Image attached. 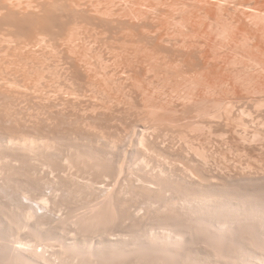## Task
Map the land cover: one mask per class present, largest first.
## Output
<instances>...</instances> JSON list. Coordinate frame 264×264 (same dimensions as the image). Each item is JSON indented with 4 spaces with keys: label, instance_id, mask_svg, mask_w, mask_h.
<instances>
[{
    "label": "rangeland",
    "instance_id": "obj_1",
    "mask_svg": "<svg viewBox=\"0 0 264 264\" xmlns=\"http://www.w3.org/2000/svg\"><path fill=\"white\" fill-rule=\"evenodd\" d=\"M86 2H87V4H88V6H89V8L91 9V10H93L94 9V7H95V10H96V12H95V10H93V11H91V13H90V11H86L85 10V8H86V6L84 7V6H81V7H83V8H80V9H76V11L78 12V14L79 15H77V16H81V17H77V20L79 21V23H81V24H87V25H85V26H87V28L88 29H86V28H84L83 29V25L81 26V24H80V27L79 28H81L82 27V32H84V39L81 41V42H83V44L80 42L79 44H78V42H79V40H78V42H77V49L79 50L77 53H79V54H81L80 56L82 57V56H84V57H80L81 59H84L83 61H84V63H88L89 64V66H91V68L89 67V69H90V71L92 72H90L88 75H83V76H81L80 74V76H78L76 73H75V71H72V70H68V69H72V68H69L68 67V65L66 66L65 64H67V63H64L65 61H66V58H67V60H68V56H70V53H72V52H69L68 50L67 51H65L66 49L65 48H60L61 50H57V52H56V49L59 47V45L55 48V45H54V48L52 47L51 49H50V46H48V48H43L42 47V50L43 49H45L46 50V52H45V50H43V53L42 52H39L38 54H40L39 55V57H38V59L36 58V56L34 57V58H32L31 59V61H32V63L30 62V63H27L28 64V68H24L25 66H27V64L25 65L24 64V67H19L18 65H17V68L19 67V69L21 70V68H23V71H24V73L22 74V72L23 71H21V72H17L16 71V74L14 73V75H12L13 73H7V74H3L2 72H0L1 74H0V78H2V82L0 81V83L1 84H4V85H1L0 84V86H3V87H0V90L1 89H3V91L1 90L0 92V95H2V96H0V98L2 99H0V106H2L3 108H1L0 107V133L1 132H3V133H1L0 135L1 136H3L4 134L5 135H13V136H15L16 134H17V136H15V137H19V138H21V137H32V136H34V138H38V140H39V138H41V137H38L39 136V134H40V136H45V135H51L52 133H55L56 131H52L53 129L54 130H57V132L56 133H58L59 131H61V132H59V134L61 135V138L63 139V142L64 141H73L74 140V138L73 137H75V136H77L78 137V141H81L80 140V138H82V136L83 137H85L86 138V136L87 135H89L88 137H92V138H100L101 139V147H103L104 148V150H106V151H111V150H113V154H114V167H116L115 168V172L113 171H107V173H106V175H104L105 174V172L106 171H104L105 169H102L101 171H99L100 173L102 172V175L98 172V170L97 171H94L95 170V168H93L92 170H90L91 172L90 173H88L89 172V169H87V173H85L86 172V169L84 170V169H82V168H84L82 165H77V166H81L80 168H78L77 166L75 167V168H73L74 170L75 169H80V172L82 173L83 172V176H81V177H83V178H81V180L83 181V179H84V181H86V180H89V179H91V178H93V180H95L96 179V181H97V179L99 180V184H100V186H102V184H103V186L102 187H104L105 189L106 188H108L107 190L108 191H112V188L110 189V187H113L114 186V192H112V193H115L114 194V196L113 197H115V198H113L112 200L113 201H111L112 203H107V205L105 204V203H103V207H101L100 209L98 208L97 209V211L96 212H98L99 211V213H97V215H96V212L95 213H93L94 215H92L91 217H90V214H92V213H88L89 211H87L86 209H88V207L90 206V205H93V203L94 204H96V203H98V201H99V199H101V197L99 196L98 197V195H100V192H98V190L96 191V190H90L89 191V188H87L86 186H84L83 185V187H85V189L80 185V184H78V185H80V188L79 187H77V185H75L74 186V184H70V183H67L68 182V179L70 178V177H67L68 176V174H69V172L66 174V175H62L61 173H60V171H59V169L57 168V167H59L60 166V163H58V158H56V156L54 155H52V157H51V155H49L50 153L48 152V153H45L46 152V150L44 151V154L46 155L45 156V160L47 159V158H49V157H51V158H49L50 160L53 158V157H55V161H54V159L53 160H51V161H49L48 159V162L50 163V164H53V162H54V166H57L56 168H57V170H58V172L60 173H57V170H56V168L55 167H53V168H55V170H56V176H58V174H59V177L61 178V177H63V176H65V177H67L66 179V181L64 182V177L63 178H61L62 180H60V179H58L59 177H56L55 175H54V177H56L55 179H54V177L52 176V174H50L49 175V177L47 178L46 177V175H44L43 174V171H45V169L47 170V168L45 167V166H40L39 168L40 169H38V171H36L31 177H29L28 176V174L26 175V176H28V178L24 175L23 177H26L27 179H28V182H29V184L31 183V182H33V183H31L30 185H31V187L33 188V185L35 186L34 187V189H32L33 191H36V190H38L39 188V186H40V190H38L37 191V195H38V193L39 194H43V192H45V194H43V195H46L47 193L50 195V193H53V192H55V191H53V189L54 188H56L55 190H57V188H58V191L56 192V193H60V194H58V195H63V197L61 198V196H56V197H58V200H56L57 202L59 201L60 203L62 202L61 201V199H63V200H65V202L66 203H68V204H70L71 205V203L73 204L72 206H75V205H77V206H75V207H72V208H76V209H78V206H81L80 208H82V207H84L85 208V206L87 207V208H85V209H80V210H76L75 209V211L77 212H75V214H73L74 216L75 215H77L76 217H74L73 215L70 217V215L68 214V212H66V213H64V212H62V210L63 209H61V210H59L60 212H56V213H58L57 215H56V213L54 212V210H51V206L48 208V209H50V210H47V212H45V210H43V209H47V208H40L39 206L37 207L36 206V208L38 209L39 208V210H38V214H39V212H40V219H42V220H39V218H36L37 220L35 221L34 220V222L32 221V223H30L31 225H28V226H26L25 227V225H24V227H23V225H20V226H22V227H19L18 225H19V223L18 224H16L15 222L17 221H15V219H14V217H15V215H14V217L13 216H11L12 215V213H10V217H9V215L7 214V212H6V209H4L5 210V214L3 213V214H1L2 216H3V218H4V216H5V220H7V221H5L6 223H5V228H4V226H2V227H0V231H2V233H4L3 234V236L5 235L6 236V238H5V236L3 237L2 236V233L0 232V262H2V264H6V262H7V264H19V263H23V264H25L24 262H26L27 263V261H28V259H29V261H28V263L27 264H32L33 262V264H47V263H49V264H61L62 263V261H63V259H65L64 261H63V264H67L68 262H69V264H71V262L74 264V262L73 261H77L75 264H80L81 262H82V264H127L129 261V263L128 264H176L175 263V261L177 262V264H179V260L178 259H176V258H173L174 256H173V254L176 252V253H182L183 251L184 252H186L187 251V255H194V254H196V256L194 255V257H198L197 255H199V256H201V257H203V253H205V255H211L212 257H211V259L212 258H215L216 259V261H215V259L214 260H211L210 259V256L208 257V256H205L204 258H206V257H208L209 258V262H210V260H211V262L213 261H215V263H220L221 264V262L224 264V263H226L227 262V260H228V258L230 257V250L228 251V250H226V249H228L229 248V244H227L228 246H226V245H224L225 244V242H228L229 240H227V239H223V241H225L224 243H222L223 241H222V239H220L219 241H220V243H219V245L220 246H218V242L217 241H215V243H214V241L212 242V239L213 240H216L217 238H215L214 236L212 237V239H211V236L208 234V233H206V235L207 236H209L208 238L210 239V242H209V239L207 240L206 238H207V236L205 237L204 235H202V233H199L200 231H203L204 232V230H201V229H199L200 231L199 232H197L198 230H191V232H190V234H188V237L191 235V233L193 232H195V233H197L196 235L195 234H193V236L197 239H195L193 236L191 237V238H194L192 241H190L191 240V238L190 239H187L183 244H187V245H181V244H177L176 243V245L179 247L178 249L176 248L177 246L174 244L175 242H168L169 243V245L167 244V243H163V242H160V240H162V237L165 235V234H167L170 230H167V233H165L166 232V230H164V229H170V228H173V229H175V227H177V228H179L180 226H182V225H180V224H182V221H181V219H179L180 218V216H178V218L177 217H175V216H177V214L176 213H173V209H174V207H172L170 204H172V202H174V201H176V200H178L179 198V195H180V197H181V195L182 194H185L184 196L187 198V196H189L188 198L191 200V199H193V197L194 196H192L193 194H191L192 192L190 191V190H192V188H188V187H191L190 185H189V181H187V179L189 180V178H187L188 176H187V174H193V173H197V174H193L192 176H193V178H196L197 180H201V179H204L203 181L204 182H206V181H213V178H214V181H218V179H220L221 181L220 182H222V183H220V185L222 186V184H225V182L226 183H230L229 181H231V183L230 184H232V182H233V180H234V182H239V183H241L242 184V186L244 187V189H247V188H249L250 187V185H253V186H257L258 188H264V170H260V169H264L263 167H264V163H263V160L261 161V159H264V152H262V150H263V148H264V146H263V144H264V108L262 109V107H260V106H263V104H264V102L263 103H260V101H264L263 99H264V56H262V55H264V18H263V16H264V14H262V13H264V1H260V0H257L258 2L260 1L261 3H260V6L259 5H257V4H259V3H256L257 1H255V0H231V2L230 1H228V0H204L203 1V3H201L202 2V0H171V1H169V0H141L140 2H139V0H122V1H120V2H122V3H120L119 2V0L118 1H116V0H100L99 2H97L98 0H95V1H93V0H89V2H90V4H89V2H88V0H85ZM84 0H81L80 2L81 3H85L86 4V2H85ZM93 1V2H92ZM111 1V2H110ZM129 1V2H128ZM133 1V2H132ZM156 1H158V2H156ZM187 1V2H186ZM189 1V2H188ZM248 1L249 2H251L252 1V3H249L250 4V6H245L246 5V2H247V4H248ZM255 1V2H254ZM95 2V3H94ZM105 2H106V4H105ZM112 2H114V3H112ZM116 2H117V4L119 5H121L120 7H118V5L116 4ZM124 2V3H123ZM128 2V3H127ZM144 2V3H143ZM145 2H147L146 4H150V6L149 5H146L145 4ZM151 2V3H150ZM154 2V3H153ZM163 2H165V3H168V4H165V3H162ZM179 2V3H178ZM200 2V3H199ZM206 2V3H205ZM97 3H100V5L99 4H97ZM125 3H127V4H125ZM132 3V6L130 5V4ZM142 3V4H141ZM160 3V4H159ZM170 3V4H169ZM219 3H221V4H219ZM245 3V4H244ZM255 3H256V5H255ZM84 4V5H85ZM93 4H96V6L95 5H93ZM112 4V5H111ZM126 6H125V5ZM129 4V5H128ZM153 4V5H152ZM158 4L159 5H161V6H158ZM196 4V5H195ZM197 4H199V5H197ZM209 4H211V5H209ZM225 4V5H224ZM244 5V6H242V5ZM97 5H99V6H97ZM101 5H103V6H101ZM114 5V6H113ZM116 5V6H115ZM136 5V6H135ZM162 5H164L163 7L164 8H161L162 7ZM170 9L171 7V10H168L167 9V7ZM169 5V6H168ZM172 5H175L174 7L172 6ZM186 5V6H185ZM189 5V6H188ZM195 5V6H194ZM207 5V6H206ZM219 5H220V7H219ZM225 6V8H223V6ZM263 7H262V6ZM93 8H92V7ZM112 6V7H111ZM127 6H129L130 7V9L129 8H126ZM133 6H134V8H133ZM141 6V7H140ZM146 8V9H144V7ZM147 6H149V7H147ZM153 6H154V8H153ZM176 6L178 7L177 9H175L176 8ZM185 6V7H184ZM188 6V7H187ZM191 6H193V7H191ZM197 6H198V8H197ZM209 6V7H208ZM217 6V7H216ZM230 6V7H229ZM233 6V7H232ZM104 7L105 8H107V9H109V11H107V12H105L107 9H104ZM115 7V8H114ZM116 7H118V8H116ZM137 7V8H136ZM143 7V8H142ZM187 7V8H186ZM211 7V8H210ZM222 7V8H221ZM238 7H240V8H238ZM100 10H99V9ZM103 8V9H102ZM113 10H112V9ZM121 8V9H120ZM123 8L126 10V11H124V12H122L123 11ZM132 8V9H131ZM142 9V10H140V9ZM149 8H151V9H149ZM173 8H174V10H175V12H174V10H173ZM180 8H182V11H180L181 9ZM184 8V9H183ZM190 8H193L192 10H190ZM200 8V10H197V9H199ZM205 10H204V9ZM235 8V9H234ZM87 9V8H86ZM112 11H111V10ZM114 9H116V13H114L115 12V10ZM119 9V10H118ZM138 9V10H137ZM144 9V10H143ZM159 9H161V10H159ZM162 9H164V10H162ZM166 9V10H165ZM180 9V10H179ZM223 9V10H222ZM224 9H225V11H224ZM231 9V10H230ZM103 11V14H104V12H105V14H104V18H102L103 17V14H102V12L100 13L99 11ZM118 10V11H117ZM121 10V11H120ZM129 10L131 11V12H129ZM134 12H133V11ZM152 10V11H151ZM157 10V11H156ZM177 10V11H176ZM188 10V11H187ZM189 10H190V12H192V14H194V15H191V13L189 12ZM203 10V11H202ZM218 10H220V11H218ZM222 10V11H221ZM234 10V11H233ZM236 10V11H235ZM80 11H81V14H80ZM149 11V12H148ZM151 11V12H150ZM153 11H154V13H153ZM171 11H173V12H171ZM183 11H185L184 13H183ZM199 11H201V12H199ZM247 11V12H246ZM86 13L87 14V12H88V14H87V16L89 17L88 18V20H87V17H86V19L84 18V16H86V14H84V13ZM99 12V13H98ZM124 13V14H122V13ZM125 12H127V13H131V19L129 18V14H127L126 15V13ZM133 12V13H132ZM138 12V13H137ZM156 12H157V14H159V16L156 14ZM181 13V14H177V13ZM206 12V13H205ZM222 12V13H221ZM229 12V13H228ZM232 12V13H231ZM242 12V13H241ZM96 13H98L97 15H101V16H99V18H98V16L96 15ZM114 13V14H113ZM118 13H120V14H118ZM135 13H137V14H135ZM148 13V14H147ZM151 13V14H150ZM167 13V14H166ZM171 13V14H170ZM172 13H174L175 15H174V17H173V14ZM183 13V14H182ZM187 15H186V14ZM199 13V14H198ZM219 13H220V15H219ZM257 13V14H256ZM259 13V14H258ZM91 14V15H90ZM113 14V15H112ZM119 16H118V15ZM134 14V15H133ZM139 14V15H138ZM142 14V15H141ZM143 14H145L144 16H143ZM155 14V16H154V18L155 19H152L153 18V15ZM162 14V15H161ZM163 14H164V16H163ZM169 14V15H168ZM176 14H177V17H175L176 16ZM205 14V15H204ZM208 14V15H207ZM107 15V16H106ZM120 15H121V17H120ZM128 16L127 18H128V20L126 19V17L125 16ZM147 15H149V17H145V16H147ZM152 15V16H151ZM166 15V16H165ZM171 15H172V17H171ZM196 15V16H195ZM207 15V16H206ZM220 17H219V16ZM243 15V16H242ZM245 15V16H244ZM257 15H258V17H257ZM260 15H261V17H260ZM91 16V17H90ZM92 16H94L95 18H92ZM108 16H113V17H108ZM115 16L117 17V18H115ZM136 18H135V17ZM138 16V17H137ZM142 16V17H141ZM160 16L162 17L161 19H160ZM168 16V17H167ZM185 16V17H184ZM203 18H202V17ZM211 16V17H210ZM239 16V17H238ZM247 16V17H246ZM249 16H253L254 18H249ZM83 17V18H82ZM101 17V18H100ZM107 17V18H106ZM119 17V18H118ZM133 17V18H132ZM141 17V18H140ZM187 17V18H186ZM209 17H210V19H212V20H210L209 21ZM214 17V18H213ZM217 17V18H216ZM240 17H241V19H240ZM257 17V18H256ZM259 17H260V19H259ZM79 18V19H78ZM98 18V19H97ZM107 19V21H108V24H110L111 23V25L113 24V23H116V24H113L112 26L111 25H108L107 26V21H106V19ZM109 18H113V20H109ZM121 18V19H120ZM124 18V19H123ZM140 18V19H139ZM143 18H146V19H143ZM147 18H148V20H147ZM151 18V19H150ZM172 19V20H169V19ZM191 18V19H190ZM205 18L207 19V20H205ZM229 18V19H228ZM233 20H232V19ZM256 18V19H255ZM263 18V19H262ZM85 19V20H84ZM90 19V20H89ZM93 19H95V21L93 20ZM104 20V23L103 22H100V21H102V20ZM120 19V20H119ZM138 21H137V20ZM143 19V20H142ZM158 19V20H157ZM160 19V20H159ZM162 19H165V20H162ZM166 19H168L167 21H169L168 23H167V21H166ZM178 19V20H177ZM184 23V25H183V27H182V22L180 21V20ZM188 19H190V20H188ZM203 19V20H202ZM221 19H222V21H221ZM257 19H259V20H257ZM262 19V20H261ZM83 20V21H82ZM92 20V21H91ZM136 20V21H135ZM141 20V21H140ZM150 20V21H149ZM152 20V21H151ZM184 20H185V22H184ZM205 20V21H204ZM227 20V21H226ZM255 20V23L253 22ZM85 21H87V23H85ZM91 21V22H90ZM105 21H106V23H105ZM113 21V22H112ZM115 21H117V22H115ZM122 21V23H119V25H118V22H121ZM131 21H133L132 22V24H130V22ZM158 21V22H157ZM166 22V24L164 23V22ZM174 21V22H173ZM181 23H180V22ZM205 22V24H204V22ZM223 21H225V22H223ZM230 21V22H229ZM232 21V22H231ZM234 21H236V22H234ZM240 23H239V22ZM259 21V22H258ZM261 21V22H260ZM94 22H95V24L97 25L96 27L97 28H101V27H103L104 29L102 30V28H101V30L103 31H101V30H99V29H97L96 27H95V25H93L94 24ZM97 22V23H96ZM137 22V23H136ZM145 22H147V23H145ZM153 22V23H152ZM158 24H157V23ZM164 24H163V23ZM176 24L177 22L178 23H180L181 24V27H182V29L180 28V24H178V26H177V24L174 26V24ZM176 22V23H175ZM195 22H196V24H195ZM201 22V23H200ZM250 22V23H249ZM78 23V24H79ZM89 23L90 24H92L91 25V28H90V25H89ZM123 23H125L124 24V26H123ZM128 23V24H127ZM133 23H136V24H133ZM142 23H144L145 25H143L142 26ZM149 23V24H148ZM151 23V24H150ZM155 23V24H154ZM191 23V24H190ZM225 23V24H224ZM230 23H231V26H230ZM102 26H101V25ZM147 24V25H146ZM173 25V26H171V25ZM189 24V25H188ZM200 24V25H199ZM223 24H224V27H221V25L223 26ZM235 24H237V25H235ZM253 24V25H252ZM104 25H106L105 27H104ZM115 25H117L116 27H115ZM136 25H137V27H136ZM141 25V26H140ZM158 26V28H161V29H164V31L162 30L161 32L162 33H164L165 35H166V37L167 38H170V36L172 35V37H171V41H170V39H169V41H170V43H168V42H166V43H163V45L164 46H162V50L161 49H159V47H157V44H156V46H154L155 44H151L152 43V41H151V43L150 42H147V40H145V41H141L140 39H139V41L138 40H133V37L135 36L137 39L139 38V37H137L139 34H140V32H141V34L144 32H146V33H148V32H150L151 30V28L152 29H158L157 28V26ZM161 25H163V26H161ZM186 25V26H185ZM204 25V26H203ZM216 25H217V29H216ZM226 25V26H225ZM236 27H235V26ZM84 26V27H85ZM110 26H111V28H110ZM120 26L122 27L121 29H120ZM126 26H128V27H126ZM135 28H134V27ZM139 26H140V28H139ZM148 28V29H146V27ZM149 26V27H148ZM151 26V27H150ZM169 26V27H168ZM177 26V28H175ZM213 26H215V27H213ZM220 26V27H219ZM228 26V27H227ZM230 26V27H229ZM252 26V27H251ZM130 27H131V29H130ZM168 27V28H167ZM186 27V28H185ZM192 27V28H191ZM203 27V28H202ZM212 28V31H211V28ZM233 27V28H232ZM249 29H248V28ZM256 27V28H255ZM260 29H258V28ZM79 28H78V30H79ZM107 28V29H106ZM110 28V29H109ZM119 28V29H118ZM139 28V29H138ZM150 28V29H149ZM166 28V29H165ZM170 28V29H169ZM172 28H174V29H172ZM181 29V31L179 32V30L178 29ZM185 30H184V29ZM202 28V29H201ZM230 28V29H229ZM253 28V29H252ZM90 29V31H88ZM93 29H97V30H99L98 32H97V30H93ZM107 31H106V30ZM111 29H113V30H111ZM123 29V30H122ZM125 29V30H124ZM137 29V30H136ZM141 29H143V30H141ZM197 29V30H196ZM199 29H201V30H199ZM210 29V30H209ZM214 29H216V30H218V31H216V30H214ZM220 29H221V31H220ZM223 29V30H222ZM233 29H234V31H233ZM238 29V30H237ZM77 30V31H78ZM85 30V31H84ZM88 32H91L90 34H94L93 35V37L94 36H96V34H97V36H96V38L94 37H92V35H89V33H87V31ZM110 30L111 31H113L114 33L115 32H117L116 34H114L113 32H111L110 33ZM116 30V31H115ZM121 30L122 31H124V32H129V33H124V35L126 36V35H128V37L130 38V40H126V37L123 35V33L121 32ZM128 30H133L134 31V33H133V31H132V35L130 34L131 32L130 31H128ZM145 30V31H144ZM171 30H174V32L172 31L171 32ZM178 30V31H177ZM184 31V33H182L183 31ZM190 30H192V31H190ZM213 30H214V32H213ZM225 30V31H224ZM228 32H227V31ZM230 30V31H229ZM254 30V31H253ZM97 33H96V32ZM136 31V32H135ZM148 31V32H147ZM167 31V32H166ZM172 33V34H170V32ZM176 31V32H175ZM237 32V33H233V32ZM79 32H80V30H79ZM81 32V34H83ZM86 32V33H85ZM107 32V33H106ZM120 32V33H119ZM178 32V33H177ZM196 32V33H195ZM199 32V34L201 35H199V34H197ZM221 32V33H220ZM240 32V33H239ZM246 32V33H245ZM104 33V34H103ZM168 35H170V36H168ZM175 33V34H174ZM182 33V34H181ZM195 35H193V34ZM210 33V34H209ZM219 33L221 34L220 36H219ZM232 33L234 34V35H232ZM240 34V36H237V35H239ZM245 33V34H244ZM248 33V34H247ZM258 33V34H257ZM111 34H114L113 35V37L114 38H116V37H118L119 39L117 40V38L115 39V40H117L118 41V43H117V41H113L114 40V38L112 37V35ZM122 34V35H121ZM130 34V35H129ZM178 34V35H177ZM217 34H218V36H217ZM225 34V35H224ZM227 34V35H226ZM228 34H229V36H228ZM245 36H243V35ZM90 37H89V36ZM99 35V36H98ZM102 35H105V36H102V37H104V38H102L101 36ZM110 35V36H109ZM121 35V36H120ZM181 35V36H180ZM190 35V36H189ZM209 37H207V36ZM230 35H231V37H233V39L230 37ZM242 35V36H241ZM254 35H256V36H254ZM86 36L89 38V42H87L86 43ZM188 36H189V38H188ZM217 36V37H216ZM224 36H225V38H224ZM248 36V37H247ZM251 36H253V37H251ZM21 37H23V36H21ZM83 37V36H82ZM100 37H101V39L102 40H107V42L106 41H102L101 39H100ZM106 37H107V39H106ZM122 37V38H121ZM125 37V38H124ZM186 37H187V39H186ZM197 37V38H196ZM220 37V38H219ZM242 37H244V38H242ZM256 37V38H255ZM24 38H27V37H25L24 36ZM90 38H92L93 40H91ZM99 38V39H98ZM110 38V39H109ZM113 38V39H112ZM124 38V40H126V42L127 43H125V46L128 48H124V47H122V45H124L123 43L125 42V41H123L122 40V42H121V39H123ZM175 38H176V40L178 39V38H180V39H178L176 42L174 41L175 40ZM181 38H183V39H181ZM202 38V39H201ZM211 38V39H210ZM217 40H216V39ZM221 38H223V40L221 39ZM227 38V39H226ZM231 38V39H230ZM261 38V39H260ZM96 39V40H95ZM185 39H186V41H185ZM189 39H191V40H189ZM199 39V40H198ZM205 39V40H204ZM221 39V40H220ZM229 39V40H228ZM247 39V40H246ZM91 40V41H90ZM109 40V41H108ZM131 40H132V42H131ZM181 40V41H180ZM185 41V43H183L184 41ZM189 40V41H188ZM193 40V41H192ZM201 40V41H200ZM207 40H209V41H207ZM214 40H216V41H218L217 43H215L216 41H214ZM46 43L47 42H49L48 43V45H50V40H48V38H46ZM45 41L42 43V44H40V45H45V46H47L46 45V43H45ZM87 41H88V39H87ZM95 41V45H94V43H92V42H94ZM121 43H120V42ZM129 41L131 42V45H132V47H134L135 46V48H131V45H130V43H129ZM150 41V40H149ZM174 41V42H173ZM183 41V42H182ZM192 41V42H191ZM198 41V42H197ZM201 43H200V42ZM228 41V42H227ZM229 41H231V42H229ZM92 43V45L93 46H91L90 44ZM99 42V43H98ZM108 42H109V44H108ZM134 42L136 43V44H134ZM142 42L144 43V44H142ZM180 42V43H179ZM182 42V43H181ZM188 42V43H187ZM198 43V45H199V47H200V49L198 48V45H197V43ZM206 42H208V43H206ZM225 42V43H224ZM245 42L247 43V44H245ZM254 42V43H253ZM85 43V44H84ZM96 43H97V45H96ZM100 43H102V44H100ZM106 44V46H104V44ZM111 43V44H110ZM129 43V44H128ZM154 43V42H153ZM178 43V44H177ZM193 43V44H192ZM220 43V44H219ZM244 43V44H243ZM250 43H252V44H254V45H252V44H250ZM53 44V43H52ZM55 44V43H54ZM81 44H82V46H81ZM87 44V45H86ZM108 44V45H107ZM116 44H120L119 46L118 45H116ZM122 44V45H121ZM126 44H128V45H126ZM134 44V45H133ZM138 44V45H137ZM140 44V45H139ZM146 44V45H145ZM152 46H151V45ZM170 45V47L168 46L167 47V45ZM175 44H176V46H175ZM179 44L181 45L182 44V46H179ZM184 44L186 45V46H184ZM204 46H202V45ZM221 44H223V45H226V47L224 46H222ZM255 44H256V46H255ZM79 45H80V48H79ZM110 45H112V47L110 46ZM116 45V46H115ZM144 47H143V46ZM150 45V46H149ZM177 45H178V47H177ZM197 45V46H196ZM209 45V46H208ZM212 45V46H211ZM219 45V46H218ZM228 45H230V46H228ZM249 45H252V46H250V47H255V48H250L249 47ZM85 46H88V47H86L85 48ZM104 48H106L105 50L106 51H109L110 52V54L108 53V52H106L105 50H103V47ZM117 46H118V48H117ZM137 46V47H136ZM147 46L149 47L148 49H147ZM173 46V47H172ZM188 46V47H187ZM195 46V47H194ZM222 46V47H221ZM228 46V47H227ZM236 46V47H235ZM259 46V47H258ZM39 48L41 47V46H38ZM36 48V49H39V48ZM89 47H93V49L91 50V49H89ZM99 47V48H98ZM122 47V48H121ZM165 47V48H164ZM179 47H180V49L183 47V49H184V52L186 53L185 54V56L187 55V56H189V57H191V58H189V57H187L186 56V58H184L185 56H181V59L179 58V55H176L175 54V52H176V50L177 49H179ZM184 47H187L188 49H189V47H190V52H189V50L188 49H185ZM196 48L195 50H193L194 48ZM201 47H203V49H205L204 51H202V49H201ZM206 47V48H205ZM215 47V48H214ZM216 47H218V48H216ZM234 47H235V49L237 48V51L235 50L234 51ZM244 47V48H243ZM246 47V48H245ZM261 47V48H260ZM96 48V49H95ZM101 48V49H100ZM107 48H109V50H107ZM114 48L115 49V51L113 50L112 51V49ZM147 50H146V49ZM151 48V49H150ZM153 48H155V49H153ZM172 50H175V51H171V49ZM173 48H175V49H173ZM191 48H193V49H191ZM224 48V49H223ZM226 48H227V50H226ZM248 48H250L251 50L249 51L248 50ZM261 49V52H260V49ZM54 50V51H51V50ZM64 49V50H63ZM76 49V50H77ZM94 49H95V51H94ZM121 49V50H120ZM124 49V50H123ZM142 49V50H141ZM165 49V50H164ZM183 49H181V50H183ZM212 49V50H211ZM254 49V50H253ZM257 49L259 50V52L257 51ZM263 49V50H262ZM41 50V51H42ZM88 50H90L89 52H91V53H89V52H87ZM97 50H98V53H96L97 52ZM100 50V51H99ZM102 50V51H101ZM128 50V51H127ZM130 50V51H129ZM136 50L140 53L141 52V54H137V52H136ZM140 50V51H139ZM150 50H151V53L153 54V52H155L156 50H158V51H160V52H158V51H156V52H158V54L156 53L155 55L153 54H151V57H149V54L148 53H150ZM188 51V52H186V51ZM243 50L245 51V52H243ZM48 51V52H47ZM51 51V52H50ZM84 51V52H83ZM96 53H94V52ZM112 51V52H111ZM118 53H117V52ZM129 52V53H122V52ZM133 51V52H132ZM146 51V52H145ZM166 51V52H165ZM246 51H248V54L246 53ZM252 51V52H251ZM50 52V53H49ZM54 52V53H53ZM57 54H56V53ZM62 52H63V54H62ZM67 52V53H66ZM68 52H69V54H68ZM85 52H87V53H85ZM102 52H104V53H102ZM114 52V53H113ZM122 53L123 55H128L129 54V56H123L122 54H120L119 55V53ZM135 52H136V54H135ZM172 52V53H171ZM194 52V53H193ZM197 52H199V53H197ZM201 52V53H200ZM214 54V56H213V54ZM216 52V53H215ZM232 52H234V53H232ZM256 52H258V53H256ZM53 53V54H52ZM60 53V54H59ZM92 53H93V55H92ZM144 53V54H143ZM148 55H146V54ZM166 53V54H165ZM170 53V54H169ZM205 53V54H204ZM243 53V54H242ZM246 53V54H245ZM263 53V54H262ZM47 54H49V55H47ZM51 54L52 55H54V56H51ZM72 54H74V53H72ZM79 54H76V55H79ZM87 54L88 55H90L89 57L91 58L90 59V62L88 61L89 60V57H87L86 58V56H87ZM109 54V55H108ZM115 55V56H113V55ZM132 54V55H131ZM135 54V55H134ZM161 54V55H160ZM163 54V55H162ZM200 54V55H199ZM203 56H202V55ZM235 54H237L238 56H234ZM242 54V55H241ZM244 54H245V56H244ZM250 54V55H249ZM254 54H256V55H254ZM43 55H44V58H43ZM47 57H46V56ZM62 55V56H61ZM99 55H101L102 57H103V59L101 58V57H97V56ZM104 55V56H103ZM105 55H106V57H105ZM111 55V56H110ZM122 55V56H121ZM146 55V56H145ZM157 55V56H156ZM216 55H219L218 57H220V59L219 58H217V56ZM230 55H232V56H230ZM259 55V56H258ZM66 57V58H62V57ZM73 56V55H72ZM97 57V60L98 59H100V61L98 60V61H96V57ZM110 56V57H109ZM118 56V57H117ZM122 57V59H121V57ZM132 56V57H131ZM133 56H135L134 58H133ZM139 56V57H138ZM159 56V57H158ZM162 56V57H161ZM164 56V57H163ZM170 58V60H169V58ZM172 56V57H171ZM175 56V57H174ZM200 56V57H199ZM206 56V57H205ZM222 56V57H221ZM242 56V57H241ZM248 56V57H247ZM249 56H250V58H251V60H250V58H249ZM252 56V57H251ZM49 57V58H48ZM54 59H53V58ZM61 57V59H59ZM79 57V56H78ZM95 59H94V58ZM115 57H117V59L115 58ZM124 57H126L127 58V61L125 62V58ZM146 57V58H145ZM149 57V58H148ZM202 57V58H201ZM205 57V58H204ZM213 57V58H212ZM237 57V58H236ZM244 57V58H243ZM255 57V59H252V58H254ZM36 58V59H35ZM40 58V59H39ZM93 58V59H92ZM130 58V59H129ZM133 58V59H132ZM152 58H154V59H152ZM156 58V59H155ZM157 58H158V60H157ZM166 58V59H165ZM185 60H184V59ZM189 58V59H188ZM199 58V59H198ZM211 58H212V60H211ZM217 58V59H216ZM233 58H235V59H233ZM241 58V59H240ZM34 59H35V61H34ZM41 59H43V60H41ZM44 59H45V63L46 62H48V63H46V64H44L43 63V61H44ZM56 59V60H55ZM65 60V61H62L63 63H64V65H63V63L60 61V60ZM86 59V60H85ZM118 59H120L121 60V64H120V60L118 61ZM132 59V60H131ZM140 59V60H139ZM143 59H145V60H143ZM165 59V60H164ZM168 59V60H167ZM194 59V60H193ZM197 61H196V60ZM200 59H202V60H200ZM204 59H206V62L204 61ZM214 59H216V61L214 60ZM245 59H246V62H245ZM39 60H41V62L39 61ZM47 60V61H46ZM54 60V61H53ZM57 60H58V64H61V65H63V66H65V67H67V68H62V66L61 65H58L57 66ZM103 60V61H102ZM105 60H109L108 62L107 61H105ZM112 61V64H111V61ZM114 60V61H113ZM125 62H123V61ZM137 60H139V61H136ZM143 60V61H142ZM149 61L148 63H150V61H151V63L149 64V65H147V63L146 62H144V61ZM176 60H177V62H176ZM178 60H180L181 62H186L187 61V64H185V62L184 63H181L180 61H178ZM184 60V61H183ZM190 60V61H189ZM192 60V61H191ZM233 60H238V61H234L233 62V64L231 63ZM244 60V61H243ZM30 61V60H29ZM37 61V62H36ZM88 61V62H87ZM92 61V62H91ZM117 61H118V63L120 64V65H116V63H117ZM130 61V62H129ZM136 62V63H134V62ZM167 61V62H166ZM209 61V62H208ZM219 61V62H218ZM250 61V62H252L251 64H250V62L248 63V62ZM254 61V62H253ZM256 61V62H255ZM38 62H40V63H38ZM49 62H50V64H49ZM61 62V63H60ZM67 62V61H66ZM95 62H97V63H99V65H105V66H100L99 67V65H97V63H95ZM104 64H103V63ZM116 62V63H115ZM123 62V63H122ZM133 62V63H132ZM140 62H142V63H140ZM147 65H145L144 63ZM169 62V63H168ZM173 62V64H171ZM179 62V63H178ZM191 62H194L193 64L191 63ZM198 62L200 63V64H198ZM208 62V63H207ZM223 62V63H222ZM242 62V63H241ZM22 63V62H21ZM20 63V64H21ZM34 63V65H32ZM93 63H95V64H93ZM101 63V64H100ZM106 63V64H105ZM115 65H114V64ZM128 63L131 65H128ZM138 63V64H137ZM181 63V64H180ZM191 63V64H190ZM204 63V64H203ZM228 63V64H227ZM243 63H244V65H243ZM245 63H247V65L245 64ZM255 65H254V64ZM88 64H87V66H88ZM124 64V65H123ZM125 64H126V66H129L130 68H132V70H130V68L128 69V70H126V68H128V67H126L125 66ZM135 64V65H134ZM154 64V66H152V65ZM156 64V65H155ZM167 64V65H166ZM169 64V65H168ZM178 64H180V66L178 65ZM183 64H184V66H183ZM190 64V65H189ZM195 64V65H194ZM198 64V65H197ZM225 64V65H224ZM227 64V65H226ZM230 64H232V66L230 65ZM235 64V65H234ZM237 64V65H236ZM260 65V67H259V65ZM22 65H23V63H22ZM36 65V66H35ZM39 65H41V66H39ZM44 65V66H43ZM46 65V66H45ZM53 65V66H52ZM56 65V68L58 67V69H56V68H53L54 66ZM108 65V66H107ZM111 65V66H110ZM135 67H133V66ZM140 65V66H139ZM143 65L145 66V67H143ZM161 65V66H160ZM166 65V66H165ZM175 66V67H173L172 69H170L172 66ZM189 65V66H188ZM194 65V66H193ZM209 67V70H208V67ZM210 65V66H209ZM214 65V66H213ZM221 65V66H220ZM240 65H242V67L240 66ZM251 65V66H250ZM256 65H257V67H256ZM32 68H31V67ZM34 66H35V68L37 67L38 68V70L40 71H43V72H39L40 74H38L37 72V69H35L34 68ZM48 66V67H47ZM51 68H50V67ZM62 68H60V67ZM98 66V67H97ZM116 66V67H115ZM123 66V67H122ZM124 66L126 67L125 69H124ZM138 66V67H137ZM149 66H150V68H149ZM158 66V67H157ZM163 66H165V67H163ZM182 66V67H181ZM197 66H199L198 68H197ZM215 66H219V67H215ZM249 68V69H247V67ZM252 66H253V68H257V69H253L252 68ZM40 67H42V68H40ZM109 67H113L112 69L110 68L109 69ZM119 67H120V69H119ZM141 68V70H139L140 68ZM143 67V68H142ZM148 67V68H147ZM152 67H153V69H155V67L157 68L156 70H154L153 71V69H152ZM168 67V68H167ZM176 67H178V68H176ZM212 67V68H211ZM213 67H214V70H213ZM227 67L228 68H230L229 70L227 69ZM235 67L237 68V70H239L240 72H241V74L239 73V71H237L236 69H235ZM245 67V69H243ZM34 68V69H33ZM40 68V69H39ZM46 68H47V70H46ZM95 68H97L96 70H95ZM103 68H107V70L109 71L108 73H107V71H106V69H104L103 71H101V69H103ZM116 68V69H115ZM138 68V69H137ZM147 68V69H146ZM165 68V69H164ZM185 70H184V69ZM197 68V69H196ZM231 68H232V70H231ZM239 68V69H238ZM251 68V69H250ZM260 68V69H259ZM262 68V69H261ZM28 69H29V72L28 73H32V74H26V72L28 71ZM43 69V70H42ZM51 69H53L52 70V73H51ZM55 69H56V71H55ZM67 70L68 72H70V73H67V71H65V70ZM91 69H93V70H91ZM114 69V70H113ZM119 69V70H118ZM134 69V70H133ZM151 69V70H150ZM175 69V70H174ZM177 69V70H176ZM179 69V70H178ZM189 69V70H188ZM199 69H200V71H199ZM203 69H204V71H203ZM221 70V71H219V70ZM227 69V70H226ZM234 69V70H233ZM247 69V70H246ZM253 69V70H252ZM18 70V69H17ZM19 70V71H20ZM35 70V72H33ZM47 71V73H45L46 71ZM49 70H50V72H49ZM95 70V71H94ZM100 70V71H99ZM117 70V72H115ZM122 71V73H121V71ZM125 70H126V73H127V75H126V73H125ZM148 70V71H147ZM160 70V71H159ZM167 70V71H166ZM184 71V72H182V71ZM193 71V72H191V71ZM231 70V72H229V73H227L228 71H230ZM248 70H252V71H248ZM257 70V71H256ZM259 70H261V71H259ZM263 70V71H262ZM15 71V70H14ZM64 71V72H63ZM93 71H94V73H93ZM106 71V72H105ZM112 71V72H111ZM154 73H153V72ZM164 72V74L166 73V72H168L167 74V76H168V78L171 76L172 77V81L171 80H169L168 81V79L166 78L167 76H165L164 74H163V72ZM174 71V72H173ZM185 71H186V73H185ZM217 71H219V72H217ZM234 71V72H233ZM246 71V72H245ZM247 71H248V74H246L247 73ZM254 71H255V73H254ZM61 72V73H60ZM66 72V73H65ZM89 72V71H88ZM98 74H97V73ZM99 72H101L102 74H100ZM103 72H105V73H107L106 75H107V77H106V79H107V81H106V79H104V77L106 76L105 75V73H103ZM111 72V73H110ZM139 72H141V73H139ZM148 72V73H147ZM158 72V73H157ZM178 72H181V73H178ZM194 72H196L198 75H196V73H194ZM202 72V73H201ZM209 72V73H208ZM242 72H245V73H242ZM252 72V73H251ZM5 73V72H4ZM17 73H18V77H17ZM36 73V74H35ZM43 73H45L44 74V78H42V74ZM52 75H54V73H55V75L54 76H50L51 74ZM64 73V74H63ZM113 73H114V75L117 77V79H116V77L113 75ZM121 74V77H120V74ZM124 73H125V75H124ZM130 73V74H129ZM161 73V74H160ZM176 73V74H175ZM178 73V74H177ZM200 73V74H199ZM208 73V74H207ZM212 73L214 74V76H212L211 77V75H212ZM227 73V74H226ZM233 73V74H232ZM235 73V74H234ZM263 75H262V74ZM35 74V75H34ZM50 74V75H49ZM56 74H58L59 76H61V78H59L58 77V75H56ZM70 74V75H69ZM75 74V75H74ZM90 74H94L93 75V80L95 79V81H93L92 82V84L94 85V88H93V85L91 84V80H92V76L90 75ZM97 74V75H96ZM118 74V75H117ZM145 74V75H144ZM149 76H147V75ZM150 74H152V75H150ZM160 74V75H159ZM188 74V75H187ZM194 74H195V76H194ZM203 74H204V76H203ZM219 74V75H218ZM230 74V75H229ZM241 75L240 77H241V80H239L240 79V77H238V75ZM247 75V76H245V75ZM4 75V76H3ZM12 75V76H11ZM16 75V76H15ZM27 75L29 76L28 78L29 79H26V78H23L24 76L25 77H27ZM38 75H40V76H38ZM49 75V76H48ZM66 75H67V77H66ZM90 75V76H89ZM98 75H99V78H98ZM100 75L103 77H100ZM103 75H105V76H103ZM110 75H113V76H110ZM124 75V76H123ZM131 75V76H130ZM142 77H141V76ZM176 75H178V76H176ZM187 75V76H186ZM233 75V76H232ZM260 75V76H259ZM7 76H9V78H10V85L9 84H7L8 82V79L7 78H5L4 79V77H7ZM11 76V77H10ZM21 76V77H20ZM23 76V77H22ZM61 80H59L57 77ZM86 76H88V77H86ZM127 76H129V77H127ZM138 76V77H137ZM144 76V77H143ZM147 78H146V77ZM156 76V78H155V80H154V77ZM161 76V77H160ZM164 76H165V78H164ZM178 77V79L176 78V77ZM186 76V77H185ZM190 76V77H189ZM198 76V77H197ZM203 76V77H202ZM227 76V77H226ZM243 76V77H242ZM253 76V77H252ZM259 76V77H258ZM17 77V78H16ZM30 77H31V79H30ZM56 77V78H55ZM62 77H65L64 79L62 78ZM70 77H72V79L70 78ZM91 77V80H90V84H89V82L87 81L88 80V78H90ZM96 77H97V79H96ZM113 77V78H112ZM159 79H158V78ZM170 77V78H171ZM182 77H184V78H187L186 79V82H185V79L184 78H182ZM192 77V78H191ZM201 77V78H200ZM231 77V78H230ZM250 77V78H249ZM16 79V81H15V79ZM19 78V79H18ZM21 78H22V80L24 79L25 81H23L24 82V84H26V86H24V84H23V82H22V80H21ZM32 78H33V80H32ZM48 78L50 79V78H52V80L53 79H56L57 81H52L51 79L50 80H48ZM68 78H69V81H68ZM75 78V79H74ZM81 80H80V79ZM87 78V79H86ZM101 78H102V80H101ZM108 78H109V80H108ZM112 78V79H111ZM121 78V79H120ZM126 78H128V79H126ZM132 78V79H131ZM136 78V79H135ZM148 79V81L146 80V79ZM152 78V79H151ZM166 79V81L164 80V79ZM169 78V79H170ZM176 78V79H175ZM182 78V79H181ZM235 78V79H234ZM236 78H237V80H238V82H236L237 80H236ZM35 79H36V82L38 81V79H41V80H39L38 82H37V85H36V83L34 82L35 81ZM42 79H45L44 81L42 80ZM73 79H74V81L76 82V85L75 84H72V83H75L74 81H73ZM78 79V80H77ZM100 79V80H99ZM104 79V80H103ZM115 79V80H114ZM137 80L136 82H135V80ZM140 79V80H139ZM161 79V80H160ZM175 79V80H174ZM192 79V80H191ZM195 79H197V80H195ZM252 79V80H251ZM258 79V80H257ZM1 80V79H0ZM6 80V81H5ZM18 80V81H17ZM32 80V81H31ZM72 80V81H71ZM77 80V81H76ZM113 80V81H112ZM131 80V81H130ZM134 80V81H133ZM145 80V81H144ZM154 82H157V83H159L158 85H159V87H158V85H157V83H154ZM178 80V82H177V84L175 83L176 81ZM181 80V81H180ZM191 81V84H193L194 85V87H193V85H190V83H189V81ZM200 80V81H199ZM202 80V81H201ZM210 80V81H209ZM220 80V81H219ZM236 80V81H235ZM246 80V81H245ZM255 80H256V82H255ZM260 80H262V81H260ZM4 81V82H3ZM27 81H29L30 82V84L32 85V82H33V84H34V86L36 87V86H38V87H36V88H33L30 84H29V82H27ZM43 83H42V82ZM47 81V82H46ZM59 81V82H58ZM64 81H65V83H66V85H65V83H64ZM66 81H68V82H66ZM82 81H83V83H82ZM99 82V84L98 83H96V82ZM100 81H102V82H100ZM123 81H125V83H123ZM127 81V82H126ZM130 81V82H129ZM152 81V82H151ZM171 81V82H170ZM175 81V82H174ZM193 81H194V83H193ZM228 81H230V83L228 82ZM242 81H243V83H242ZM252 81H254V82H252ZM12 82H15V83H12ZM17 82H19V83H17ZM21 82V83H20ZM45 82V83H44ZM56 82H58V83H56ZM70 82H72V83H70ZM85 82H88V83H86V84H88V85H85V87H84V84H85ZM120 82H122V84L120 83ZM131 82H133L134 84H132ZM148 82H149V84H148ZM161 82V83H160ZM162 82H163V84H162ZM168 82H170L169 84H168ZM181 82H183L182 84H180ZM198 82V83H197ZM200 82V83H199ZM203 82V83H202ZM205 82V83H204ZM219 82V83H218ZM246 82V83H245ZM45 85V86H43V87H41L42 85ZM101 83V84H100ZM108 83V84H107ZM126 83H128L127 85H126ZM140 83L142 84L141 85V87H138V86H140ZM168 84V85H164V84ZM173 83V84H172ZM188 85H187V84ZM197 85H196V84ZM212 84V85H209L208 86V84ZM234 83H235V86H234ZM238 83V84H237ZM252 84V87L250 86L251 84ZM21 84V85H20ZM50 86H52L53 87V90L49 87V85ZM52 84V85H51ZM54 84V85H53ZM57 84H58V86L60 85V86H62V84L64 85V88H61L60 86L59 87H57ZM72 84V85H71ZM96 84V85H95ZM113 84V85H112ZM114 84H116L115 86H116V88H115V86H114ZM120 84V85H119ZM123 84H124V86H123ZM138 84V85H137ZM150 84H151V86L152 87H149L150 86ZM154 86H153V85ZM185 84V85H184ZM202 84V85H201ZM219 84V85H218ZM250 84V85H249ZM7 85V86H6ZM15 85V86H14ZM17 85V86H16ZM18 85H19V88H21V89H17L16 87H18ZM28 85H30V86H28ZM81 85H82V87H81ZM90 85L92 86L91 88H93V89H97V91L98 92H103V93H98V92H96V89L93 91V89H91L90 88ZM98 85V87H96ZM102 85V86H101ZM104 85H107L108 87L111 85V87H109V90L110 89H112L111 90V92L110 91H108V89L106 88L107 86H104ZM135 87H134V86ZM156 85V86H155ZM175 85H177V86H175ZM200 85V86H199ZM205 87H204V86ZM239 85H241V86H239ZM242 85H244V86H242ZM246 85L247 86H249V87H246ZM255 85H257V86H255ZM14 88H13V87ZM48 86V87H47ZM56 86V87H55ZM68 86V87H67ZM79 86V87H78ZM104 86V87H103ZM147 86L149 87V88H147ZM166 89V90H164L163 89V87ZM170 86V87H169ZM180 86V87H179ZM184 86V87H183ZM187 86H189V88L187 87ZM190 86H191V88H192V90H191V88H190ZM200 88H198V87ZM216 86V87H215ZM220 86H222V87H220ZM231 86V87H230ZM254 86V87H253ZM5 87L7 88V90H9L11 87H12V89H10L11 91L13 90V93L10 91H4V89H5ZM9 87V88H8ZM24 87V88H23ZM71 87V88H70ZM84 87V88H83ZM100 87V88H99ZM114 87V88H113ZM119 87V88H118ZM122 87V88H121ZM131 87V88H130ZM153 87H154V89L156 88L157 89V91H156V89L154 90L153 89ZM162 87V88H161ZM173 87V88H172ZM176 87V88H175ZM178 87V88H177ZM209 87V88H208ZM211 87V88H210ZM220 87V88H219ZM229 87V88H228ZM242 87V88H241ZM251 87V88H250ZM260 87V88H259ZM15 88H16V92H14L15 91ZM25 89L26 91H24L23 89ZM40 90H42L41 92H36V91H40ZM45 88V89H44ZM55 88H57L56 90H55ZM59 88V89H58ZM61 88V89H60ZM68 88V89H67ZM69 88H70V90H69ZM76 88V89H75ZM81 88V89H80ZM88 89V91H90L89 93H88V91H87V89ZM103 88H106V89H104L105 90V92L102 90ZM123 88H125V90L123 89ZM132 88L134 89V90H132ZM138 88V89H137ZM168 88V89H167ZM170 88V89H169ZM172 88V89H171ZM204 88V89H203ZM206 88V89H205ZM215 88H217V89H215ZM222 88V89H221ZM240 88V89H239ZM246 88H248L249 90H247ZM28 89H29V91H28ZM31 89H34V90H31ZM62 89H63V91H62ZM65 89V90H64ZM102 91H101V90ZM118 89V90H117ZM119 89H121V90H119ZM136 89V90H135ZM163 89V90H162ZM174 89H175V91H174ZM177 89V90H176ZM180 91H179V90ZM182 89V90H181ZM187 89V90H186ZM193 89H195L194 91H193ZM197 89H199L200 91H198ZM210 91H214V93L213 92H210V94L209 93H207L208 92V90ZM222 91H221V90ZM261 89V90H260ZM36 90V91H35ZM44 90V91H43ZM47 90V92H45ZM48 90H50V91H48ZM62 91V93H61V91ZM78 92H77V91ZM129 90V91H128ZM133 91V93H131L132 91ZM139 90V91H138ZM141 90H143V91H141ZM145 90H146V93H145ZM149 90H151V91H149ZM156 91V92H154V91ZM158 90H159V92H158ZM184 90V91H183ZM217 90V91H216ZM218 90H220V91H218ZM229 90V91H228ZM246 90H247V92L249 91V92H251L250 94L251 95H249V92L247 93L246 92ZM28 91V92H27ZM33 91V92H32ZM56 91H57V93H56ZM58 91H59V93H58ZM66 91V92H65ZM71 91H73L72 93H71ZM84 91V92H83ZM93 93H92V92ZM135 91H138V93L140 94H138L137 92L135 93ZM170 91V92H169ZM174 91V92H173ZM178 91V92H177ZM189 91V92H188ZM190 91H191V93H190ZM197 91V92H196ZM207 91V92H206ZM229 92L230 93V95H229V93H227V92ZM231 91H233L234 92V94L235 95H233V92H231ZM6 92V93H5ZM18 92H20V93H22V94H20L21 96H19V94H17ZM24 92V93H23ZM32 92V93H31ZM45 92V93H44ZM68 92V95H64V97L62 96V94H66ZM76 92L78 93V94H76ZM86 92V93H85ZM107 92H109V93H107ZM128 92V93H127ZM142 92V93H141ZM152 92H154V93H152ZM161 92V93H160ZM163 92V93H162ZM164 92H165V94H164ZM169 92V93H168ZM181 92H183V93H181ZM192 92H195V95H194V93H192ZM199 92H201V93H199ZM204 92V93H203ZM217 92H219V94L217 93ZM223 92H225V93H223ZM245 92V93H244ZM253 92H255V93H253ZM5 93V94H4ZM41 95H40V94ZM48 93H49V96L51 95V93H52V95L54 96L55 94L58 96V97H56V95L54 96V97H48ZM75 93V94H74ZM84 93V94H83ZM92 93V94H91ZM94 93H96V95L98 96H96ZM104 93H105V95H104ZM125 93H127L125 96H124V94ZM143 93H145V94H147V96L145 95V94H143ZM156 93H158V94H156ZM168 93V94H167ZM172 93H173V98L171 99L170 98V96H172ZM178 93V94H177ZM180 93V94H179ZM197 93H199L200 95V97L198 96V94ZM207 93V94H206ZM231 93H232V95H231ZM258 93V94H257ZM7 94H9V95H7ZM16 94V96H14V95ZM26 96H25V95ZM34 94H36V95H34ZM47 94V95H46ZM70 94H71V96L72 95H75L73 98L72 97H70ZM87 94H89L88 96H87ZM96 96L95 98L96 99H98V101L97 100H94L95 98H94V95ZM103 94V95H102ZM110 96H109V95ZM117 96H116V95ZM133 94H135V96H133ZM145 96H143V95ZM150 94H153L154 95V97L155 98H153V95H151L150 96ZM167 94V95H166ZM181 94H182V96H181ZM189 96H188V95ZM202 94H204V95H206V96H204V95H202ZM214 96H213V95ZM223 94V95H222ZM237 94V95H236ZM13 95V96H12ZM23 95V96H22ZM30 95V96H29ZM33 97H32V96ZM37 95H39V96H37ZM42 95H45V96H42ZM77 95V96H76ZM83 95H84V97H83ZM112 95H113V97L115 98V97H120V98H117L116 99V102H115V100H114V98H111L112 97ZM130 95H131V97H130ZM159 95H160V97H162L161 99H160V97H159ZM176 95V96H175ZM185 95V96H184ZM197 95V96H196ZM210 95V96H209ZM217 97H216V96ZM228 95V96H227ZM245 95V96H244ZM256 97H255V96ZM261 95V96H260ZM7 98H6V97ZM41 96V97H40ZM47 96V97H46ZM61 96V97H60ZM69 96V97H68ZM90 96V97H89ZM102 96V97H101ZM104 96V97H103ZM121 96H122V99H121ZM128 96H129V98H128ZM137 96H138V98H137ZM144 97V99L142 98V97ZM169 97V99H170V101H168L169 99H168V97ZM188 98H187V97ZM193 96V98L191 99V97ZM195 96V97H194ZM230 96H231V98H230ZM234 96H237L236 98L234 97ZM243 96H244V98H243ZM260 96V97H259ZM4 97V98H3ZM9 97V98H8ZM14 99H16V100H14ZM16 97H18V98H16ZM24 98V100H25V98H26V100L24 101L23 100V98ZM37 97V98H36ZM41 99H40V98ZM44 97V98H43ZM68 97V99H70V101H68V99H66ZM78 97V98H77ZM84 98V100H83V98ZM86 97V98H85ZM93 97V98H92ZM102 99H101V98ZM109 97V98H111L112 100L110 101V99H107V98ZM125 97H127V99L125 98ZM134 97V98H133ZM176 97V99H174ZM181 97H183V98H181ZM196 97L197 98H199V99H196ZM202 97V98H201ZM209 97V98H208ZM214 97V98H213ZM219 97V98H218ZM224 97V98H223ZM232 97H233V99H232ZM239 97H240V99H239ZM254 97V98H253ZM259 97V98H258ZM22 98V100L24 101H22V100H20V99ZM39 98V100H37ZM44 100H47V101H44ZM48 98H50V101H49V99ZM54 100H53V99ZM56 98H58V99H56ZM65 98V99H64ZM72 98V99H71ZM79 98H81L82 100H81V102H80V99ZM92 98V99H91ZM140 98V99H139ZM145 98H146V100H147V102H146V100H145ZM151 98H152V100H151ZM159 100V101H157V99ZM163 98H164V102H163ZM29 99V100H28ZM31 99H32V101H31ZM64 99V100H63ZM87 99V100H86ZM103 99H105V100H103ZM127 100V102H126V100ZM135 99H136V101H135ZM137 99H139V100H137ZM142 99H143V101H142ZM168 99V100H167ZM173 99H174V101H173ZM181 99H183V100H181ZM187 99V100H186ZM194 99V100H193ZM211 99V100H210ZM249 99V100H248ZM255 99V100H254ZM256 99H258V101L259 102H257L256 101ZM262 99V100H261ZM5 101V103L4 102H1V101ZM9 100V101H8ZM18 100H20V101H18ZM41 100V101H40ZM57 102H56V101ZM58 100H59V102H58ZM64 101V104H65V106H64V104H61V103H63V101ZM75 100V101H74ZM80 102V105H79V102ZM87 101V103H89V105L87 104V103H85L86 101ZM91 102H90V101ZM102 100H103V102H104V106H103V103H102ZM108 100H109V102H108ZM114 100V101H113ZM123 100V101H122ZM124 100H125V103H124ZM129 100H131V101H129ZM166 100V101H165ZM178 100L180 101V102H178ZM184 100H185V102H184ZM190 102H189V101ZM191 100H193V101H191ZM21 101H22V103H23V105H24V108L25 107H27V109L25 108V109H23L22 107H23V105H22V103H21ZM28 103H27V102ZM35 101V102H34ZM37 101H40V102H37ZM54 101L56 102V103H58V104H56L55 105V103H54ZM67 101V102H66ZM73 101V102H72ZM92 101L94 102L93 104H92ZM113 101V102H112ZM120 102V101H122L121 102V105H118V104H120V103H118V102ZM129 101V102H128ZM132 101H133V103H132ZM142 103H141V102ZM146 102V104H144L145 102ZM152 101H154V102H152ZM177 101V102H176ZM199 101V102H198ZM201 101H203L202 103H201ZM232 101V104L230 103V102ZM235 103H234V102ZM246 101H247V103H246ZM255 101V102H254ZM15 102H17V103H15ZM31 102L33 103V105L31 104ZM44 102H45V104H47V106L44 104ZM53 102V103H52ZM98 102V103H97ZM101 102V103H100ZM106 102V103H105ZM137 104V105H134L135 103ZM158 102V103H157ZM160 102V103H159ZM161 102H162V105H161ZM170 102H172V103H170ZM187 102H188V104H187ZM228 102V103H227ZM242 102V103H241ZM254 102V104H252ZM1 103H4V104H2L1 105ZM7 103H10V105L12 104V106L15 104V108L14 107H12V106H9V104H7ZM24 103H26V104H24ZM30 103V104H29ZM49 103V104H48ZM70 103V104H69ZM73 105H72V104ZM108 103H110L109 105H107ZM113 103H115V104H113ZM118 103V104H117ZM127 103V104H126ZM149 103V104H148ZM165 103V104H164ZM180 103V104H179ZM181 103H183V104H181ZM215 103V104H214ZM223 103V104H222ZM259 103V104H258ZM42 104H43V107H42ZM53 104V105H52ZM61 104V105H60ZM69 104V105H68ZM81 104L83 105V106H81ZM86 106H85V105ZM91 104V105H90ZM98 104V105H97ZM122 104H125V105H122ZM129 104V105H128ZM154 104V105H153ZM164 104V105H163ZM168 104V105H167ZM194 104V105H193ZM226 104H230L229 106H230V108H229V106L228 105H226ZM234 104H235V106L237 107H235L234 106ZM239 106H238V105ZM245 104V105H244ZM248 104V105H247ZM257 106H259L260 104V106L259 107H256V105ZM5 105V106H4ZM21 105V106H20ZM30 108H35L36 106V110L34 109H29V107ZM59 105V106H58ZM72 105V106H71ZM75 105V106H74ZM79 105V106H78ZM88 105V106H87ZM93 105V106H92ZM109 107V109L107 110V106ZM114 107H116L117 106V108H113L112 106ZM140 105L141 106H144L145 108V111H146V109H147V111L145 112L144 110H142V108L143 107H140ZM147 105H150V106H147ZM170 105V106H169ZM183 105H185V106H183ZM221 105H223V106H221ZM243 105V106H242ZM9 106V107H8ZM19 108H18V107ZM34 106V107H33ZM45 106V107H44ZM82 108H81V107ZM96 106V107H95ZM98 106V107H97ZM99 106H101V108L103 109H105V110H107V111H102V109H100L101 110V112H100V110H99ZM119 106H120V108H119ZM125 106V108H123L122 109V107H124ZM133 106H134V108H136L135 109V112L133 111ZM156 106V107H155ZM162 106H163V108H162ZM166 106V107H165ZM179 106H180V108H179ZM188 107L187 109L185 108V107ZM205 106V107H204ZM215 106V107H214ZM217 106V107H216ZM224 106H225V108H224ZM232 106V107H231ZM248 106V107H247ZM8 107V110H6V108ZM41 109H46V110H40L39 108ZM47 107V108H46ZM53 107V108H52ZM56 107V108H55ZM60 107V108H59ZM62 107V108H61ZM76 107V109H74ZM85 107V108H84ZM87 107V108H86ZM126 107H131V108H126ZM150 107V108H149ZM152 107V108H151ZM155 107V108H154ZM168 107V108H167ZM176 107V108H175ZM178 107V108H177ZM183 107H184V109L185 110H183ZM192 107V108H191ZM202 107V108H201ZM203 107H204V109H203ZM228 107V108H227ZM264 107V106H263ZM9 108L11 109V110H13V108L15 109L14 111H11V110H9ZM20 108H21V110H25L24 111V113L20 110ZM55 108V109H54ZM66 110H65V109ZM78 108H80V110L78 109ZM95 108V110H94V113H96L95 115H94V113H93V109ZM96 108H97V110H96ZM113 110H112V109ZM137 108H139L138 110H140V111H137ZM148 108H149V110L151 111V113L150 112H148L149 110H148ZM157 108H159L158 110H157ZM216 108V109H215ZM232 108V109H231ZM236 108V110H234V109ZM3 109V110H2ZM30 111H29V110ZM52 109H54V110H52ZM62 109V110H61ZM68 109V110H67ZM72 109V110H71ZM83 109H86L85 110V113H82V111H83ZM88 109V110H87ZM118 111H117V110ZM121 109H122V111H121ZM128 109H130L129 111L131 112H129L128 111ZM154 109V110H156V111H152V110ZM175 109V110H174ZM191 109V110H190ZM209 109V110H208ZM213 109V110H212ZM215 109V110H214ZM219 109H220V111H219ZM227 109V110H226ZM230 109L231 110H233V111H230ZM252 109V110H251ZM33 110V111H32ZM40 111V112H38V111ZM52 110V111H51ZM65 110V111H64ZM75 110V111H74ZM79 110V111H78ZM92 110V111H91ZM99 110V111H98ZM113 111V113H111L110 114V112H108V111ZM115 110H116V112L118 113V114H116L115 113ZM128 111L129 112V114H127L126 113V111ZM163 110V111H162ZM165 110V111H164ZM180 110V111H179ZM182 110V111H181ZM194 110V111H193ZM239 110V111H238ZM246 110V111H245ZM248 110V111H247ZM258 110H259V112H258ZM3 111V112H2ZM16 111V112H15ZM19 111V112H18ZM21 111V112H20ZM35 111V112H34ZM48 111V112H47ZM51 111V112H50ZM59 111V112H58ZM63 111V112H62ZM67 111H69V112H67ZM79 112V115H78V113L77 112ZM90 111V112H89ZM97 111V112H96ZM141 111H142V113H141ZM162 111V112H161ZM197 111V112H196ZM201 113H200V112ZM205 111V112H204ZM208 111V112H207ZM228 113H227V112ZM254 111V112H253ZM257 111V112H256ZM2 112V113H1ZM18 112V114H19V116H18V114H16ZM28 112H30V114L28 115L27 114V116H26V113H28ZM37 112V113H36ZM52 112H53V116H52ZM65 112V113H64ZM74 112V113H73ZM84 112V111H83ZM106 112H108V113H106ZM122 112V113H121ZM123 112H125V114H127V115H125ZM157 112V113H156ZM161 112V113H160ZM165 112V113H164ZM191 112V113H190ZM212 112V113H211ZM213 112H215V113H213ZM224 112H226L227 114V116L225 115V114H223ZM233 113V115H230V114H232ZM241 114H240V113ZM253 114H252V113ZM261 112V113H260ZM3 113H4V115H6L7 113H9V114H7V116H4L3 115ZM6 113V114H5ZM33 113H35V114H33ZM45 113V114H44ZM55 113V114H54ZM60 113V114H59ZM70 113V114H69ZM76 113H77V115H76ZM87 113H92V114H87ZM103 113V114H102ZM104 113H106V114H104ZM115 113V114H114ZM139 114V115H137V114ZM148 113V114H147ZM165 115H164V114ZM169 113V114H168ZM171 113V114H170ZM173 113H175V115H173ZM178 113V115L176 116V114ZM221 113H222V115H221ZM239 113V117L241 116V115H243L245 118H246V120H245V118L243 117V116H241L240 117V119H238L239 117L236 115V114H238ZM248 113H250V114H248ZM257 113V114H256ZM258 113H260V114H258ZM15 114H16V117H18V119L17 118H15L14 116H15ZM21 114H23V115H21ZM32 114V115H31ZM49 114H51V116L49 115ZM102 114V116L103 117H105V119H107V120H105V119H103L102 118V116L100 117V115ZM123 114V115H122ZM134 114H135V117H136V115H137V117L135 118H133V116H134ZM143 116H142V115ZM147 114V115H146ZM161 116H160V115ZM183 114V115H182ZM184 114H185V116H184ZM194 114H196V115H194ZM211 114L214 116H211ZM263 114V115H262ZM2 115V116H1ZM62 115V116H61ZM65 115V116H64ZM81 115V116H80ZM84 115V116H83ZM99 115V116H98ZM105 115V116H104ZM107 115V116H106ZM119 115V116H118ZM146 115V116H145ZM148 115H149V117H148ZM155 116V115H158V116H155L154 118L152 117V116ZM170 117H169V116ZM173 115V116H172ZM180 115V116H179ZM187 115V116H186ZM207 115V116H206ZM235 115V116H234ZM251 115V116H250ZM256 115H258V116H256ZM262 115V116H261ZM30 116V117H29ZM33 116V117H32ZM36 117V119H37V117H38V119L40 120H36V119H34L35 117ZM41 116V117H40ZM46 116V117H45ZM48 116H50V117H48ZM69 117V119H68V117ZM72 116H74V117H72ZM86 116V117H85ZM88 116H90V117H92L91 119H90V117L87 119V117ZM112 116V117H111ZM113 116H114V118H113ZM117 116H118V118H117ZM142 119V118H144V119H138L139 117ZM176 116V117H175ZM183 116V117H182ZM209 116H210V118H209ZM237 116V117H236ZM256 116V117H255ZM9 117V118H8ZM12 117V118H11ZM31 117H32V119H31ZM44 119H43V118ZM61 117V118H60ZM63 117V118H62ZM82 117V119H78V118H81ZM85 117V118H84ZM117 119H116V118ZM132 117V118H131ZM160 117H162V119L160 118ZM166 117V118H165ZM169 117V118H168ZM174 117V118H173ZM203 117H207V119L206 120H208V121H206L205 120V118H204V120L202 119ZM217 117V118H216ZM220 119H219V118ZM231 117H232V119L234 120V121H232V119H231ZM254 117V118H253ZM262 117V118H261ZM42 118V119H41ZM52 120H50V119ZM59 118V119H58ZM100 119V120H95V119ZM109 118L111 119V118H113V119H116V122H115V120H112L111 119V121L109 120ZM131 118V120H129ZM148 118V119H147ZM151 118V122H150V119ZM154 120H153V119ZM158 118H160L159 120H157ZM163 118H165V120L163 119ZM168 118V119H167ZM172 120H171V119ZM195 118V119H194ZM198 118V119H197ZM213 118V119H212ZM216 118V119H215ZM223 118V119H222ZM226 118H228L229 119V121H228V119L226 120ZM242 118V119H241ZM243 118H244V120H243ZM3 119V120H2ZM8 119V120H7ZM9 119H11V121L9 120ZM14 119V120H13ZM31 119V120H30ZM62 119V120H61ZM67 119V120H66ZM73 119V120H72ZM78 119V120H77ZM83 119H85L84 121H83ZM95 121H94V120ZM137 119V120H136ZM167 119V120H166ZM195 121H194V120ZM200 119H201V122H199L200 121ZM218 119V120H217ZM237 119H238V121H240V122H238L237 121ZM9 121V122H7V121ZM15 120H16V122L18 123H16L15 122ZM21 120H24L23 121V123H22V121ZM29 120L31 121V122H29ZM44 120V121H43ZM49 120L51 121V122H49ZM64 120L66 121V122H64ZM80 120V121H79ZM87 120H88V123H87ZM119 122H118V121ZM120 120H122V121H120ZM130 122H129V121ZM146 120L147 121H149V122H146ZM160 120H161V122H160ZM163 120V121H162ZM187 120V121H186ZM214 122L215 120V122H214V124L217 122V125H218V127H217V125L215 124H212V122ZM220 120H222V121H220ZM225 120V121H224ZM241 120H243V122H245L246 121V123H248V124H246V123H244V124H246V125H244L243 124V122L241 121ZM19 121V122H18ZM34 123H33V122ZM38 123H37V122ZM46 121V122H45ZM55 121V122H54ZM57 121V122H56ZM60 121V122H59ZM69 121V122H68ZM73 121H75L74 123H75V126H74V123H73ZM86 121V122H85ZM103 121V122H102ZM124 121V122H123ZM138 121V122H137ZM159 121V122H158ZM168 121V122H167ZM185 121V122H184ZM208 122V124H209V127H208V124L206 123V122ZM224 121V122H223ZM227 121H228V124L230 125H233V126H231L230 125V127H229V125L227 124ZM232 121V122H231ZM251 121H252V124H251ZM28 122V123H27ZM36 122V123H35ZM43 122H44V124H43ZM62 122H63V124L65 125H62ZM71 122V123H70ZM76 122H78V123H81V124H78V123H76ZM84 122L86 123V124H84ZM95 122V123H94ZM122 122H123V124H122ZM142 122H143V124H142ZM154 122L158 125H155L154 124ZM164 122V125L163 124H161V123H163ZM175 122V123H174ZM184 122V123H183ZM186 122H189L188 123V126H187V123ZM191 122V123H190ZM198 122H199V124H198ZM206 123V124H204V123ZM210 122V123H209ZM221 122V123H220ZM229 122H231V123H229ZM6 124V126H5V124ZM28 125H27V124ZM33 124V125H30V124ZM53 124V126H52V124ZM56 123H57V125H56ZM92 123L93 124H96L97 123V126H99V127H96V125L94 126V128L96 129V130H94L93 129V127H92V130H90L89 131V129L91 128V127H87V124L89 125V124H91L92 125ZM100 123V124H99ZM105 123H106V125H105ZM126 123H129V125L127 124L126 125ZM130 123H132V126H131V124ZM145 123H148V124H145ZM153 123V124H152ZM172 123V124H171ZM193 123V124H192ZM201 123V124H200ZM225 123V124H224ZM235 123V124H234ZM239 123V124H238ZM261 123H263V124H261ZM2 124V125H1ZM16 126H15V125ZM23 124V125H22ZM38 124H39V126H38ZM55 124V125H54ZM66 124H68V125H66ZM72 124V127H70V125ZM76 124H77V126H76ZM83 124V125H82ZM125 124V125H124ZM170 124V125H169ZM174 124V125H173ZM181 124V125H180ZM184 124H186V125H184ZM189 124H190V126H189ZM226 124H227V126H226ZM241 124V125H240ZM253 124H255V126H256V124H258L256 127L253 125ZM261 124V125H260ZM13 125V127H11V126ZM80 125H82V126H80ZM85 125V127H83ZM91 125H89V126H91ZM104 125V126H103ZM109 125V126H108ZM120 127H119V126ZM123 125H124V127H123ZM142 125H144V126H142ZM150 127H149V126ZM152 125H154V126H152ZM172 125V126H171ZM175 125H177V126H175ZM199 125V126H198ZM221 125V126H220ZM238 126V128H237V126ZM241 127H240V126ZM250 125H252V126H250ZM5 126V127H4ZM26 126H28V127H26ZM41 126V127H40ZM57 126V127H56ZM62 126V127H61ZM80 126V127H79ZM107 126V127H106ZM134 126H136V127H134ZM151 126H152V129H151ZM161 126H163V127H161ZM166 126V127H165ZM174 126V127H173ZM179 126H180V128H179ZM183 128H182V127ZM187 126V127H186ZM191 126H192V131H191ZM196 126V127H195ZM201 126H202V128H204V126L207 128H205V129H202L201 128ZM211 126H215V129L213 128V127H211ZM243 126H244V128H243ZM246 126V127H245ZM249 126V127H248ZM2 127V128H1ZM9 127V128H8ZM21 127V128H20ZM33 127V128H32ZM38 127V128H37ZM49 127V128H48ZM52 127V128H51ZM65 127V128H64ZM78 127V128H77ZM105 127V128H104ZM135 129H134V128ZM137 127H140V128H137ZM154 127V128H153ZM157 127V128H156ZM161 128V130H160V128ZM165 127V128H164ZM185 127V128H184ZM189 127V128H188ZM199 127V128H198ZM220 127V128H219ZM225 127H227L226 129H225ZM233 127V128H232ZM236 127V128H235ZM249 128V129H246V128ZM255 127V128H254ZM260 129V128H262V129H258V128ZM4 128H6V129H4ZM28 128V129H27ZM47 128V129H46ZM70 129V130H68V129ZM75 128V129H74ZM81 128H83V129H81ZM87 128V129H86ZM99 128V129H98ZM107 128H108V130H107ZM130 128H132L133 130H132V132H130L131 131V129ZM137 128V129H136ZM151 129V130H149V129ZM170 128V129H169ZM171 128H172V131H171ZM173 128H174V130L176 129L177 131L180 129L181 131H179V132H177V131H175L176 133H174V131H173ZM179 128V129H178ZM195 128V129H194ZM196 128H198V129H196ZM223 128V130H221ZM230 128H231V131H230ZM236 130H235V129ZM240 128H242V130L240 129ZM255 129V130H251V129ZM18 129V130H17ZM39 129V130H38ZM44 129V130H43ZM50 129H52L51 131H50ZM59 129V130H58ZM67 129V130H66ZM73 129V130H72ZM85 129V130H84ZM101 129V130H100ZM103 129V130H102ZM105 129V130H104ZM112 129V130H111ZM119 132V130L120 131H122L121 133L119 132V133H117V131ZM130 129V130H129ZM139 129H140V131H139ZM147 129V130H146ZM155 129V130H154ZM166 129V130H165ZM184 129H187V130H184ZM200 129V130H199ZM217 129H218V131H217ZM226 131H225V130ZM229 129V130H228ZM236 131V133H235V131ZM239 129V130H238ZM244 129H246L245 131H244ZM2 130V131H1ZM13 130V131H12ZM16 130V131H15ZM21 130V131H20ZM77 130V131H76ZM81 130V131H80ZM84 130V131H83ZM101 132H100V131ZM111 130V131H110ZM124 130V131H123ZM125 130H128L127 132H125ZM135 130V131H134ZM139 132H138V131ZM143 130V132H141ZM157 130H158V133H157ZM168 130V131H167ZM170 130V131H169ZM189 130V131H188ZM196 130V131H195ZM199 132H198V131ZM204 130V131H203ZM207 130V132H205ZM210 130H212V131H210ZM233 130V131H232ZM257 130H258V133H259V131H260V133L261 134H258V137H257ZM72 131H74V132H72ZM92 131V132H91ZM99 131V132H98ZM102 131H104L105 132V134H104V132H102ZM109 131V132H108ZM147 133H146V132ZM150 131V132H149ZM155 133H154V132ZM165 133H164V132ZM167 131V132H166ZM213 131H214V133H213ZM223 131H225V133L223 132ZM229 131V132H228ZM10 132H12V133H10ZM38 134H37V133ZM51 132V134H48V133H50ZM80 132H81V134H80ZM89 132V133H88ZM94 132H96V133H98L97 134V136H96V134L94 133ZM107 132V133H106ZM114 132V133H113ZM125 132V133H124ZM134 132H135V134H134ZM138 132V133H137ZM149 132V133H148ZM153 132V133H152ZM160 132H161V134H160ZM169 132V133H168ZM185 132V133H184ZM189 132V133H188ZM193 132V133H192ZM202 132H203V134L205 133V134H208V135H203L202 134ZM211 134V135H209V133ZM212 132V133H211ZM220 132H222V133H224V134H222L221 135V133ZM227 132V133H226ZM231 132V133H230ZM235 134H234V133ZM238 132H242L241 134H243V135H248V136H250V137H247V136H243V137H245V140L242 138V137H240V136H242L240 133V136L237 134ZM245 134H244V133ZM255 132V133H254ZM263 132V133H262ZM6 133H9V134H6ZM15 133V134H14ZM28 134V136H26L27 134ZM45 133V134H44ZM68 133V134H67ZM86 133H88V134H86ZM117 133V134H116ZM123 133V134H122ZM128 133H129V135H133V136H129L128 135ZM136 133H137V135H136ZM141 133H143V135L141 134ZM144 133L146 134V137H148V138H146L145 136H144ZM157 133V134H156ZM166 133H168V134H166ZM171 133H173V134H171ZM188 133V134H187ZM197 133V135L198 136H196V137H198L196 140H197V142H196V140H195V135L194 134H196ZM218 133V134H217ZM220 133V134H219ZM230 135H229V134ZM250 133H251V135H250ZM252 133H254V134H252ZM23 134V135H22ZM29 134L30 135H32V136H29ZM66 134V135H65ZM74 134H75V136H74ZM83 134V135H82ZM118 134H119V137H118ZM121 134V135H120ZM153 134H155L153 137L151 136V135ZM163 134H165V136L163 135ZM191 134V135H190ZM199 134H201V135H199ZM225 134H227V135H225ZM20 135V136H19ZM25 135V136H24ZM38 135V136H37ZM80 135H81V137H80ZM85 135V136H84ZM94 135V136H93ZM101 135L103 136V140H102V137H101ZM111 137H110V136ZM127 135V136H126ZM141 135H142V137L144 136V140H148L147 142H145V145H143L144 144V142H143V144H142V142H141V144L143 145V147L142 146H140V142H138V141H141ZM148 135V136H147ZM151 137H150V136ZM161 135V136H160ZM181 135V136H180ZM215 137H213V136ZM220 135H221V137H220ZM241 138V139H239L238 138V136ZM262 135V136H261ZM65 136V137H64ZM106 136V137H105ZM112 136H113V138H112ZM118 137V138H120L121 137V139H119V140H117L118 138H116V137ZM123 136V137H122ZM131 138H129V137ZM140 136V137H139ZM163 136V137H162ZM175 136H177L176 138H174ZM195 138H194V137ZM204 136V137H203ZM218 136H219V138H220V140H219V138H218ZM223 136L226 138H224V139H222L223 138ZM227 136V137H226ZM228 136H233L232 137V139H233V141H232V139L230 138V137H228ZM254 136H255V138H254ZM261 136V137H260ZM72 137V138H71ZM110 137V138H109ZM115 137V138H114ZM124 137H128V138H124ZM138 137V138H137ZM160 137V138H159ZM164 137H167V138H165V140H164ZM178 137H180V138H178ZM183 137V138H182ZM185 137V138H184ZM190 137V138H189ZM200 137V138H199ZM217 137V138H216ZM257 137V138H256ZM33 138V137H32ZM76 138V137H75ZM140 138V139H139ZM146 138V139H145ZM157 138H159V140H157ZM163 138V139H162ZM201 138H202V140H201ZM205 138V139H204ZM213 138V139H212ZM249 138V139H248ZM250 138H252V141H253V139H255V140H257L258 139V141H250L251 139ZM64 139H66V140H64ZM99 139V140H100ZM109 139V140H108ZM124 139V140H123ZM128 140V142H127V140ZM137 139H139V140H137ZM153 139H155L156 141H158V142H156L155 140H153ZM160 139L162 140V142L160 141ZM166 139H167V141H166ZM168 139H169V144H170V146H169V144H168ZM171 139V140H170ZM176 139H180V142H178V140H176ZM184 139H186V143H185V140ZM190 139V140H189ZM200 139V140H199ZM215 139V140H214ZM227 139H229V140H227ZM231 139V140H230ZM235 139V140H234ZM260 139V140H259ZM37 140V139H36ZM84 140H86V142L88 141L87 139H84ZM84 140H82V142L83 143H86ZM111 140H113V142L111 141ZM115 140V141H114ZM116 140H117V142H116ZM131 140V141H130ZM136 140V141H135ZM151 140H153V141H151ZM183 140V141H182ZM189 140V141H188ZM204 140V141H203ZM217 140H219L220 141V143H219V141H217ZM224 140V141H223ZM241 140H243V141H241ZM247 140V142L246 143H244L245 141ZM261 140H262V142H261ZM105 141H107L108 143H109V145L112 143V146L110 145H108L107 144V142H105ZM111 141V142H110ZM122 141V142H121ZM124 141V142H123ZM130 141V142H129ZM151 141V142H150ZM155 141V142H154ZM164 141H165V143H164ZM174 141V142H173ZM199 141H200V143H199ZM223 141V142H222ZM227 143H226V142ZM232 143H231V142ZM260 141V142H259ZM38 143H36V144H38V146H40L41 144V142L40 141H37ZM161 142V143H160ZM183 142V143H182ZM191 142V143H190ZM234 142H236V144H233ZM248 142H249V144H248ZM250 142H251V144H250ZM118 143V144H117ZM137 143V144H136ZM149 145H148V144ZM155 143V144H154ZM158 143V144H157ZM163 143V144H162ZM174 143H178L177 144V146L174 144ZM197 143V144H196ZM241 143V144H240ZM245 145H244V144ZM261 143H263V144H261L262 146L260 147V144ZM40 144V145H39ZM116 144H117V146H116ZM125 144V145H124ZM127 144H129V146H127ZM131 144V145H130ZM133 144V145H132ZM134 144H135V146H134ZM151 144V145H150ZM167 144V145H166ZM181 144V145H180ZM184 144H186V145H184ZM189 144V145H188ZM191 144V145H190ZM203 144V145H202ZM223 144V145H222ZM224 144H226V145H224ZM230 144V145H229ZM247 144H248V146L250 145L251 147H248L247 146ZM256 146H255V145ZM114 145H115V148H114ZM123 145H124V147H123ZM136 145H138L137 147H136ZM157 145V146H156ZM161 147H160V146ZM173 145V146H172ZM180 145V146H179ZM196 145H198V146H195ZM232 145H233V147H232ZM118 146H121V148L119 147L118 148ZM140 146V147H139ZM148 146V147H147ZM150 146V147H149ZM152 146V147H151ZM153 146H154V148H155V146L157 147V152L155 153V151H156V148L154 149L153 148ZM164 146V147H163ZM188 146H189V148H188ZM191 146V147H190ZM201 146V147H200ZM239 146L241 147V148H243L242 150H241V148H239ZM42 147V146H41ZM40 147V148H41ZM113 148V149H111V148ZM116 147H117V149H116ZM145 147V148H144ZM147 147V148H146ZM161 149L160 151L161 152H158L159 151V148ZM170 147H172V148H170ZM178 147V148H177ZM187 147V148H186ZM205 147H207V148H205ZM227 147H228V149H227ZM245 147V148H244ZM248 148V150H247V148ZM263 147V148H262ZM106 148V149H105ZM126 148H128V149H126ZM133 148H135V149H133ZM146 149L145 151L144 150H142V149ZM149 148V149H148ZM169 148V149H168ZM180 148V149H179ZM185 148V149H184ZM192 148V150H190ZM193 148H195V149H193ZM199 148H202V149H199ZM204 148H205V151H204ZM234 148H236V151H237V153H239L238 155L240 156V154H241V157H239L237 154H235L236 153V151L234 150ZM238 148V149H237ZM254 148V149H253ZM108 149V150H107ZM116 149V150H115ZM121 149V150H120ZM124 149V151L126 152H124V151H122ZM126 149V150H125ZM153 149H154V151H153ZM167 149V150H166ZM171 149V150H170ZM172 149H174V150H177V151H173ZM182 149H183V151H182ZM231 149V150H230ZM244 149H246L245 151H243ZM253 149V150H252ZM133 150V151H132ZM141 150V151H140ZM152 151L151 153L149 152V151ZM164 150V151H163ZM166 150V151H165ZM185 150H186V152H185ZM198 150V151H197ZM240 150V151H239ZM254 150H255V152H258L259 153V150H260V153H262L263 155L261 156L260 154H255L254 153ZM52 151V153L53 152H55L54 150H51ZM132 151V152H131ZM144 151V152H143ZM147 151V152H146ZM162 151H163V153H168V156H167V154H163L162 153ZM169 151V152H168ZM181 151V153L183 154V157H185V158H183V157H181V155H180V152ZM192 152V154L190 155V153ZM195 153H194V152ZM197 151V152H196ZM201 151H202V153H201ZM203 151L205 152L204 154L205 155H203ZM207 151H209V152H207ZM234 153H233V152ZM241 151L243 152V153H245V154H243V153H241ZM248 153H247V152ZM250 151V152H249ZM122 152H124V154L122 153ZM132 153V154H134V155H132V154H129L128 155V153ZM134 152V153H133ZM140 152V153H139ZM149 152V153H148ZM172 152V153H171ZM43 153V152H42ZM57 153L58 152H56V155H57ZM111 153H112V151H111ZM118 153H120L121 155H119ZM153 153H155V154H157V155H155V154H153ZM171 153V154H170ZM177 154V156H176V154ZM188 154V158L186 157V155ZM198 153H201V154H198ZM251 153V154H250ZM138 154V155H137ZM151 154V155H150ZM162 154V155H161ZM179 154V155H178ZM194 154L196 155L197 154V157L195 156L194 157ZM212 154V155H211ZM214 154V155H213ZM233 154V155H232ZM250 154V155H249ZM253 154V156L251 157V155ZM59 155V154H58ZM137 157H136V156ZM147 155V156H146ZM150 155V156H149ZM164 155H165V157H164ZM175 155V156H174ZM192 155H193V157H192ZM235 155V156H234ZM254 155L256 156L255 157V159H254ZM120 156V157H119ZM132 156H133V158H134V161H133V158H132ZM157 156H159V157H157ZM164 158H163V157ZM167 156V157H166ZM173 156V157H172ZM190 156V157H189ZM206 156V157H205ZM211 156V157H210ZM223 156V157H222ZM234 156V157H233ZM237 156V157H236ZM250 156V157H249ZM118 157V158H117ZM148 157V158H147ZM155 158V159H152V158ZM160 157H162V159L160 158ZM174 159V160H172L171 161V159ZM176 157V158H175ZM178 157H180V159L178 158ZM208 157H210V158H208ZM215 157V158H214ZM239 157V158H238ZM246 157V158H245ZM263 157V158H262ZM120 158V159H119ZM127 160H126V159ZM137 158V159H136ZM160 158V159H159ZM168 158H169V160H170V162H169V160H168ZM178 158V159H177ZM190 158H192V159H190ZM199 158H200V161H199ZM221 158H223V159H221ZM229 160H228V159ZM231 158H234V161H231ZM236 158H237V160H236ZM240 158H241V160H240ZM248 158V159H247ZM249 158L250 159H252V160H250L251 162H249ZM257 158H259V159H257ZM261 158V159H260ZM119 159V160H118ZM126 161H130L129 163H131V164H129L128 162H126ZM131 159V160H130ZM143 159V160H142ZM146 159V160H145ZM153 160V161H150V160ZM157 159H159L160 160V162H158V160ZM175 159H176V161H177V164L178 163H180V164H176L175 162ZM182 159H185V160H182ZM190 159V160H189ZM194 159V160H193ZM202 159V160H201ZM209 159V160H208ZM216 159V160H215ZM217 159H219L218 161H217ZM226 159V160H225ZM245 159V160H244ZM23 160H25V162L23 161ZM22 161L24 162V163H26V165H27V161H30V160H28V158H24ZM142 160V161H141ZM148 160H149V162H148ZM168 160V162H165V161H167ZM178 160H180V161H178ZM224 160V164L222 163V161ZM233 160V159H232ZM239 160V161H238ZM256 160H258V161H256ZM21 161V162H22ZM123 161V164H120L121 162ZM134 162V164H133V162ZM138 161V162H137ZM141 161V162H140ZM147 161V162H146ZM155 161V162H154ZM163 163H162V162ZM174 161V162H173ZM186 163V164H184V162ZM187 161L190 163V164H192V166L189 164H187ZM194 161V162H193ZM197 161H198V163H197ZM206 161V162H205ZM215 161V163H213V164H210V163H212V162H214ZM230 161V162H229ZM237 161V162H236ZM243 161V164L242 165H240L241 164V162ZM255 161V162H254ZM261 161V162H260ZM56 162V163H55ZM173 162V163H172ZM183 162V163H182ZM201 162V163H200ZM209 162V163H208ZM246 164H245V163ZM248 162H249V164H248ZM127 163V164H126ZM140 163H143V164H140ZM150 163V164H149ZM154 163V164H153ZM166 163H167V165H166ZM197 165H196V164ZM203 163H204V165H203ZM207 163V164H206ZM235 163H238L239 165H237V164H235ZM253 165H255V166H253V168H252V164ZM258 163V164H257ZM263 163V164H262ZM56 164V165H55ZM58 164V165H57ZM118 164H120V165H123L122 166V171L121 170H119L120 168V166H118ZM134 165V167H133V165ZM145 164V165H144ZM161 164V165H160ZM163 164V165H162ZM174 164H176V165H174ZM209 164V165H208ZM216 164V165H215ZM229 164V165H228ZM232 164H234V165H232ZM245 164V165H244ZM116 165V166H115ZM136 165V166H135ZM139 165V166H138ZM150 165V166H149ZM154 165H156V166H154ZM159 165V166H158ZM168 165H170V166H168ZM171 165H172V167H171ZM173 165H174V167H173ZM181 167H180V166ZM182 165H184V166H182ZM199 165V166H198ZM200 165H202V166H204L205 168H207V166H209L208 167V169H205L204 167H202V166H200ZM217 165L219 166H222V167H220L219 166V168L217 167ZM226 165H228V166H226ZM236 165H237V167L238 168H240V169H238L237 167H236ZM243 165H244V167H243ZM250 165V167H248ZM259 165V167H257ZM262 167H261V166ZM53 166V165H52ZM125 166V167H124ZM128 166V167H127ZM160 166H162V167H160ZM165 166V167H164ZM167 166V167H166ZM178 166V167H177ZM201 169H199L198 167ZM212 166H214L213 168H212ZM230 166V168H227V167H229ZM45 167V168H44ZM130 167H133V168H131V169H133V170H130ZM145 167V168H144ZM154 167V168H153ZM166 168V170H168V172L170 171L172 174H173V176H171L172 174L170 173V174H168L169 176H168V178H166L165 179V177L164 178H159V177H157L158 175H159V171H160V168ZM169 167H171L172 169H170ZM177 167V168H176ZM183 167V168H182ZM186 167L188 168V169H186ZM196 168V170L195 169H193V168ZM227 168V169H225V168ZM232 167H233V169H232ZM235 167V168H234ZM248 167V168H247ZM87 168V167H86ZM128 168V169H127ZM135 168V169H134ZM136 168H137V170H139V171H137L136 172ZM144 169V171H143V169ZM149 168H151V169H149ZM168 168V169H167ZM175 168V169H174ZM192 168V169H191ZM202 168L204 169L203 171H202ZM212 168V169H211ZM245 170V173H244V170ZM246 168V169H245ZM258 168V169H257ZM41 169H43V170H41ZM77 169V170H78ZM118 169V170H117ZM126 169V171L128 170H130V172H126V171H124ZM154 169V170H153ZM179 169V170H178ZM182 169V170H181ZM211 169V170H210ZM224 169V170H223ZM237 169V171H235ZM251 170V172H250V174H249V172L248 171H250ZM255 170V172H254V170ZM82 170V171H81ZM140 170H142V171H140ZM151 170V171H150ZM153 170V171H152ZM172 170H174V171H172ZM193 170V171H192ZM205 170L207 171V173H205ZM209 170L210 171H212V172H209ZM214 170H216V171H214ZM226 170V172H224ZM228 170H230V171H228ZM233 170V171H232ZM240 170V171H239ZM246 170H247V172H246ZM253 170V171H252ZM261 172V173H259V171ZM42 171V172H41ZM85 171V172H84ZM156 171V172H155ZM182 172L181 174H179L180 172ZM185 171H187V172H185ZM201 171V172H200ZM214 171V172H213ZM221 171V172H220ZM41 172V173H40ZM123 172H124V174L125 175H123ZM131 172H132V174H135V175H131ZM134 172V173H133ZM139 172V173H138ZM145 172L147 173V174H145ZM151 172H154V173H151ZM158 172V173H157ZM199 172V173H198ZM209 172V173H208ZM233 172V173H232ZM241 172V173H240ZM258 172V173H257ZM41 174V175H39V174ZM45 173V172H44ZM53 173H55V172H53ZM93 173H96V174H93ZM117 173V174H116ZM127 173V174H126ZM184 173V174H183ZM205 173V174H204ZM228 173H229V175H228ZM234 173H235V175H234ZM239 173V175H237ZM242 173H243V175H242ZM253 173V174H252ZM256 175H258V176H256ZM32 174V173H31ZM44 176H43V175ZM46 174V173H45ZM111 174V175H110ZM119 174V175H118ZM122 174V175H121ZM130 174V175H129ZM139 174H140V176H139ZM142 174V175H141ZM152 174V175H151ZM177 174V175H176ZM185 174H186V177H184L185 176ZM201 174H202V177H204V178H202L201 177ZM211 174V175H210ZM212 174H214V175H212ZM221 174L223 175V176H221ZM232 174V175H231ZM246 176H245V175ZM30 175V174H29ZM39 175V176H38ZM60 175H62V176H60ZM87 175L89 176L88 178H87ZM92 175V176H91ZM95 175H97V176H95ZM136 175H138V176H136ZM155 175V176H154ZM177 177H176V176ZM179 175V176H178ZM197 175V176H196ZM263 175V176H262ZM42 176V180L44 181V179H46L45 180V184H46V186H45V184H44V182L42 183L41 181H38L37 180V178H39V177H41ZM84 176H86V177H84ZM101 176V177H100ZM104 176V177H103ZM108 176H112V177H108ZM120 176V177H119ZM123 178H122V177ZM131 176V177H130ZM149 176V177H148ZM175 176V177H174ZM200 176V177H199ZM218 176H219V178H218ZM234 176V177H233ZM239 176V177H238ZM242 176V177H241ZM246 178H245V177ZM250 176H253V177H249ZM260 176V177H259ZM35 179L36 178V180H31V179H33V178ZM50 177H52V178H50ZM106 177V178H105ZM109 179H108V178ZM116 177V178H115ZM136 177V178H135ZM151 177V178H150ZM156 177V178H155ZM169 177H171V178H169ZM174 177V178H173ZM181 177H183V178H186L183 182H182V178ZM205 177H207V178H209V177H211V178H209L208 180L205 178ZM221 177H222V179H221ZM242 179H241V178ZM257 177V178H256ZM262 177V178H261ZM44 178V179H43ZM86 178V179H85ZM95 178V179H94ZM113 178V179H112ZM145 178V179H144ZM147 178H150V179H148L147 180ZM177 178V179H176ZM178 178H181V179H178ZM199 178H201V179H199ZM223 178H224V180H223ZM239 178H240V180H239ZM261 178V179H260ZM50 179V180H49ZM53 179V180H52ZM101 179V180H100ZM107 179V180H106ZM114 179H115V184H114ZM122 179V180H121ZM128 179V180H127ZM130 179V180H129ZM137 179H139V181H140V183H139V181L137 180ZM177 180L178 181V183L176 182V181H174V180ZM48 180H49V182L50 181H55V183H53V182H50V183H48ZM56 180H59L60 182L62 181V183H63V185L61 184V183H56ZM110 182H109V181ZM111 180H113L112 182H111ZM124 180H126L125 181V183L126 184H128L127 186H130V187H125L126 186V184L124 183ZM147 180V181H146ZM150 180V181H149ZM153 180H155V181H153ZM161 180V181H160ZM166 180V181H165ZM168 180H169V182H168ZM102 181H103V183H102ZM137 181V182H136ZM149 181V182H148ZM157 181V182H156ZM10 182H12V181H10ZM101 182V183H100ZM118 182H120V183H118ZM134 182V183H133ZM144 182V183H143ZM147 182V183H146ZM153 182V183H152ZM161 182H162V184H161ZM172 182V183H171ZM175 182V183H174ZM185 182L186 183H188V184H185ZM219 182V181H218ZM35 183V184H34ZM39 183V184H38ZM104 183H105V185L107 184V183H109V184H107L108 185V187H105L104 186ZM133 183V184H132ZM146 183V184H145ZM153 185H152V184ZM156 183V184H155ZM158 183V184H157ZM183 183H184V185H183ZM7 185H9V183H6ZM48 184V185H47ZM51 184V185H50ZM53 184V185H52ZM59 184H61L60 186H59ZM65 184V185H64ZM98 184V185H99ZM117 184H119V185H117ZM121 184V185H120ZM139 184V185H138ZM143 184V185H142ZM145 184V185H144ZM149 184V185H148ZM164 184V185H163ZM168 184V185H167ZM7 185H4V189L6 190V191H8V193L9 192H11L12 193V191L13 190H11V191H9L11 188L9 187V186H7ZM12 185V184H11ZM44 185V186H43ZM56 185H58V186H56ZM66 185H68V187L66 186ZM106 185V186H107ZM117 185V186H116ZM133 185V186H132ZM159 185V186H158ZM185 185H187V186H185ZM3 186V185H2ZM1 186V188H3ZM63 188H62V187ZM64 186H66V187H64ZM71 186H74V187H71ZM147 186H149L150 187V189H149V187H147ZM152 186H156V187H152ZM157 186H158V188H157ZM220 186V187H221ZM248 186V187H247ZM11 187H13V186H11ZM45 187V188H44ZM52 187V188H51ZM71 187V188H70ZM82 187V188H81ZM160 187V188H159ZM163 187H165V188H163ZM171 189H170V188ZM185 187H187L188 189H189V191H188V189H184ZM8 188H10L9 190H7ZM47 188H49V189H47ZM51 188V189H50ZM60 188V189H59ZM69 188V189H68ZM78 188H79V190L81 191V193H80V191L78 192L77 190H78ZM86 188H87V191H86ZM131 190H130V189ZM133 188V189H132ZM184 190H183V189ZM66 189V190H65ZM76 189V190H75ZM123 189V190H122ZM138 189H139V191H138ZM148 189V190H147ZM157 189V190H156ZM162 189V190H161ZM176 189V190H175ZM4 190V191H5ZM44 190V191H43ZM51 190V191H50ZM61 190V191H60ZM74 190V191H73ZM83 190V191H82ZM121 190V191H120ZM135 190V191H134ZM160 190V191H159ZM166 190V191H165ZM186 190L188 191V192H186ZM5 191V192H6ZM47 191V192H46ZM49 191H50V193H49ZM63 191H65V192H63ZM67 191H69V192H67ZM72 191V192H71ZM122 191H124V192H122ZM138 193H137V192ZM141 191V192H140ZM151 191V192H150ZM169 191V192H168ZM181 191V192H180ZM62 192H63V194H62ZM74 192V193H73ZM76 192H78V193H76ZM87 192V193H86ZM92 192H93V194H92ZM121 192H122V194H121ZM128 192V193H127ZM134 192V193H133ZM154 192H156L155 194H154ZM36 193V192H35ZM71 193H72V195H71ZM80 193V194H79ZM85 193V194H84ZM88 193H91L90 195L92 196L93 195V197H91L90 195H88ZM117 193V194H116ZM125 195H127V196H123L124 194ZM142 193V194H141ZM146 195H144V194ZM148 193V194H147ZM168 193V194H167ZM169 193H171V194H169ZM180 193V194H179ZM182 193V194H181ZM41 194V195H42ZM77 194H79V195H81L80 197H79V195H77ZM129 194H130V196H129ZM132 194V195H131ZM134 194H136L135 196H134ZM166 194V195H165ZM66 195H68V196H66ZM119 195H120V197H119ZM158 195V196H157ZM195 195V194H194ZM85 196H86V198H85ZM132 196V197H131ZM137 196V197H136ZM139 196V197H138ZM147 196H148V198H147ZM157 196V197H156ZM163 196V197H162ZM190 196H192V197H190ZM65 197H66V199H65ZM68 197H70L69 199H68ZM75 197V198H74ZM79 197V198H78ZM82 197V198H81ZM99 199H98V198ZM124 197V198H123ZM133 197H135V198H133ZM162 197V198H161ZM71 198L73 199H76L77 200V202H79V203H76L75 202V200L73 201V202H75V205H74V203L72 202V201H70V202H68L69 200H71ZM81 198V199H80ZM91 198V199H90ZM98 200H97V199ZM123 198V199H122ZM127 200H126V199ZM145 198V199H144ZM161 198V199H160ZM176 198V199H175ZM56 199V198H55ZM121 199V200H120ZM125 199V200H124ZM143 201H142V200ZM152 199V200H151ZM155 199V200H154ZM173 199V200H172ZM80 200V201H79ZM83 200V201H82ZM85 200H87V201H85ZM89 200V201H88ZM90 200H91V202L92 203H90V204H88L89 202H90ZM97 202H96V201ZM124 201V203L123 204H121L123 201ZM133 200V201H132ZM139 202H138V201ZM140 200H141V202H140ZM165 200V201H164ZM169 200V201H168ZM96 203H95V202ZM116 201H122V202H120V203H115ZM130 201H132V202H130ZM162 201V202H161ZM56 202V203H57ZM58 202V203H59ZM84 202V204H85V206H83V203ZM137 202V203H136ZM154 202V204H152ZM161 202V203H160ZM113 203H115V206H114V204ZM130 205H132L133 206V203H134V208H131V207H129V204ZM140 203H142V204H140ZM151 203V204H150ZM166 203V205L167 206H164V204ZM35 204V203H34ZM81 204V205H80ZM88 204V205H87ZM111 204V206H112V208H113V210H111V209H109L110 208V205ZM113 204V205H112ZM118 204V205H117ZM128 204V205H127ZM137 204H139V205H137ZM156 204L158 205V206H156ZM162 206L161 208H160V205ZM168 204H169V206H168ZM105 205V206H104ZM124 205V206H123ZM141 205H142V208H141ZM109 206V208H107V207ZM114 206V207H113ZM148 206H150V208L148 207ZM154 208H153V207ZM136 207V208H135ZM139 207V208H138ZM152 207V208H151ZM168 207V208H167ZM90 208V207H89ZM131 210V209H134L135 211H137V212H135L134 210H129V209ZM142 210H141V209ZM148 208V209H147ZM156 208H158L159 209V211L156 209ZM162 208H165V209H167L166 211L165 210H163ZM170 208V209H169ZM171 208H173V209H171ZM65 209V208H64ZM107 209H109L108 211H110L111 212V214H113L112 215V217H110L111 216V214H109L110 212H108L107 211ZM116 209V210H115ZM125 209V210H124ZM140 209V210H139ZM161 209V210H160ZM58 210V209H57ZM66 210V209H65ZM84 210V211H83ZM150 210H151V212H150ZM154 210V211H153ZM49 211V212H48ZM54 213H53V212ZM64 211V210H63ZM101 211V212H100ZM103 211V212H102ZM130 211V212H129ZM134 211V212H133ZM140 211V212H139ZM141 211H142V213H141ZM147 211V212H146ZM164 211H165V213H164ZM41 212L42 213H44L43 215H41ZM50 212H52V213H50ZM81 212V213H80ZM84 212V213H83ZM86 212V213H85ZM108 212V213H107ZM113 212V213H112ZM133 212V213H132ZM138 212L139 213H141V217H140V214L138 215V218H137V214H138ZM150 212V213H149ZM155 214H154V213ZM161 212V213H160ZM2 213V212H1ZM80 213V214H79ZM104 213H107L108 215H110V216H108L107 214H104ZM117 213V214H116ZM131 213H132V215H131ZM135 213V214H134ZM159 213V214H158ZM169 213V214H168ZM172 213V214H171ZM52 214H54V216H51ZM61 214V215H60ZM68 214V215H67ZM84 214V216L82 217V215ZM99 214V215H98ZM100 214H102V216L100 215ZM149 214V215H148ZM161 214V215H160ZM171 214V215H170ZM8 215V216H7ZM47 215H49V217H47ZM59 215H60V217H59ZM88 215V216H87ZM96 215V216H95ZM103 215H105V216H103ZM128 215V216H127ZM131 215V216H130ZM135 215V216H134ZM159 215V216H158ZM165 215V216H164ZM175 215V216H174ZM64 218L63 220H61L62 219V217ZM66 216V217H65ZM79 216V217H78ZM93 216H95V218L93 217ZM98 216V218H96ZM101 216V217H100ZM113 216H114V218H113ZM142 216H143V218H142ZM157 216V217H156ZM170 216V217H169ZM8 217V218H7ZM11 217H13V218H11ZM55 217V218H54ZM68 217V218H67ZM70 217V218H69ZM83 219H82V218ZM87 217V218H86ZM89 217V218H88ZM117 217H118V219H117ZM133 217H135V218H133ZM148 217V218H147ZM151 217H153V218H151ZM172 217V218H171ZM174 217H175V219H174ZM10 218V219H9ZM16 218V217H15ZM46 218H48V219H46ZM59 218H60V220H59ZM67 218V219H66ZM79 218V219H78ZM94 218V219H93ZM110 218H112L113 220H111ZM132 218V219H131ZM150 218V219H149ZM156 218V219H155ZM162 218V219H161ZM166 218V219H165ZM51 219V220H50ZM54 219V220H53ZM56 219V220H55ZM68 219H70L69 221H68ZM85 219V220H84ZM89 219V220H88ZM100 219V220H99ZM102 219H104V220H102ZM116 219V220H115ZM139 220V222L138 221H136V220ZM145 219V220H144ZM155 221H154V220ZM164 219L166 220V221H164ZM170 219V220H169ZM172 219V220H171ZM176 219H178L179 220V222L176 220ZM13 220H14V222H13ZM59 220V221H58ZM72 220V221H71ZM75 220H82V222H77V221H75ZM107 220V221H106ZM110 220H111V222H110ZM118 220V221H117ZM119 220H121V221H119ZM128 221V223L129 224H124V223H127V221ZM130 220V221H129ZM133 220V221H132ZM156 220H157V222H156ZM175 220V221H174ZM38 221V222H37ZM40 221H41V223L43 224V222H44V224L42 225V224H40ZM51 221V222H50ZM59 222V223H56L55 224V222ZM72 223H71V222ZM86 221H88V222H86ZM89 221H91V222H89ZM93 221V222H92ZM98 221H99V223H98ZM109 221V222H108ZM134 221H135V223H134ZM163 221L164 222H168L167 223V225L165 224V223H163ZM170 221H172V223L170 222ZM11 222H13V223H11ZM48 222H50V223H48ZM54 222V223H53ZM63 222H65V223H63ZM66 222H68V223H66ZM75 222V224L76 223H79V225L78 224H76L75 226H74V223ZM84 222H85V224H84ZM148 224H147V223ZM155 222L158 224L159 222V225L157 226V224H155ZM36 223V224H35ZM39 223V224H38ZM60 223H63V225L62 224H60ZM105 223V224H104ZM109 223V224H108ZM143 223V224H142ZM161 223H163V224H161ZM172 225H171V224ZM179 224V226H177L178 224ZM54 225V226H51V225ZM81 224V225H80ZM82 224H83V227H82ZM95 226H94V225ZM100 224V226H98ZM136 224V225H135ZM44 225H46V226H48V227H46V226H44ZM108 226V227H106V226ZM123 225V226H122ZM131 225V226H130ZM138 225H139V227H138ZM143 225V226H142ZM157 226V229L156 228H154V227H156ZM164 227H163V226ZM17 226H18V228H20V229H18L17 228ZM29 226H30V228H29ZM37 227L38 229H39V227L42 229H40V231L38 230L37 231V229L35 228V227ZM68 226V227H67ZM91 228H90V227ZM136 226V227H135ZM145 226V227H144ZM151 226L153 227V228H151ZM161 226V227H160ZM169 226V227H168ZM173 226V227H172ZM189 226H190V224H189ZM7 227V228H6ZM14 227H16V229L14 228ZM33 227V228H32ZM46 228V229H44V228ZM71 227V228H70ZM82 227V228H81ZM111 227V228H110ZM147 227V228H146ZM11 230H10V229ZM26 228V229H25ZM62 228H63V230H62ZM66 228V229H65ZM78 228V229H77ZM87 228V229H86ZM108 228H109V230L111 229V232H110V234L108 233ZM118 228V229H117ZM122 228V229H121ZM140 228V229H139ZM145 228V229H144ZM72 229V231H70ZM79 229H80V231H79ZM123 229H125V230H123ZM132 230V234L130 233H128V232H130L131 230ZM147 229H148V231H147ZM150 229V230H149ZM5 230V231H4ZM8 230H9V232H8ZM20 230V231H19ZM22 230H23V232H22ZM45 230V231H44ZM66 230V231H65ZM81 230H83V231H81ZM116 230V231H115ZM138 230H141V233H140V231L138 232ZM153 230V231H152ZM159 230V232H157ZM162 230H164V231H162ZM4 231V232H3ZM25 231V232H24ZM30 231V232H29ZM44 232V235L42 236L41 234H43V232ZM56 231V232H55ZM60 231V232H59ZM97 231V232H96ZM115 231V232H114ZM118 231V232H117ZM125 233H124V232ZM127 231V232H126ZM143 231V232H142ZM145 231H147V232H145ZM150 231H152L153 232V234L155 233V234H157L158 236H160L161 238H159V237H156V239L157 240H159V241H155V238L154 239H152V237H154L153 235H151L150 234ZM161 231V232H160ZM14 232V233H13ZM19 232H22V233H19ZM32 232V233H31ZM40 232H41V234H40ZM54 232V233H53ZM80 232V233H79ZM81 232H83V234L81 233ZM103 234L102 235V237H101V233ZM107 232V233H106ZM19 233V234H18ZM30 233V234H29ZM52 233V234H51ZM61 233V234H60ZM72 233V234H71ZM96 233V234H95ZM97 233H99V234H97ZM105 233V234H104ZM116 233V234H115ZM135 235H134V234ZM137 233V234H136ZM162 233V234H161ZM165 233V234H164ZM205 233V232H204ZM12 234V235H11ZM13 234H15V235H13ZM29 234V235H28ZM35 234H36V236H35ZM70 234H71V236H70ZM74 234V235H73ZM122 234V235H121ZM142 234H143V236H142ZM160 234V235H159ZM201 234V235H200ZM231 233H228V235L229 236H231L230 235ZM7 235H9L8 237L9 238H7ZM21 235V236H20ZM46 235L48 236V237H46ZM49 235H51L52 237H50ZM56 235H57V237H56ZM59 235V236H58ZM61 235V236H60ZM67 235V236H66ZM77 235V236H76ZM88 235V236H87ZM105 235V236H104ZM116 235V236H115ZM117 235H121V236H117ZM132 235V236H131ZM144 235H146L145 237H144ZM151 235V236H150ZM198 235H200V236H198ZM11 236V237H10ZM14 236V237H13ZM18 236V237H17ZM28 236V237H27ZM33 238H32V237ZM34 236H35V239H34ZM55 236V237H54ZM62 236L64 237V238H62ZM71 238H70V237ZM99 236V237H98ZM106 238V239H104V237ZM108 236H109V238H108ZM113 236V237H112ZM123 236V237H122ZM126 236V237H125ZM129 236L130 237H134V239H136V240H134L133 238H129ZM196 236H198V237H196ZM13 237V238H12ZM22 237V238H21ZM67 237V238H66ZM94 237H95V239H94ZM99 239H98V238ZM115 237V239H116V237H117V239L118 240H120V241H118L117 239L116 240H114L113 238ZM122 237V238H121ZM128 237V238H127ZM140 238V240L142 241V243L140 242V240H139V238ZM150 239H149V238ZM202 237H204L203 238V241H202ZM5 240H4V239ZM27 238H29V239H27ZM37 238H40V239H37ZM44 238V239H43ZM46 238H50L49 239V241H47V239ZM53 238V239H52ZM84 238H85V240H84ZM103 238V239H102ZM125 238V240L127 239L128 241L126 242V244L122 241V243H121V240L122 239H124ZM145 239V243H144V239ZM200 238H201V240H200ZM7 239V240H6ZM27 239V240H26ZM46 240L47 242H43V240ZM52 239V240H51ZM57 239H58V243H57ZM64 241H63V240ZM66 239V240H65ZM73 239V240H72ZM75 239H77V240H75ZM86 239H88V240H86ZM98 239V240H97ZM102 239V240H101ZM113 239V240H112ZM152 239V240H151ZM13 240V241H12ZM18 240V241H17ZM22 241V242H24L23 244H20V243H22V242H19V241ZM37 240H38V242H37ZM107 240H109V242H107ZM196 240V242H194ZM205 240H207V241H205ZM218 240V239H217ZM9 241V242H8ZM35 241V243H33ZM53 241V242H52ZM56 241V242H55ZM74 241H75V243H74ZM78 241V243L79 242H81V243H79L78 245L79 246H77L78 247V249H80V251L77 249V247L75 246V245H77L76 244V242ZM88 241V242H87ZM98 241L100 242V243H98ZM106 241V243H108V244H104V242ZM111 241H115L114 243L115 244H117L116 246H115V244L113 243V242H111ZM131 241V244H134V245H131V244H129V242ZM134 241H136V242H134ZM140 242V244H139V242ZM153 241V242H152ZM198 241H199V246L197 245L198 244ZM222 241V242H221ZM5 244V243H8L9 245H7V244H3V243ZM11 242V243H10ZM30 242L31 243H33L34 245H32V244H30ZM70 242V243H69ZM92 242H94V243H92ZM111 242V244H109ZM117 242V243H116ZM120 242V243H119ZM155 242H157V243H155ZM201 242V243H200ZM208 242V243H207ZM15 243V244H14ZM27 243H29V244H27ZM40 245H39V244ZM44 243V244H43ZM56 243V244H55ZM61 243H62V245H61ZM85 243V244H84ZM102 243V244H101ZM112 243H113V245H112ZM139 244V245H137V244ZM158 243H159V245H158ZM161 243H163V244H165L166 246H168V247H166V246H164L163 244L161 245V249L162 250H166V251H168L167 253H168V255H170V253L172 254V256H169V258H168V256H166L165 257V259H163V258H160V257H163V256H165L164 255V252H165V254H166V251H163V253H159V251L160 252H162L161 250H159L158 251V249H156L157 247H160V244ZM172 243V244H171ZM189 243V244H188ZM191 243H192V245H193V248L191 247L192 245H191ZM205 243V244H204ZM213 243V244H212ZM222 243V244H221ZM229 243V242H228ZM2 244L4 245L3 247H2ZM37 244V245H36ZM48 244V245H47ZM51 244V245H50ZM67 244V245H66ZM69 244H71V246L69 245ZM87 244V245H86ZM91 244V245H90ZM100 244L102 245V246H100ZM104 244V245H103ZM125 246H124V245ZM128 244H129V246H128ZM141 244H144V245H141ZM156 244V246H154L153 247V249H152V246L153 245H155ZM171 244V245H170ZM211 244V245H210ZM7 245V246H6ZM14 245V246H13ZM26 245V246H25ZM39 245V246H38ZM61 245V246H60ZM64 245V246H63ZM72 245H74L73 246V249L74 248H76L75 250H73L72 249ZM82 245H84V246H82ZM88 245H90V247H92V248H90ZM109 247H107V246ZM119 245V246H118ZM123 245V246H122ZM131 245V246H130ZM137 245V246H136ZM144 248V250H143V248L141 247V246ZM182 247H181V246ZM190 245V246H189ZM218 246V248H217V246ZM222 245V246H221ZM17 246V247H16ZM27 246H29V247H27ZM38 246V247H37ZM63 246V247H62ZM82 246V247H81ZM92 250V251H90V249L88 248V247ZM95 246V247H94ZM122 246V247H121ZM134 246H135V249H136V251H135V249H134ZM139 246V247H138ZM151 246V250H150V248L149 247ZM162 246H163V248H162ZM176 246V247H175ZM185 246V247H184ZM203 246V247H202ZM210 246V247H209ZM223 246H225V248L223 247ZM7 247V248H6ZM10 249H9V248ZM12 247V248H11ZM15 247V248H14ZM22 247V248H21ZM30 247H32V248H30ZM41 247V248H40ZM46 247H48V248H46ZM56 247V248H55ZM64 247H67V248H64ZM69 247H71V248H69ZM100 248V250L99 249H97V248ZM102 247V248H101ZM114 247V248H113ZM130 247L132 248V249H130ZM137 247V248H136ZM146 247H148V249L146 248ZM166 247V248H165ZM209 247V248H208ZM221 247V248H220ZM5 248V249H4ZM18 248V249H17ZM30 248V249H29ZM43 248H45V249H43ZM52 248L54 249L53 250V252H52ZM94 248V249H93ZM99 250V252L96 250ZM103 248H106V251L108 252V254L107 255H111V259L109 258V256H107L106 255V253H105V251H102V252H104L105 253V255L103 256V253H100L101 252V250L103 249ZM112 248V249H111ZM165 248V249H164ZM177 249L178 251H176L175 249ZM180 248H182V249H180ZM186 248V249H185ZM14 249V250H13ZM17 249V250H16ZM34 249V250H33ZM36 249V250H35ZM43 249V250H42ZM47 249V250H46ZM64 249H66V251L64 250ZM71 249V250H70ZM82 249V250H81ZM84 249V250H83ZM117 251H116V250ZM190 249H191V252H194V253H191L190 252ZM197 251H196V250ZM200 251H199V250ZM204 249V250H203ZM214 249V250H213ZM222 250V251H220V250ZM226 251H225V250ZM5 250V252H3V251ZM8 250V251H7ZM13 250V251H12ZM16 250V251H15ZM25 250V252L26 253H24L23 251ZM26 250H28V251H26ZM31 250H33V251H35V252H37V253H35V252H33V251H31ZM39 252H38V251ZM44 250H46V252H44ZM57 250V251H56ZM61 250V252L62 251H64V253L62 252H58V251H60ZM69 250V251H68ZM86 250H88V252H86ZM104 250V249H103ZM114 250V251H113ZM121 250V251H120ZM124 250H126V251H128V253L126 252V253H124V252H122V251H124ZM138 250V251H137ZM145 250H147V251H145ZM152 250H156L157 251V254L155 253V252H153ZM180 250H182L181 252H180ZM208 250V251H207ZM233 250V249H232ZM14 251L16 252V254L14 253ZM20 251V252H19ZM95 252V254H94V252ZM129 251H131V252H129ZM141 253H140V252ZM144 253H143V252ZM149 251H151L152 253H151V255L149 254L150 252ZM196 251V252H195ZM212 251H214V252H212ZM216 251V252H215ZM218 251V252H217ZM234 251V250H233ZM8 252V253H7ZM12 252V253H11ZM20 254H19V253ZM33 252V253H32ZM50 252V253H49ZM57 252V253H56ZM70 254H69V253ZM75 252V253H74ZM87 253V254H84V255H89L88 257L86 256V257H84L83 256V253ZM93 252V253H92ZM110 252V253H109ZM115 252V253H114ZM134 252V254H132ZM138 252H139V255H138ZM145 252H146V254H145ZM149 252V253H148ZM200 252H202L201 254H200ZM208 252V253H207ZM226 252L228 253V255L229 256H227V254H226ZM6 253H7V256H6ZM10 253V254H9ZM18 253V254H17ZM39 253V254H38ZM45 253V254H44ZM73 253V254H72ZM80 253H82V254H80ZM89 253V254H88ZM92 253V254H91ZM111 253H114V254H111ZM130 253V254H129ZM143 253V255H141ZM155 253V254H154ZM213 255H212V254ZM221 253V254H220ZM261 253V252H260ZM13 254V255H12ZM52 254V255H51ZM66 256H65V255ZM76 254V255H75ZM118 254H120V257H118L117 255ZM121 254H124V255H122L121 256ZM132 254V255H131ZM161 254H163V255H161ZM183 254V253H182ZM182 254H180V255H182ZM216 254H218L219 256H217ZM9 255V256H8ZM11 255V256H10ZM21 255V256H20ZM27 255V256H26ZM42 255V256H41ZM55 255V256H54ZM60 255V256H59ZM69 257H68V256ZM78 255V256H77ZM83 256V258L82 257H80V256ZM91 255V256H90ZM94 255V256H93ZM113 255V256H112ZM115 255V256H114ZM125 255H127V258L125 257ZM134 255V256H133ZM135 255H136V257H135ZM138 255V256H137ZM149 255V256H148ZM158 255H160V256H158ZM184 256L186 255V254H183ZM182 255V256H183ZM223 255H225V256H223ZM33 256H34V258H33ZM43 256H45L44 258H43ZM53 256L55 257V258H53ZM61 256H63V258H61ZM71 256H73V257H71ZM105 256H107L106 258H105ZM139 256H141V257H139ZM151 256V257H150ZM214 256V257H213ZM216 256V257H215ZM223 256V257H222ZM16 257V258H15ZM20 257V258H19ZM36 257V258H35ZM52 257V258H51ZM59 257V258H58ZM76 257V258H75ZM80 259H79V258ZM99 257V258H98ZM100 257H101V259H100ZM117 257L119 258V261H118V259H117ZM122 257V258H121ZM123 257H125V258H123ZM131 257V258H130ZM158 257V258H157ZM172 259H171V258ZM224 257H226V258H224ZM228 257V258H227ZM1 258H2V260H1ZM12 260H11V259ZM18 258V259H17ZM25 258V259H24ZM31 258V259H30ZM47 258V259H46ZM68 258V259H67ZM72 258V259H71ZM78 258V259H77ZM81 258H82V260H81ZM97 258H98V260H97ZM108 259V261L107 260H103V259ZM113 258H114V260H113ZM116 258V259H115ZM121 258V259H120ZM140 258V259H139ZM147 258V259H146ZM153 258V259H152ZM199 258V257H198ZM197 258V259H198ZM221 260H220V259ZM9 259V261H7ZM17 259V260H16ZM19 259H21V260H19ZM33 259V260H32ZM38 259V260H37ZM47 261H46V260ZM51 259V260H50ZM60 259V260H59ZM71 259V260H70ZM74 259V260H73ZM76 259V260H75ZM88 259V260H87ZM92 260V261H89V260ZM95 259V260H94ZM143 259V260H142ZM149 259H151V260H149ZM174 259H176V260H174ZM219 259V261L217 262V260ZM223 259V260H222ZM224 259H227V260H224ZM230 259V258H229ZM5 260V262H3ZM43 260V261H42ZM66 260H68V262L66 261ZM85 260V261H84ZM99 260H101V261H99ZM117 260V261H116ZM124 260V261H123ZM131 260H132V262H131ZM199 260V259H198ZM204 260V259H203ZM208 260V259H207ZM15 261V262H14ZM17 261H20V262H17ZM40 261H42V262H40ZM50 261V262H49ZM104 261V262H103ZM105 261H107V263L105 262ZM109 261H111L112 263H110ZM127 261V262H126ZM143 261V262H142ZM159 261H160V263H159ZM221 261V262H220ZM224 261V262H223ZM226 261V262H225ZM12 262V263H11ZM14 262V263H13ZM36 262V263H35ZM52 262V263H51ZM87 262V263H86ZM89 262V263H88ZM92 262V263H91ZM96 262V263H95ZM122 262V263H121ZM124 262V263H123ZM168 262V263H167ZM172 262V263H171ZM203 262H205V260L203 261ZM207 263V262H205L206 264H210V263ZM181 263V262H180ZM214 263V264H215ZM1 264V263H0ZM181 264H187V263H181ZM213 264V263H212Z\"/></svg>",
    "mask_w": 264,
    "mask_h": 264
},
{
    "label": "bare ground",
    "instance_id": "obj_2",
    "mask_svg": "<svg viewBox=\"0 0 264 264\" xmlns=\"http://www.w3.org/2000/svg\"><path fill=\"white\" fill-rule=\"evenodd\" d=\"M81 0H0V72H2L3 74H7V73H13L12 75H14V73L16 74V71L19 73V72H21V71H23V68H21V70L19 69V67H24V64L26 65L27 63H32V61H31V59L32 58H34L35 56H36V58L38 59V57H39V55L40 54H38L39 52H42L43 53V50H45V49H43L42 50V47L43 48H48V46H50V49L53 47L54 48V45H55V48L59 45V47L56 49V52H57V50H61L60 48L62 47V48H65L66 50L65 51H69V52H72V53H74V54H72V53H70V56H68V60H67V56L66 57H62V58H66V61L65 60H60L61 62L62 61H65L64 63H67V64H65L66 66L68 65V67L69 68H72V69H68L69 71L70 70H72V71H75V73L78 75V76H83V75H88L91 71H90V69H89V67L91 68V66H89V64H88V66H87V64L86 63H84V59H81L82 57H84V56H80L81 54H79V53H77L79 50L77 49V42H78V40H79V42H78V44L84 39V32H82L81 30H82V27H83V29L84 28H86V29H88L87 28V24H81V23H79V21L77 20V17H81V16H77V15H79L78 14V10L76 11V9H80V8H83V7H81V6H86V8H85V10L86 11H90L91 9L89 8V6L91 5L90 4V2H89V0H88V2H89V6H88V4H87V2H86V4L85 3H81L80 2ZM93 1H95V0H93ZM92 1V2H93ZM100 0H98L97 2H99ZM103 1V0H102ZM106 1V0H105ZM114 1V0H113ZM116 1H118V0H116ZM120 1H122V0H119V2ZM141 0H139V2H140ZM145 1V0H144ZM151 1V0H150ZM154 1V0H153ZM169 1H171V0H169ZM179 1V0H178ZM191 1V0H190ZM197 1V0H196ZM203 1L204 0H202V2L201 3H203ZM206 1V0H205ZM228 1H230L231 2V0H228ZM236 1V0H235ZM242 1V0H241ZM246 1V0H245ZM255 1H257V0H255ZM254 1V2H255ZM261 1V0H260ZM256 2V3H259V4H257V5H259L260 6V3L262 2V1H264V0H262L261 2ZM101 2V1H100ZM107 2V1H106ZM106 2H105V4H106ZM111 2V1H110ZM129 2V1H128ZM127 2V3H128ZM133 2V1H132ZM142 2V1H141ZM156 2H158V1H156ZM180 2V1H179ZM178 2V3H179ZM187 2V1H186ZM189 2V1H188ZM95 3V2H94ZM112 3H114V2H112ZM120 3H122V2H120ZM124 3V2H123ZM127 3H125V4H127ZM144 3V2H143ZM147 2H145V4H146ZM151 3V2H150ZM154 3V2H153ZM162 3V2H161ZM163 3H165V2H163ZM162 3V4H163ZM200 3V2H199ZM206 3V2H205ZM249 3H252V1L251 2H249L248 1V4H247V2H246V5L245 6H250V4ZM256 3H255V5H256ZM263 3V2H262ZM85 4V5H84ZM97 4H99L100 5V3H97ZM116 4H117V2H116ZM124 4V5H125ZM130 4V3H129ZM128 4V5H129ZM142 4V3H141ZM160 4V3H159ZM158 4V6H161V5H159ZM165 4H168V3H165ZM170 4V3H169ZM219 4H221V3H219ZM245 4V3H244ZM253 4V3H252ZM93 5H95L96 6V4H93ZM99 5H97V6H99ZM107 5V4H106ZM112 5V4H111ZM118 5V4H117ZM131 6H132V3L130 4ZM146 5H149L150 6V4L148 3V4H146ZM153 5V4H152ZM196 5V4H195ZM194 5V6H195ZM197 5H199V4H197ZM209 5H211V4H209ZM225 5V4H224ZM242 5V4H241ZM101 6H103V5H101ZM114 6V5H113ZM116 6V5H115ZM121 5L119 4L118 5V7H120ZM126 6V5H125ZM136 6V5H135ZM149 6H147V7H149ZM164 5H162V7L161 8H164L163 7ZM166 6V5H165ZM169 6V5H168ZM173 7L175 6V5H172ZM186 6V5H185ZM184 6V7H185ZM189 6V5H188ZM187 6V7H188ZM207 6V5H206ZM223 6V5H222ZM242 6H244V5H242ZM244 6V7H245ZM262 6V5H261ZM92 7V6H91ZM100 7V6H99ZM112 7V6H111ZM118 7H116V8H118ZM141 7V6H140ZM144 7V6H143ZM142 7V8H143ZM167 7V6H166ZM186 7V8H187ZM191 7H193V6H191ZM209 7V6H208ZM217 7V6H216ZM219 7H220V5H219ZM230 7V6H229ZM233 7V6H232ZM263 7V6H262ZM93 8V7H92ZM108 8V7H107ZM107 8H105L104 7V9H107ZM115 8V7H114ZM126 8H129L130 9V7L129 6H127ZM133 8H134V6H133ZM137 8V7H136ZM153 8H154V6H153ZM172 8V7H171ZM171 8L169 9L168 7H167V9L168 10H171ZM178 7L176 6V8L175 9H177ZM197 8H198V6H197ZM211 8V7H210ZM222 8V7H221ZM223 8H225V6H223ZM238 8H240V7H238ZM99 9V8H98ZM101 9V8H100ZM99 9V10H100ZM103 9V8H102ZM112 9V8H111ZM110 9V10H111ZM121 9V8H120ZM132 9V8H131ZM140 9V8H139ZM144 9H146L145 7H144ZM143 9V10H144ZM149 9H151V8H149ZM181 9V10H180ZM179 10L180 11H182V8H180ZM184 9V8H183ZM193 8H190V10H192ZM204 9V8H203ZM235 9V8H234ZM81 10V9H80ZM93 10H95V7H94V9ZM93 10H91V11H93ZM113 10V9H112ZM111 10V11H112ZM115 10V12L114 13H116V9H114ZM119 10V9H118ZM117 10V11H118ZM138 10V9H137ZM140 10H142V9H140ZM159 10H161V9H159ZM162 10H164V9H162ZM166 10V9H165ZM173 10H174V8H173ZM190 10H189V12H190ZM197 10H200V8L199 9H197ZM205 10V9H204ZM223 10V9H222ZM221 10V11H222ZM231 10V9H230ZM82 11V10H81ZM81 11H80V14H81ZM91 11H90V13H91ZM107 11H109V9H107L105 12H107ZM121 11V10H120ZM124 11H126L124 8H123V11L122 12H124ZM133 11V10H132ZM152 11V10H151ZM150 11V12H151ZM157 11V10H156ZM177 11V10H176ZM188 11V10H187ZM203 11V10H202ZM218 11H220V10H218ZM224 11H225V9H224ZM234 11V10H233ZM236 11V10H235ZM95 12H96V10H95ZM100 13L102 12V14H103V11L101 10V11H99ZM98 12V13H99ZM105 12H104V14H105ZM121 12V13H122ZM129 12H131L130 10H129ZM134 12V11H133ZM132 12V13H133ZM149 12V11H148ZM171 12H173V11H171ZM174 12H175V10H174ZM185 11H183V13H184ZM193 12V11H192ZM192 12H190L191 13V15H194V14H192ZM199 12H201V11H199ZM247 12V11H246ZM84 13V12H83ZM98 13H96V15L98 14ZM108 13V12H107ZM113 13V14H114ZM126 13V15L127 14H129V13H127V12H125ZM138 13V12H137ZM137 13H135V14H137ZM153 13H154V11H153ZM182 13V14H183ZM206 13V12H205ZM222 13V12H221ZM229 13V12H228ZM232 13V12H231ZM242 13V12H241ZM84 14H86V13H84ZM87 14H88V12H87ZM87 14H86V16H84V18L86 19V17H87V20H88V16H87ZM101 14V15H102ZM104 14H103V17L102 18H104L105 16H104ZM109 14V13H108ZM112 14V15H113ZM118 14H120V13H118ZM117 14V15H118ZM122 14H124V13H122ZM148 14V13H147ZM151 14V13H150ZM156 14H157V12H156ZM167 14V13H166ZM171 14V13H170ZM173 14V17H174V13H172ZM177 14H181V13H177ZM177 14H176V16L175 17H177ZM186 14V13H185ZM199 14V13H198ZM257 14V13H256ZM259 14V13H258ZM262 14H264V13H262ZM91 15V14H90ZM100 14L99 15H97L98 16V18H99V16H101ZM130 16H129V18L131 17V13L129 14ZM134 15V14H133ZM139 15V14H138ZM142 15V14H141ZM145 14H143V16H144ZM158 16H159V14H157ZM162 15V14H161ZM169 15V14H168ZM187 15V14H186ZM205 15V14H204ZM208 15V14H207ZM206 15V16H207ZM219 15H220V13H219ZM218 15V16H219ZM107 16V15H106ZM119 16V15H118ZM125 16V15H124ZM152 16V15H151ZM154 16H155V14L153 15V18L152 19H155L154 18ZM163 16H164V14H163ZM166 16V15H165ZM180 16V15H179ZM178 16V17H179ZM196 16V15H195ZM243 16V15H242ZM245 16V15H244ZM91 17V16H90ZM108 17H113V16H108ZM120 17H121V15H120ZM126 17V19L128 20V16H125ZM135 17V16H134ZM138 17V16H137ZM142 17V16H141ZM140 17V18H141ZM145 17H149V15H147V16H145ZM168 17V16H167ZM171 17H172V15H171ZM177 17V18H178ZM181 17V16H180ZM179 17V18H180ZM185 17V16H184ZM202 17V16H201ZM211 17V16H210ZM210 17H209V21L210 20H212V19H210ZM220 17V16H219ZM239 17V16H238ZM247 17V16H246ZM257 17H258V15H257ZM256 17V18H257ZM260 17H261V15H260ZM260 17H259V19H260ZM83 18V17H82ZM92 18H95L94 16H92ZM97 18V19H98ZM101 18V17H100ZM107 18V17H106ZM105 18V19H106ZM115 18H117L116 16H115ZM119 18V17H118ZM133 18V17H132ZM136 18V17H135ZM139 18V19H140ZM162 17L160 16V19H161ZM182 18V17H181ZM187 18V17H186ZM203 18V17H202ZM214 18V17H213ZM217 18V17H216ZM249 18L251 19V18H254L253 16H249ZM255 18V19H256ZM263 18H264V16H263ZM262 18V19H263ZM79 19V18H78ZM84 19V20H85ZM121 19V18H120ZM119 19V20H120ZM124 19V18H123ZM131 19V18H130ZM143 19H146V18H143ZM142 19V20H143ZM151 19V18H150ZM159 19V20H160ZM191 19V18H190ZM190 19H188V20H190ZM229 19V18H228ZM232 19V18H231ZM240 19H241V17H240ZM259 19H257V20H259ZM261 19V20H262ZM90 20V19H89ZM94 21H95V19H93ZM102 20V19H101ZM109 20H113V18H109ZM137 20V19H136ZM135 20V21H136ZM147 20H148V18H147ZM158 20V19H157ZM162 20H165V19H162ZM168 19H166V21H167ZM169 20H172L171 18L169 19ZM178 20V19H177ZM180 20V19H179ZM182 20V19H181ZM180 20V21H181ZM203 20V19H202ZM205 20H207L206 18H205ZM204 20V21H205ZM233 20V19H232ZM242 20V19H241ZM83 21V20H82ZM92 21V20H91ZM90 21V22H91ZM106 21H107V19H106ZM106 21H105V23H106ZM114 21V20H113ZM112 21V22H113ZM129 21V20H128ZM138 21V20H137ZM141 21V20H140ZM150 21V20H149ZM152 21V20H151ZM179 21V22H180ZM191 21V20H190ZM203 21V22H204ZM221 21H222V19H221ZM227 21V20H226ZM100 22H103L104 23V20H102V21H100ZM115 22H117V21H115ZM132 22L133 21H131L130 22V24H132ZM158 22V21H157ZM156 22V23H157ZM164 22V21H163ZM162 22V23H163ZM169 21H167V23H168ZM174 22V21H173ZM172 22V23H173ZM182 22V21H181ZM180 22V23H181ZM184 22H185V20H184ZM223 22H225V21H223ZM230 22V21H229ZM232 22V21H231ZM234 22H236V21H234ZM239 22V21H238ZM241 22V21H240ZM239 22V23H240ZM254 23H255V20L253 21ZM259 22V21H258ZM261 22V21H260ZM79 23V24H78ZM85 23H87V21H85ZM97 23V22H96ZM119 23H122V21L121 22H118V25H119ZM137 23V22H136ZM136 23H133V24H136ZM145 23H147V22H145ZM153 23V22H152ZM165 24H166V22H164ZM163 23V24H164ZM176 23V22H175ZM178 23V22H177ZM176 23V24H177ZM180 23H178V24H180ZM183 23V22H182ZM201 23V22H200ZM250 23V22H249ZM80 24H81V28H79L80 27ZM93 24V23H92ZM92 24H90L89 23V25H90V28H91V25ZM107 26L108 25H111V23L110 24H108V21H107ZM113 24H116V23H113ZM112 24V25H113ZM124 24L125 23H123V26H124ZM128 24V23H127ZM149 24V23H148ZM151 24V23H150ZM155 24V23H154ZM158 24V23H157ZM174 24V23H173ZM176 24H174V26L176 25ZM178 24H177V26H178ZM191 24V23H190ZM195 24H196V22H195ZM204 24H205V22H204ZM225 24V23H224ZM224 24H223V26L221 25V27H224ZM85 25H87V26H85ZM93 25H95V27L97 26L96 24H95V22H94V24ZM101 25V24H100ZM111 25V26H112ZM143 25H145L144 23H142V26ZM147 25V24H146ZM167 25V24H166ZM171 25V24H170ZM183 25H184V23L182 24V27H183ZM189 25V24H188ZM200 25V24H199ZM235 25H237V24H235ZM234 25V26H235ZM253 25V24H252ZM85 26V27H84ZM102 26V25H101ZM106 25H104V27H105ZM111 26H110V28H111ZM117 25H115V27H116ZM141 26V25H140ZM140 26H139V28H140ZM157 26V25H156ZM161 26H163V25H161ZM171 26H173V25H171ZM177 26L175 27V28H177ZM186 26V25H185ZM204 26V25H203ZM226 26V25H225ZM230 26H231V23H230ZM229 26V27H230ZM109 27V26H108ZM126 27H128V26H126ZM134 27V26H133ZM136 27H137V25H136ZM144 27V26H143ZM146 27V26H145ZM149 27V26H148ZM151 27V26H150ZM169 27V26H168ZM167 27V28H168ZM182 27H181V24H180V28L182 29ZM213 27H215V26H213ZM220 27V26H219ZM228 27V26H227ZM236 27V26H235ZM252 27V26H251ZM264 27V26H263ZM78 28H79V30H80V32H79V30H78ZM97 28V27H96ZM102 28V30L104 29L103 27H101ZM101 28H97V29H99V30H101ZM109 28V29H110ZM122 27L120 26V29H121ZM135 28V27H134ZM138 28V29H139ZM157 28H158V26H157ZM178 29L179 30V32L181 31V29ZM186 28V27H185ZM192 28V27H191ZM203 28V27H202ZM201 28V29H202ZM211 28V27H210ZM225 28V27H224ZM233 28V27H232ZM248 28V27H247ZM256 28V27H255ZM258 28V27H257ZM97 29H93V30H97ZM107 29V28H106ZM105 29V30H106ZM119 29V28H118ZM130 29H131V27H130ZM146 29H148L147 27H146ZM150 29V28H149ZM166 29V28H165ZM170 29V28H169ZM172 29H174V28H172ZM184 29V28H183ZM201 29H199V30H201ZM216 29H217V25H216ZM216 29H214V30H216ZM230 29V28H229ZM249 29V28H248ZM253 29V28H252ZM259 29V28H258ZM78 30V31H77ZM99 30H97V32L99 31ZM101 30V31H102ZM111 30H113V29H111ZM110 30V33L111 32H113V31H111ZM123 30V29H122ZM121 30V32L123 33V35H124V33H126V32H124V31H122ZM125 30V29H124ZM137 30V29H136ZM141 30H143V29H141ZM151 31L150 32H148V33H142L141 34V32H140V34L137 36V37H139L138 39L134 36L133 37V40H138L139 41V39L141 40V41H145V40H147V42H150L151 43V41H152V43L151 44H155L154 46H156V44H157V47H159V49H161L162 48V46H164L163 45V43H166V42H168V43H170V41H171V37H172V31L174 32V30H171V32H170V34H172L171 36L170 35H168L167 33V35L168 36H170V38H167L166 37V35L164 34V33H162L161 31L163 30L164 31V29H161V28H158V29H150ZM177 30V31H178ZM185 30V29H184ZM197 30V29H196ZM210 30V29H209ZM214 30H213V32H214ZM223 30V29H222ZM238 30V29H237ZM260 30V29H259ZM85 31V30H84ZM87 31V30H86ZM88 31H90V29L88 30ZM87 31V33H89V35H92V37H93V33L92 34H90L91 32H88ZM107 31V30H106ZM116 31V30H115ZM128 31H130V30H128ZM132 31L133 30H131L130 32V34L132 35ZM145 31V30H144ZM183 31V30H182ZM190 31H192V30H190ZM211 31H212V28H211ZM216 31H218V30H216ZM220 31H221V29H220ZM225 31V30H224ZM227 31V30H226ZM230 31V30H229ZM233 31H234V29H233ZM254 31V30H253ZM81 32L83 33V34H81ZM96 32V31H95ZM96 32V33H97ZM103 32V31H102ZM136 32V31H135ZM167 32V31H166ZM176 32V31H175ZM222 32V31H221ZM220 32V33H221ZM228 32V31H227ZM86 33V32H85ZM107 33V32H106ZM114 33V32H113ZM117 32H115L114 34H116ZM120 33V32H119ZM127 33H129V32H127ZM126 33V34H127ZM133 33H134V31H133ZM178 33V32H177ZM182 33H184V31L182 32ZM181 33V34H182ZM196 33V32H195ZM219 33V36L221 35ZM233 33H237L236 31L235 32H233ZM232 33V35H234ZM240 33V32H239ZM238 33V34H239ZM246 33V32H245ZM244 33V34H245ZM104 34V33H103ZM114 34H111L112 35V37H113V35ZM129 34V35H130ZM175 34V33H174ZM185 34V33H184ZM193 34V33H192ZM197 34H199V32L197 33ZM210 34V33H209ZM248 34V33H247ZM258 34V33H257ZM88 35V36H89ZM117 35V34H116ZM122 35V34H121ZM120 35V36H121ZM178 35V34H177ZM194 35V34H193ZM200 35V34H199ZM225 35V34H224ZM227 35V34H226ZM243 35V34H242ZM241 35V36H242ZM21 36H23V37H21ZM24 36L25 37H27V38H24ZM83 36V37H82ZM96 36H97V34H96ZM96 36H94L95 38H96ZM99 36V35H98ZM101 36V35H100ZM102 36H105V35H102ZM101 36V37H102ZM110 36V35H109ZM125 36V35H124ZM174 36V35H173ZM181 36V35H180ZM190 36V35H189ZM189 36H188V38H189ZM195 36V35H194ZM201 36V35H200ZM207 36V35H206ZM217 36H218V34H217ZM216 36V37H217ZM228 36H229V34H228ZM237 36H240V34L239 35H237ZM244 36V35H243ZM254 36H256V35H254ZM90 37V36H89ZM93 37V38H94ZM101 37H100V39H101ZM126 37V40L129 38L128 37V35H126L125 36ZM124 37V38H125ZM128 37V38H127ZM208 37V36H207ZM230 37H231V35H230ZM245 37V36H244ZM244 37H242V38H244ZM248 37V36H247ZM251 37H253V36H251ZM46 38H48V40H50V45H48V43L49 42H47L46 43ZM102 38H104V37H102ZM114 38V37H113ZM112 38V39H113ZM117 38V40L119 39L118 37H116ZM116 38H114V40L113 41H117V40H115ZM122 38V37H121ZM124 38L123 39H121V42H122V40L123 41H125L123 44L124 45H122V47H124V48H127L126 46H125V43H127L126 42V40H124ZM197 38V37H196ZM209 38V37H208ZM220 38V37H219ZM224 38H225V36H224ZM232 39H233V37H231ZM230 38V39H231ZM256 38V37H255ZM82 39V40H81ZM87 39H88V41H87ZM91 40H93L92 38H90ZM99 39V38H98ZM106 39H107V37H106ZM110 39V38H109ZM169 39H170V41H169ZM178 39H180V38H178ZM177 39V40H178ZM181 39H183V38H181ZM186 39H187V37H186ZM186 39H185V41H186ZM202 39V38H201ZM211 39V38H210ZM216 39V38H215ZM222 40H223V38H221ZM220 39V40H221ZM227 39V38H226ZM245 39V38H244ZM261 39V38H260ZM81 40V41H80ZM90 40V41H91ZM96 40V39H95ZM102 40V39H101ZM128 40H130V38L128 39ZM150 40V41H149ZM176 40V38H175V42L177 41ZM189 40H191V39H189ZM188 40V41H189ZM199 40V39H198ZM205 40V39H204ZM217 40V39H216ZM216 40H214V41H216ZM229 40V39H228ZM234 40V39H233ZM247 40V39H246ZM45 41V43H46V45L47 46H43V45H40V44H42L43 42ZM103 42L104 41H106L107 42V40H102ZM109 41V40H108ZM173 41V42H174ZM179 41V40H178ZM181 41V40H180ZM184 41V40H183ZM182 41V42H183ZM185 41L183 42V43H185ZM193 41V40H192ZM191 41V42H192ZM201 41V40H200ZM199 41V42H200ZM207 41H209V40H207ZM224 41V40H223ZM84 42V41H83ZM83 42H81L82 44H83ZM87 42H89V38L86 36V43ZM120 42V41H119ZM120 42V43H121ZM131 42H132V40H131ZM131 42L129 41V43H130V45H131ZM154 42V43H153ZM181 42V43H182ZM198 42V41H197ZM196 42V43H197ZM218 41H216L215 43H217ZM228 42V41H227ZM229 42H231V41H229ZM53 43V44H52ZM55 43V44H54ZM91 43V42H90ZM92 43H94V45H95V41L94 42H92ZM92 43L90 44L91 46H93L92 45ZM99 43V42H98ZM117 43H118V41H117ZM128 43V44H129ZM180 43V42H179ZM188 43V42H187ZM201 43V42H200ZM206 43H208V42H206ZM225 43V42H224ZM254 43V42H253ZM82 44H81V46H82ZM85 44V43H84ZM100 44H102V43H100ZM104 44V43H103ZM108 44H109V42H108ZM107 44V45H108ZM111 44V43H110ZM128 44H126V45H128ZM134 44H136L135 42H134ZM133 44V45H134ZM142 44H144L143 42H142ZM150 44V45H151ZM178 44V43H177ZM193 44V43H192ZM220 44V43H219ZM244 44V43H243ZM245 44H247L246 42H245ZM250 44H252V43H250ZM87 45V44H86ZM96 45H97V43H96ZM116 45H118V44H116ZM115 45V46H116ZM120 45V44H119ZM118 45V46H119ZM138 45V44H137ZM140 45V44H139ZM146 45V44H145ZM149 45V46H150ZM197 45H198V43H197ZM196 45V46H197ZM202 45V44H201ZM223 47L225 46L226 47V45H223V44H221ZM252 45H254V44H252ZM252 45H249V47L250 46H252ZM38 46H41L40 48L38 47ZM104 46H106V44H104ZM111 47H112V45H110ZM118 46H117V48H118ZM143 46V45H142ZM152 46V45H151ZM170 47V45L168 44L167 45V47ZM175 46H176V44H175ZM179 46H182V44L180 45L179 44ZM184 46H186L185 44H184ZM203 46V45H202ZM209 46V45H208ZM212 46V45H211ZM219 46V45H218ZM221 46V47H222ZM228 46H230V45H228ZM227 46V47H228ZM255 46H256V44H255ZM39 48V49H36V48ZM86 47H88V46H85V48ZM103 47V46H102ZM120 47V46H119ZM121 47V48H122ZM137 47V46H136ZM144 47V46H143ZM173 47V46H172ZM177 47H178V45H177ZM188 47V46H187ZM187 47H184L185 49H188ZM195 47V46H194ZM193 47V48H194ZM204 47V46H203ZM203 47H201V49H202V51H204L205 49H203ZM236 47V46H235ZM235 47H234V51L236 50L237 51V48L235 49ZM257 47V46H256ZM259 47V46H258ZM54 48V49H55ZM79 48H80V45H79ZM99 48V47H98ZM131 48L133 49V48H135V46L134 47H132V45H131ZM149 47L147 46V49H148ZM165 48V47H164ZM193 48H191V49H193ZM197 48V47H196ZM196 48H194L193 50H195ZM198 48L200 49V47H199V45H198ZM206 48V47H205ZM215 48V47H214ZM216 48H218V47H216ZM244 48V47H243ZM246 48V47H245ZM250 48H255V47H250ZM250 48H248V50L250 51L251 49ZM261 48V47H260ZM259 48V49H260ZM49 49V48H48ZM77 49V50H76ZM89 49H93V47H89ZM96 49V48H95ZM95 49H94V51H95ZM101 49V48H100ZM106 48H104L103 47V50H105ZM112 49V48H111ZM128 49V48H127ZM146 49V48H145ZM146 49V50H147ZM151 49V48H150ZM153 49H155V48H153ZM171 49V48H170ZM173 49H175V48H173ZM181 49H183V47L181 48ZM180 49V47H179V49H177L176 50V52H175V54L176 55H179V58L181 59V56H185V52H184V49L183 50H181ZM224 49V48H223ZM42 50V51H41ZM64 50V49H63ZM107 50H109V48H107ZM115 51V49L113 48L112 49V51ZM121 50V49H120ZM124 50V49H123ZM134 50V49H133ZM142 50V49H141ZM162 50V49H161ZM165 50V49H164ZM189 52L191 51L190 50V47H189ZM212 50V49H211ZM226 50H227V48H226ZM254 50V49H253ZM263 50V49H262ZM51 51H54L53 49L51 50ZM50 51V52H51ZM90 50H88L87 52H89ZM93 51V52H94ZM100 51V50H99ZM102 51V50H101ZM106 51V50H105ZM111 51V52H112ZM128 51V50H127ZM122 52V53H129V52ZM130 51V50H129ZM140 51V50H139ZM156 51H158V50H156ZM153 52V54L155 55L156 53L158 54V52H160V51H158V52ZM171 51H175V50H172L171 49ZM186 51V50H185ZM257 51L259 52V50L257 49ZM45 52H46V50H45ZM48 52V51H47ZM49 52V53H50ZM55 52V53H56ZM69 52H68V54H69ZM84 52V51H83ZM87 52H85V53H87ZM106 52H108L109 54H110V52L109 51H106ZM117 52V51H116ZM133 52V51H132ZM136 52H137V54H141V52L139 53L137 50H136ZM136 52H135V54H136ZM146 52V51H145ZM166 52V51H165ZM186 52H188V51H186ZM243 52H245L244 50H243ZM252 52V51H251ZM258 52H256V53H258ZM260 52H261V49H260ZM54 53V52H53ZM52 53V54H53ZM67 53V52H66ZM89 53H91V52H89ZM95 53V52H94ZM96 53H98V50H97V52ZM95 53V54H96ZM102 53H104V52H102ZM114 53V52H113ZM118 53V52H117ZM121 52L119 53V55L120 54H122ZM172 53V52H171ZM194 53V52H193ZM197 53H199V52H197ZM201 53V52H200ZM212 53V52H211ZM216 53V52H215ZM232 53H234V52H232ZM246 53L248 54V51H246ZM245 53V54H246ZM51 54V56H54V55H52ZM57 54V53H56ZM60 54V53H59ZM62 54H63V52H62ZM76 54H79V55H76ZM108 54V55H109ZM130 54V53H129ZM129 54L128 55H123V56H129ZM134 54V55H135ZM144 54V53H143ZM146 54V53H145ZM149 54V57H151V50H150V53H148ZM152 54V55H153ZM166 54V53H165ZM170 54V53H169ZM205 54V53H204ZM213 54V53H212ZM243 54V53H242ZM241 54V55H242ZM245 54H244V56H245ZM263 54V53H262ZM47 55H49V54H47ZM73 55V56H72ZM92 55H93V53H92ZM113 55V54H112ZM121 55V56H122ZM132 55V54H131ZM147 55V54H146ZM145 55V56H146ZM161 55V54H160ZM163 55V54H162ZM200 55V54H199ZM202 55V54H201ZM250 55V54H249ZM254 55H256V54H254ZM38 56V57H37ZM46 56V55H45ZM50 56V55H49ZM62 56V55H61ZM79 56V57H78ZM90 55H88L87 54V56H86V58L87 57H89ZM97 56V55H96ZM95 56V57H96ZM99 56V55H98ZM97 56V57H98ZM104 56V55H103ZM111 56V55H110ZM109 56V57H110ZM113 56H115V55H113ZM120 56V57H121ZM148 56V55H147ZM157 56V55H156ZM187 56V55H186ZM186 56L184 57V58H186ZM203 56V55H202ZM213 56H214V54H213ZM217 56V58H219L220 59V57H218L219 55H216ZM230 56H232V55H230ZM234 56H238L237 54H235ZM259 56V55H258ZM262 56H264V55H262ZM47 57V56H46ZM81 57V58H80ZM91 57V56H90ZM89 57V62H90V58ZM97 57H96V61H100V59L102 58L103 59V57L100 55L99 57H101L100 59H98L97 60ZM105 57H106V55H105ZM118 57V56H117ZM117 57H115L116 59H117ZM132 57V56H131ZM135 56H133V58H134ZM139 57V56H138ZM148 57V58H149ZM159 57V56H158ZM162 57V56H161ZM164 57V56H163ZM168 57V56H167ZM172 57V56H171ZM175 57V56H174ZM187 57H189V56H187ZM200 57V56H199ZM206 57V56H205ZM204 57V58H205ZM222 57V56H221ZM242 57V56H241ZM248 57V56H247ZM252 57V56H251ZM35 58V59H36ZM43 58H44V55H43ZM49 58V57H48ZM53 58V57H52ZM85 58V57H84ZM94 58V57H93ZM92 58V59H93ZM125 58V62L127 61V58L126 57H124ZM132 58V59H133ZM136 58V57H135ZM146 58V57H145ZM169 58V57H168ZM183 58V59H184ZM189 58H191V57H189ZM188 58V59H189ZM202 58V57H201ZM213 58V57H212ZM212 58H211V60H212ZM216 58V59H217ZM237 58V57H236ZM244 58V57H243ZM249 58H250V56H249ZM35 59H34V61H35ZM40 59V58H39ZM54 59V58H53ZM59 59H61V57L59 58ZM95 59V58H94ZM121 59H122V57H121ZM130 59V58H129ZM131 59V60H132ZM152 59H154V58H152ZM156 59V58H155ZM166 59V58H165ZM164 59V60H165ZM192 59V58H191ZM199 59V58H198ZM197 59V60H198ZM216 59H214L215 61H216ZM233 59H235V58H233ZM241 59V58H240ZM252 59H255V57L254 58H252ZM30 60V61H29ZM41 60H43V59H41ZM41 60H39L40 62H41ZM56 60V59H55ZM86 60V59H85ZM120 59H118V61H119ZM140 60V59H139ZM139 60H137V61H139ZM143 60H145V59H143ZM142 60V61H143ZM157 60H158V58H157ZM168 60V59H167ZM169 60H170V58H169ZM185 60V59H184ZM183 60V61H184ZM194 60V59H193ZM196 60V59H195ZM196 60V61H197ZM200 60H202V59H200ZM250 60H251V58H250ZM256 60V59H255ZM28 61V62H27ZM47 61V60H46ZM54 61V60H53ZM87 61V62H88ZM103 61V60H102ZM105 61H109V60H105ZM111 61V60H110ZM114 61V60H113ZM118 61H117V63H116V65L118 64V65H120L121 64V60H120V64L118 63ZM123 61V60H122ZM136 61V60H135ZM136 61V62H137ZM178 61H180V60H178ZM190 61V60H189ZM192 61V60H191ZM199 61V60H198ZM203 61V60H202ZM204 61L206 62V59H204ZM234 61H238V60H233L231 63L233 64V62ZM244 61V60H243ZM23 63V65H22V63ZM27 62V63H26ZM37 62V61H36ZM40 62H38V63H40ZM60 62V63H61ZM92 62V61H91ZM101 62V61H100ZM124 62V61H123ZM122 62V63H123ZM124 62V63H125ZM130 62V61H129ZM134 62V61H133ZM132 62V63H133ZM136 62H134V63H136ZM144 62H146L147 63V65H149L150 63H151V61H150V63H148L149 61L147 60V61H144ZM143 62V63H144ZM167 62V61H166ZM176 62H177V60H176ZM181 62V61H180ZM185 62V61H184ZM184 62H181V63H184ZM209 62V61H208ZM207 62V63H208ZM219 62V61H218ZM245 62H246V59H245ZM248 62V61H247ZM250 62V61H249ZM248 62V63H249ZM254 62V61H253ZM256 62V61H255ZM21 63V64H20ZM42 63V62H41ZM43 63L44 64H46V63H48V62H46L45 63V59H44V61H43ZM59 62H58V60H57V66L58 65H61V64H58ZM63 63V62H62ZM64 63H63V65H64ZM95 63H97V62H95ZM95 63H93V64H95ZM103 63V62H102ZM140 63H142V62H140ZM169 63V62H168ZM179 63V62H178ZM180 63V64H181ZM192 64L194 63V62H191ZM190 63V64H191ZM223 63V62H222ZM235 63V62H234ZM242 63V62H241ZM252 62H250V64H251ZM49 64H50V62H49ZM101 64V63H100ZM104 64V63H103ZM106 64V63H105ZM111 64H112V61H111ZM114 64V63H113ZM138 64V63H137ZM145 64V63H144ZM171 64H173V62L171 63ZM180 64H178L179 66H180ZM185 64H187V61L185 62ZM189 64V65H190ZM198 64H200L199 62H198ZM197 64V65H198ZM204 64V63H203ZM228 64V63H227ZM226 64V65H227ZM232 64H230L231 66H232ZM246 65H247V63H245ZM254 64V63H253ZM17 65L19 66L18 68H17ZM32 65H34V63L32 64ZM63 65H61L62 66V68H64L65 66H63ZM96 65V64H95ZM97 65H99V63H97ZM115 65V64H114ZM124 65V64H123ZM128 65H130L129 63H128ZM135 65V64H134ZM146 65V64H145ZM146 65V66H147ZM152 65V64H151ZM156 65V64H155ZM167 65V64H166ZM165 65V66H166ZM169 65V64H168ZM188 65V66H189ZM195 65V64H194ZM193 65V66H194ZM225 65V64H224ZM235 65V64H234ZM237 65V64H236ZM243 65H244V63H243ZM255 65V64H254ZM259 65V64H258ZM36 66V65H35ZM35 66H34V68H35ZM39 66H41V65H39ZM44 66V65H43ZM46 66V65H45ZM53 66V65H52ZM100 66H105V65H99V67ZM108 66V65H107ZM111 66V65H110ZM125 66H126V64H125ZM124 66V69L126 68V67H128V68H126V70H128L130 67L129 66H126L125 67ZM131 66V65H130ZM133 66V65H132ZM140 66V65H139ZM152 66H154V64L152 65ZM161 66V65H160ZM165 66H163V67H165ZM183 66H184V64H183ZM207 66V65H206ZM210 66V65H209ZM214 66V65H213ZM221 66V65H220ZM241 67H242V65H240ZM248 66V65H247ZM246 66V67H247ZM251 66V65H250ZM29 66H28V64H27V66H25L24 68H28ZM31 67V66H30ZM38 67V66H37ZM35 68V69H37V73L38 74H40L41 72H43V71H39L38 70V68ZM48 67V66H47ZM50 67V66H49ZM60 67V66H59ZM98 67V66H97ZM116 67V66H115ZM123 67V66H122ZM134 67V66H133ZM138 67V66H137ZM143 67H145L144 65H143ZM142 67V68H143ZM158 67V66H157ZM173 67H175L174 65L170 68V69H172ZM182 67V66H181ZM199 66H197V68H198ZM208 67V66H207ZM215 67H219V66H215ZM256 67H257V65H256ZM259 67H260V65H259ZM32 68V67H31ZM33 68V69H34ZM40 68H42V67H40ZM39 68V69H40ZM51 68V67H50ZM53 68H56V65L53 67ZM61 68V67H60ZM61 68V69H62ZM65 68H67V67H65ZM101 68V67H100ZM111 67H109V69H110ZM113 68V67H112ZM111 68V69H112ZM135 68V67H134ZM140 68V67H139ZM148 68V67H147ZM146 68V69H147ZM149 68H150V66H149ZM168 68V67H167ZM176 68H178V67H176ZM196 68V69H197ZM212 68V67H211ZM252 68H253V66H252ZM18 69V70H17ZM56 69H58V67L56 68ZM56 69H55V71H56ZM97 68H95V70H96ZM104 69H106V71H107V73L109 72L108 70H107V68H103V69H101V71H103ZM116 69V68H115ZM119 69H120V67H119ZM118 69V70H119ZM138 69V68H137ZM152 69H153V67H152ZM157 68L155 67V69H153V71L154 70H156ZM165 69V68H164ZM184 69V68H183ZM227 69L229 70L230 68H228L227 67ZM226 69V70H227ZM235 69L237 70V68L235 67ZM239 69V68H238ZM243 69H245V67L243 68ZM247 69H249L248 67H247ZM246 69V70H247ZM251 69V68H250ZM253 69H257V68H253ZM252 69V70H253ZM260 69V68H259ZM262 69V68H261ZM15 70V71H14ZM20 70V71H19ZM43 70V69H42ZM46 70H47V68H46ZM45 70V71H46ZM52 70L53 69H51V73H52ZM65 70V69H64ZM91 70H93V69H91ZM94 70V71H95ZM114 70V69H113ZM126 70H125V73H126ZM130 70H132V68H130ZM134 70V69H133ZM139 70H141V68L139 69ZM151 70V69H150ZM175 70V69H174ZM177 70V69H176ZM179 70V69H178ZM185 70V69H184ZM189 70V69H188ZM208 70H209V67H208ZM213 70H214V67H213ZM219 70V69H218ZM231 70H232V68H231ZM231 70L230 71H228L227 73H229V72H231ZM234 70V69H233ZM240 70V69H239ZM239 70H237V71H239ZM252 70H248V71H252ZM258 70V69H257ZM256 70V71H257ZM65 71H67V70H65ZM89 71V72H88ZM94 71H93V73H94ZM100 71V70H99ZM105 71V72H106ZM121 71V70H120ZM123 71V70H122ZM122 71H121V73H122ZM148 71V70H147ZM152 71V72H153ZM160 71V70H159ZM167 71V70H166ZM182 71V70H181ZM191 71V70H190ZM199 71H200V69H199ZM203 71H204V69H203ZM219 71H221V70H219ZM219 71H217V72H219ZM248 71H247V73L246 74H248ZM259 71H261V70H259ZM263 71V70H262ZM5 72V73H4ZM29 72V69H28V71L26 72V74H32V73H28ZM33 72H35V70L33 71ZM40 72V73H39ZM49 72H50V70H49ZM64 72V71H63ZM105 72H103V73H105ZM112 72V71H111ZM110 72V73H111ZM115 72H117V70L115 71ZM155 72V71H154ZM153 72V73H154ZM163 72V71H162ZM165 72V71H164ZM164 72H163V74H164ZM174 72V71H173ZM182 72H184V71H182ZM191 72H193V71H191ZM234 72V71H233ZM246 72V71H245ZM245 72H242V73H245ZM18 73H17V77L19 76L18 75ZM24 73V71L22 72V74ZM45 73H47V71L45 72ZM45 73H43L42 75V78H44V74ZM50 73V74H51ZM61 73V72H60ZM66 73V72H65ZM67 73H70V72H68L67 71ZM92 73V72H91ZM97 73V72H96ZM100 74H102L101 72H99ZM107 73H105V75L107 74ZM125 73H124V75H125ZM139 73H141V72H139ZM148 73V72H147ZM158 73V72H157ZM168 72H166L164 75L165 76H167L168 74H167ZM178 73H181V72H178ZM177 73V74H178ZM185 73H186V71H185ZM194 73H196V72H194ZM202 73V72H201ZM209 73V72H208ZM207 73V74H208ZM226 73V74H227ZM239 73L241 74V72L239 71ZM252 73V72H251ZM254 73H255V71H254ZM264 73V72H263ZM1 74V73H0ZM36 74V73H35ZM34 74V75H35ZM49 74V75H50ZM64 74V73H63ZM80 74V75H79ZM98 74V73H97ZM96 74V75H97ZM120 74V73H119ZM130 74V73H129ZM161 74V73H160ZM159 74V75H160ZM176 74V73H175ZM200 74V73H199ZM233 74V73H232ZM235 74V73H234ZM238 75V77H240L241 75ZM262 74V73H261ZM2 75V74H1ZM11 75V76H12ZM48 75V76H49ZM54 75H55V73H54ZM54 75H50L51 77L52 76H54ZM56 75H58V74H56ZM70 75V74H69ZM75 75V74H74ZM91 76H92V80H91V77L90 78H88V82H89V84H90V80H91V84H92V82L93 81H95V79L93 80V75L92 74H90ZM89 75V76H90ZM105 75H103V76H105ZM108 75V74H107ZM107 75L104 77V79H106V77H107ZM113 75H114V73H113ZM113 75H110V76H113ZM116 75V74H115ZM114 75V76H115ZM118 75V74H117ZM123 75V76H124ZM126 75H127V73H126ZM145 75V74H144ZM147 75V74H146ZM150 75H152V74H150ZM188 75V74H187ZM186 75V76H187ZM196 75H198L197 73H196ZM219 75V74H218ZM230 75V74H229ZM245 75V74H244ZM263 75V74H262ZM4 76V75H3ZM10 76V77H11ZM16 76V75H15ZM38 76H40V75H38ZM131 76V75H130ZM141 76V75H140ZM148 76V75H147ZM165 76H164V78H165ZM176 76H178V75H176ZM175 76V77H176ZM182 76V75H181ZM180 76V77H181ZM185 76V77H186ZM194 76H195V74H194ZM203 76H204V74H203ZM202 76V77H203ZM212 76H214V74L212 73V75H211V77ZM233 76V75H232ZM245 76H247V75H245ZM260 76V75H259ZM258 76V77H259ZM16 77V78H17ZM21 77V76H20ZM23 77V76H22ZM29 76L27 75V77H23V78H26V79H29L28 78ZM41 77V76H40ZM57 77V76H56ZM55 77V78H56ZM58 77L59 78H61V76H59L58 75ZM57 77V78H58ZM66 77H67V75H66ZM86 77H88V76H86ZM100 77H102L101 75H100ZM116 77V76H115ZM118 77V76H117ZM117 77H116V79H117ZM120 77H121V74H120ZM127 77H129V76H127ZM138 77V76H137ZM142 77V76H141ZM144 77V76H143ZM146 77V76H145ZM149 77V76H148ZM161 77V76H160ZM159 77V78H160ZM171 77V76H170ZM169 77V78H170ZM179 77V76H178ZM178 77H176L177 79H178ZM179 77V78H180ZM190 77V76H189ZM198 77V76H197ZM227 77V76H226ZM243 77V76H242ZM248 77V76H247ZM253 77V76H252ZM5 78H9V76H7V77H4V79ZM58 78V79H59ZM63 79L65 78V77H62ZM71 79H72V77H70ZM98 78H99V75H98ZM103 78V77H102ZM102 78H101V80H102ZM113 78V77H112ZM111 78V79H112ZM147 78V77H146ZM145 78V79H146ZM155 78H156V76L154 77V80H155ZM158 78V77H157ZM158 78V79H159ZM163 78V79H164ZM167 79H168V81L169 80H171L172 79V77L169 79L168 78V76L166 77ZM175 78V79H176ZM182 78H184V77H182ZM181 78V79H182ZM192 78V77H191ZM201 78V77H200ZM231 78V77H230ZM250 78V77H249ZM1 80V82H2V78H0ZM15 79V78H14ZM19 79V78H18ZM30 79H31V77H30ZM51 80H52V78H50ZM49 78H48V80H50ZM75 79V78H74ZM74 79H73V81H74ZM80 79V78H79ZM87 79V78H86ZM90 79V80H89ZM96 79H97V77H96ZM103 79V80H104ZM121 79V78H120ZM126 79H128V78H126ZM132 79V78H131ZM136 79V78H135ZM134 79V80H135ZM149 79V78H148ZM148 79H146L147 81H148ZM152 79V78H151ZM174 79V80H175ZM185 79V82H186V79L187 78H184ZM235 79V78H234ZM10 78L8 79V83L7 84H9L10 85ZM21 80H22V78H21ZM32 80H33V78H32ZM31 80V81H32ZM39 80H41V79H38V81ZM43 81L45 80V79H42ZM57 81L56 79H53L52 81ZM60 80V79H59ZM65 80V79H64ZM78 80V79H77ZM76 80V81H77ZM81 80V79H80ZM100 80V79H99ZM108 80H109V78H108ZM115 80V79H114ZM133 80V81H134ZM140 80V79H139ZM150 80V79H149ZM161 80V79H160ZM165 81H166V79H164ZM192 80V79H191ZM195 80H197V79H195ZM236 80H237V78H236ZM235 80V81H236ZM239 80H241V77H240V79ZM252 80V79H251ZM258 80V79H257ZM6 81V80H5ZM15 81H16V79H15ZM18 81V80H17ZM23 81H25L24 79L22 80V82ZM37 81V82H38ZM61 81V80H60ZM68 81H69V78H68ZM68 81H66V82H68ZM72 81V80H71ZM106 81H107V79H106ZM113 81V80H112ZM131 81V80H130ZM129 81V82H130ZM137 80H135V82H136ZM145 81V80H144ZM153 81V80H152ZM151 81V82H152ZM172 81V80H171ZM170 81V82H171ZM181 81V80H180ZM189 81V80H188ZM198 81V80H197ZM200 81V80H199ZM202 81V80H201ZM210 81V80H209ZM220 81V80H219ZM246 81V80H245ZM260 81H262V80H260ZM264 81V80H263ZM4 82V81H3ZM10 82V83H9ZM27 82H29V81H27ZM35 83H36V85H37V82H36V79H35V81H34ZM42 82V81H41ZM47 82V81H46ZM59 82V81H58ZM58 82H56V83H58ZM75 82V81H74ZM88 82H85V84H84V87H85V85H88V84H86V83H88ZM100 82H102V81H100ZM108 82V81H107ZM127 82V81H126ZM138 82V81H137ZM154 82V81H153ZM167 82V81H166ZM170 82H168V84L170 83ZM175 82V81H174ZM177 82H178V80L175 82L176 84H177ZM229 83H230V81H228ZM236 82H238V80L236 81ZM252 82H254V81H252ZM255 82H256V80H255ZM254 82V83H255ZM12 83H15V82H12ZM17 83H19V82H17ZM21 83V82H20ZM34 83V84H35ZM43 83V82H42ZM45 83V82H44ZM64 83H65V81H64ZM70 83H72V82H70ZM82 83H83V81H82ZM96 83H98L99 84V82L97 81ZM121 84H122V82H120ZM123 83H125V81H123ZM132 84H134L133 82H131ZM154 83H157V82H154ZM161 83V82H160ZM180 83V82H179ZM183 82H181L180 84H182ZM189 83H190V85H193V84H191V81H189ZM193 83H194V81H193ZM198 83V82H197ZM200 83V82H199ZM203 83V82H202ZM205 83V82H204ZM219 83V82H218ZM242 83H243V81H242ZM246 83V82H245ZM1 84V83H0ZM23 84H24V82H23ZM29 84H30V82H29ZM34 84H33V82H32V87L34 86ZM41 84V83H40ZM72 84H75L76 85V82L75 83H72ZM71 84V85H72ZM94 84V83H93ZM92 84V85H93ZM101 84V83H100ZM108 84V83H107ZM128 83H126V85H127ZM136 84V83H135ZM134 84V85H135ZM148 84H149V82H148ZM159 83H157V85H158ZM162 84H163V82H162ZM167 83L166 84H164V85H168ZM173 84V83H172ZM187 84V83H186ZM196 84V83H195ZM208 84V83H207ZM238 84V83H237ZM251 84V83H250ZM249 84V85H250ZM1 85H4V84H1ZM21 85V84H20ZM30 85H28V86H30ZM42 85V84H41ZM49 85V84H48ZM52 85V84H51ZM54 85V84H53ZM65 85H66V83H65ZM96 85V84H95ZM113 85V84H112ZM116 84H114V86H115ZM120 85V84H119ZM133 85V86H134ZM138 85V84H137ZM141 83H140V86H138V87H141ZM153 85V84H152ZM178 85V84H177ZM177 85H175V86H177ZM185 85V84H184ZM188 85V84H187ZM197 85V84H196ZM202 85V84H201ZM209 85H212V84H208V86ZM219 85V84H218ZM7 86V85H6ZM11 86V85H10ZM15 86V85H14ZM17 86V85H16ZM24 86H26V84H24ZM39 86V85H38ZM38 86H36V87H38ZM43 86H45L44 84L41 86V87H43ZM60 86V85H59ZM58 86V84H57V87H59ZM102 86V85H101ZM104 86H107V85H104ZM103 86V87H104ZM123 86H124V84H123ZM154 86V85H153ZM156 86V85H155ZM200 86V85H199ZM204 86V85H203ZM213 86V85H212ZM234 86H235V83H234ZM239 86H241V85H239ZM242 86H244V85H242ZM251 87H252V84L250 85ZM255 86H257V85H255ZM0 87H3V86H0ZM13 87V86H12ZM12 87L10 88V89H12ZM35 86L33 87V88H36ZM46 87V86H45ZM48 87V86H47ZM49 87L51 88L52 86H50L49 85ZM56 87V86H55ZM61 88H64V85L62 84V86H60ZM68 87V86H67ZM79 87V86H78ZM81 87H82V85H81ZM83 87V88H84ZM92 86L90 85V88H91ZM96 87H98V85L96 86ZM109 87H111V85L109 86ZM109 87L107 86L106 88L108 89V91H110L111 92V90L112 89H110L109 90ZM135 87V86H134ZM149 87H152L151 86V84H150V86ZM148 86H147V88H149ZM158 87H159V85H158ZM163 87V86H162ZM161 87V88H162ZM170 87V86H169ZM180 87V86H179ZM184 87V86H183ZM188 88H189V86H187ZM193 87H194V85H193ZM198 87V86H197ZM205 87V86H204ZM214 87V86H213ZM216 87V86H215ZM220 87H222V86H220ZM219 87V88H220ZM231 87V86H230ZM246 87H249V86H247L246 85ZM250 87V88H251ZM254 87V86H253ZM9 88V87H8ZM14 88V87H13ZM17 89L19 88V85H18V87H16ZM16 88H15V91L14 92H16ZM24 88V87H23ZM22 88V89H23ZM60 88V89H61ZM71 88V87H70ZM70 88H69V90H70ZM93 88H94V85H93ZM93 88H91V89H93ZM100 88V87H99ZM106 88H103L102 90L105 92V90L104 89H106ZM114 88V87H113ZM115 88H116V86H115ZM119 88V87H118ZM122 88V87H121ZM131 88V87H130ZM142 88V87H141ZM157 88V87H156ZM155 88V89H156ZM160 88V87H159ZM173 88V87H172ZM171 88V89H172ZM176 88V87H175ZM178 88V87H177ZM190 88H191V86H190ZM195 88V87H194ZM199 88V87H198ZM209 88V87H208ZM211 88V87H210ZM229 88V87H228ZM242 88V87H241ZM260 88V87H259ZM7 90V88L5 87V89H4V91H11V90ZM19 89H21V88H19ZM26 89V88H25ZM25 89H23L24 91H26ZM39 89V88H38ZM45 89V88H44ZM52 90H53V87L51 88ZM57 88H55V90H56ZM59 89V88H58ZM68 89V88H67ZM76 89V88H75ZM81 89V88H80ZM87 89V88H86ZM96 89V88H95ZM95 89H93V91L95 90ZM106 89V90H107ZM124 90H125V88H123ZM138 89V88H137ZM153 89H154V87H153ZM154 89V90H155ZM163 89L164 90H166L164 87H163ZM162 89V90H163ZM168 89V88H167ZM170 89V88H169ZM200 89V88H199ZM199 89H197L198 91H200ZM204 89V88H203ZM206 89V88H205ZM215 89H217V88H215ZM222 89V88H221ZM220 89V90H221ZM240 89V88H239ZM247 90H249L248 88H246ZM2 91H3V89H1ZM0 90V91H1ZM31 90H34V89H31ZM40 90V89H39ZM65 90V89H64ZM101 90V89H100ZM101 90V91H102ZM118 90V89H117ZM119 90H121V89H119ZM132 90H134L133 88H132ZM131 90V91H132ZM136 90V89H135ZM153 90V91H154ZM177 90V89H176ZM179 90V89H178ZM182 90V89H181ZM187 90V89H186ZM191 90H192V88H191ZM195 89H193V91H194ZM208 90V89H207ZM220 90H218V91H220ZM247 90H246V92H247ZM261 90V89H260ZM6 91V92H7ZM28 91H29V89H28ZM27 91V92H28ZM36 91V90H35ZM42 90H40V91H36V92H41ZM44 91V90H43ZM48 91H50V90H48ZM61 91V90H60ZM62 91H63V89H62ZM62 91H61V93H62ZM77 91V90H76ZM87 91H88V89H87ZM122 91V90H121ZM129 91V90H128ZM139 91V90H138ZM138 91H135V93L137 92L138 93ZM141 91H143V90H141ZM149 91H151V90H149ZM156 91H157V89H156ZM156 91H154V92H156ZM174 91H175V89H174ZM173 91V92H174ZM180 91V90H179ZM184 91V90H183ZM215 91V90H214ZM214 91L212 90H208V92L207 93H209L210 94V92H213L214 93ZM217 91V90H216ZM222 91V90H221ZM229 91V90H228ZM5 92V93H6ZM12 93H13V90L11 91ZM30 92V91H29ZM33 92V91H32ZM31 92V93H32ZM45 92H47V90L45 91ZM44 92V93H45ZM66 92V91H65ZM73 91H71V93H72ZM78 92V91H77ZM76 92V94H78ZM84 92V91H83ZM90 91H88V93H89ZM92 92V91H91ZM96 92H98L97 91V89H96ZM154 92H152V93H154ZM158 92H159V90H158ZM170 92V91H169ZM168 92V93H169ZM178 92V91H177ZM189 92V91H188ZM197 92V91H196ZM227 92V91H226ZM231 92H233V91H231ZM249 92V91H248ZM247 92V93H248ZM1 93V92H0ZM4 93V94H5ZM8 93V92H7ZM20 92H18L17 94H19ZM24 93V92H23ZM56 93H57V91H56ZM58 93H59V91H58ZM86 93V92H85ZM93 93V92H92ZM91 93V94H92ZM98 93H103V92H98ZM107 93H109V92H107ZM128 93V92H127ZM127 93H125L124 94V96L127 94ZM131 93H133V91L131 92ZM142 93V92H141ZM145 93H146V90H145ZM145 93H143V94H145ZM161 93V92H160ZM163 93V92H162ZM167 93V94H168ZM181 93H183V92H181ZM190 93H191V91H190ZM192 93H194V95H195V92H192ZM199 93H201V92H199ZM199 93H197L198 94V96L200 95ZM204 93V92H203ZM206 93V94H207ZM218 94H219V92H217ZM223 93H225V92H223ZM227 93H229V92H227ZM245 93V92H244ZM251 92H249V95H251L250 94ZM253 93H255V92H253ZM20 94H22V93H20ZM19 94V96H21ZM40 94V93H39ZM75 94V93H74ZM84 94V93H83ZM90 94V93H89ZM89 94H87V96L89 95ZM95 95H96V93H94ZM93 94V95H94ZM139 94V93H138ZM142 94V95H143ZM156 94H158V93H156ZM164 94H165V92H164ZM166 94V95H167ZM178 94V93H177ZM180 94V93H179ZM258 94V93H257ZM264 94V93H263ZM7 95H9V94H7ZM14 95V94H13ZM12 95V96H13ZM25 95V94H24ZM27 95V94H26ZM25 95V96H26ZM34 95H36V94H34ZM41 95V94H40ZM47 95V94H46ZM56 95V94H55ZM54 95V96H55ZM64 95H68V92L66 93V94H62V96L64 97ZM94 95V98L97 96H95ZM103 95V94H102ZM104 95H105V93H104ZM109 95V94H108ZM116 95V94H115ZM128 95V94H127ZM126 95V96H127ZM140 95V94H139ZM146 96H147V94H145ZM151 95H153V94H150V96ZM188 95V94H187ZM190 95V94H189ZM188 95V96H189ZM202 95H204V94H202ZM211 95V94H210ZM209 95V96H210ZM213 95V94H212ZM223 95V94H222ZM229 95H230V93H229ZM231 95H232V93H231ZM233 95H235L234 94V92H233ZM237 95V94H236ZM0 96H2V95H0ZM14 96H16V94L14 95ZM23 96V95H22ZM28 96V95H27ZM30 96V95H29ZM32 96V95H31ZM37 96H39V95H37ZM42 96H45V95H42ZM51 97H54L53 95H52V93H51V95H50ZM49 96V93H48V97H50ZM73 97L75 96V95H72ZM71 96V94H70V97H72ZM77 96V95H76ZM110 96V95H109ZM117 96V95H116ZM133 96H135V94H133ZM144 96V95H143ZM176 96V95H175ZM181 96H182V94H181ZM185 96V95H184ZM197 96V95H196ZM204 96H206V95H204ZM214 96V95H213ZM216 96V95H215ZM228 96V95H227ZM245 96V95H244ZM244 96H243V98H244ZM255 96V95H254ZM261 96V95H260ZM259 96V97H260ZM6 97V96H5ZM33 97V96H32ZM41 97V96H40ZM39 97V98H40ZM47 97V96H46ZM56 97H58L57 95H56ZM61 97V96H60ZM69 97V96H68ZM68 97L66 98V99H68ZM72 97V98H73ZM83 97H84V95H83ZM82 97V98H83ZM90 97V96H89ZM98 97V96H97ZM102 97V96H101ZM100 97V98H101ZM104 97V96H103ZM130 97H131V95H130ZM142 97V96H141ZM145 97V96H144ZM144 97H142L143 99H144ZM159 97H160V95H159ZM163 97V96H162ZM162 97H160V99L162 98ZM168 97V96H167ZM173 98V93H172V96H170V98ZM187 97V96H186ZM191 97V96H190ZM195 97V96H194ZM200 97V96H199ZM207 97V96H206ZM217 97V96H216ZM235 98L237 97V96H234ZM256 97V96H255ZM258 97V98H259ZM4 98V97H3ZM7 98V97H6ZM9 98V97H8ZM13 98V97H12ZM16 98H18V97H16ZM23 98V97H22ZM22 98L20 99V100H22ZM37 98V97H36ZM39 98L37 99V100H39ZM44 98V97H43ZM42 98V99H43ZM71 98V99H72ZM75 98V97H74ZM73 98V99H74ZM78 98V97H77ZM86 98V97H85ZM93 98V97H92ZM91 98V99H92ZM107 98V97H106ZM111 98H114L113 97V95H112V97ZM111 98H107V99H110V101L112 100ZM117 98H120V97H115L114 98V100H115V102H116V99ZM126 99H127V97H125ZM128 98H129V96H128ZM132 98V97H131ZM134 98V97H133ZM137 98H138V96H137ZM153 98H155L154 97V95H153ZM171 98V99H172ZM181 98H183V97H181ZM188 98V97H187ZM193 98V96L191 97V99ZM202 98V97H201ZM209 98V97H208ZM214 98V97H213ZM219 98V97H218ZM224 98V97H223ZM230 98H231V96H230ZM254 98V97H253ZM1 99V98H0ZM14 99V98H13ZM41 99V98H40ZM49 99V101H50V98H48ZM53 99V98H52ZM56 99H58V98H56ZM65 99V98H64ZM63 99V100H64ZM80 99V102H81V98H79ZM102 99V98H101ZM121 99H122V96H121ZM125 99V100H126ZM140 99V98H139ZM139 99H137V100H139ZM143 99H142V101H143ZM157 99V98H156ZM168 99H169V97H168ZM167 99V100H168ZM174 99H176V97L174 98ZM174 99H173V101H174ZM184 99V98H183ZM183 99H181V100H183ZM196 99H199V98H197L196 97ZM232 99H233V97H232ZM239 99H240V97H239ZM2 100V99H1ZM14 100H16V99H14ZM20 100H18V101H20ZM23 100H24V98H23ZM22 100V101H23ZM25 100H26V98H25ZM24 100V101H25ZM29 100V99H28ZM44 100V99H43ZM54 100V99H53ZM62 100V101H63ZM83 100H84V98H83ZM87 100V99H86ZM85 100V101H86ZM94 100H97L98 101V99H94ZM103 100H105V99H103ZM103 100H102V103H103V106H104V102H103ZM113 100V101H114ZM125 100H124V103H125ZM145 100H146V98H145ZM151 100H152V98H151ZM180 100V101H181ZM187 100V99H186ZM194 100V99H193ZM193 100H191V101H193ZM211 100V99H210ZM249 100V99H248ZM255 100V99H254ZM262 100V99H261ZM264 100V99H263ZM9 101V100H8ZM17 101V100H16ZM22 101H21V103H22ZM23 101V102H24ZM31 101H32V99H31ZM41 101V100H40ZM40 101H37V102H40ZM44 101H47V100H44ZM52 101V100H51ZM50 101V102H51ZM56 101V100H55ZM54 101V103H55V105L56 104H58V103H56ZM68 101H70V99H68ZM75 101V100H74ZM78 101V100H77ZM90 101V100H89ZM112 101V102H113ZM123 101V100H122ZM122 101H120V102H118V103H120V104H118V105H121V102ZM129 101H131V100H129ZM128 101V102H129ZM135 101H136V99H135ZM157 101H159L158 99H157ZM166 101V100H165ZM168 101H170V99L168 100ZM179 100H178V102H180ZM189 101V100H188ZM256 101L257 102H259L258 101V99H256ZM1 102H4L5 103V101L3 100V101H1ZM27 102V101H26ZM29 102V101H28ZM27 102V103H28ZM35 102V101H34ZM58 102H59V100H58ZM67 102V101H66ZM73 102V101H72ZM79 102V101H78ZM80 102H79V105H80ZM91 102V101H90ZM99 102V101H98ZM97 102V103H98ZM108 102H109V100H108ZM126 102H127V100H126ZM141 102V101H140ZM145 102V101H144ZM146 102H147V100H146ZM146 102L144 103V104H146ZM152 102H154V101H152ZM163 102H164V98H163ZM177 102V101H176ZM182 102V101H181ZM184 102H185V100H184ZM190 102V101H189ZM199 102V101H198ZM203 101H201V103H202ZM230 102V101H229ZM234 102V101H233ZM236 102V101H235ZM234 102V103H235ZM255 102V101H254ZM254 102L252 103V104H254ZM264 101H260V103H263ZM4 103H1V105L2 104H4ZM15 103H17V102H15ZM41 103V102H40ZM53 103V102H52ZM85 103H87V101L85 102ZM94 102L92 101V104H93ZM101 103V102H100ZM106 103V102H105ZM132 103H133V101H132ZM135 103V102H134ZM142 103V102H141ZM158 103V102H157ZM160 103V102H159ZM170 103H172V102H170ZM228 103V102H227ZM231 104H232V101L230 102ZM242 103V102H241ZM246 103H247V101H246ZM7 104H9V106H12V104L10 105V103H7ZM18 104V103H17ZM24 104H26V103H24ZM30 104V103H29ZM31 104L33 105V103L31 102ZM44 104H45V102H44ZM49 104V103H48ZM61 104H64V101H63V103H61ZM60 104V105H61ZM70 104V103H69ZM68 104V105H69ZM72 104V103H71ZM88 105H89V103H87ZM110 103H108L107 105H109ZM113 104H115V103H113ZM127 104V103H126ZM149 104V103H148ZM165 104V103H164ZM163 104V105H164ZM173 104V103H172ZM180 104V103H179ZM181 104H183V103H181ZM187 104H188V102H187ZM215 104V103H214ZM223 104V103H222ZM259 104V103H258ZM22 105H23V103H22ZM46 106H47V104H45ZM53 105V104H52ZM73 105V104H72ZM71 105V106H72ZM78 105V106H79ZM85 105V104H84ZM87 105V106H88ZM91 105V104H90ZM94 105V104H93ZM92 105V106H93ZM98 105V104H97ZM106 105V106H107ZM122 105H125V104H122ZM129 105V104H128ZM134 105H137L136 103L134 104ZM154 105V104H153ZM161 105H162V102H161ZM168 105V104H167ZM194 105V104H193ZM226 105H228V104H226ZM230 105V104H229ZM228 105V106H229ZM238 105V104H237ZM245 105V104H244ZM248 105V104H247ZM256 105V104H255ZM261 105V104H260ZM259 105V106H260ZM3 106V105H2ZM2 106H0L1 108H3ZM5 106V105H4ZM8 106V107H9ZM15 106V104L12 106V107H14ZM21 106V105H20ZM28 106V105H27ZM59 106V105H58ZM64 106H65V104H64ZM75 106V105H74ZM81 106H83L82 104H81ZM80 106V107H81ZM86 106V105H85ZM110 106V105H109ZM112 106V105H111ZM145 106V105H144ZM144 106H141L140 105V107H143L142 108V110H144L145 111V107ZM147 106H150V105H147ZM170 106V105H169ZM183 106H185V105H183ZM221 106H223V105H221ZM234 106H235V104H234ZM239 106V105H238ZM243 106V105H242ZM259 106H257L256 105V107H259ZM263 106H264V104H263ZM263 106H260V107H262V109L264 108ZM6 107V106H5ZM4 107V108H5ZM8 107L6 108V110H8ZM18 107V106H17ZM29 107V106H28ZM34 107V106H33ZM37 107V106H36ZM30 108L29 107V109L31 110V109H37V108ZM42 107H43V104H42ZM45 107V106H44ZM96 107V106H95ZM98 107V106H97ZM100 108H99V110L100 109H102L101 108V106H99ZM113 107V106H112ZM156 107V106H155ZM154 107V108H155ZM166 107V106H165ZM189 107V106H188ZM187 106L185 107L186 109L188 108ZM205 107V106H204ZM204 107H203V109H204ZM215 107V106H214ZM217 107V106H216ZM232 107V106H231ZM236 107V106H235ZM248 107V106H247ZM3 108V109H4ZM15 108V107H14ZM13 108V110H11L10 108H9V110H11V111H14L15 109ZM19 108V107H18ZM23 109H27V107H25L24 108V105H23V107H22ZM39 108V107H38ZM47 108V107H46ZM53 108V107H52ZM56 108V107H55ZM54 108V109H55ZM60 108V107H59ZM62 108V107H61ZM82 108V107H81ZM85 108V107H84ZM87 108V107H86ZM113 108H117V106L115 107H113ZM119 108H120V106H119ZM123 108H125V106L124 107H122V109ZM126 108H131V107H126ZM133 108H134V106H133ZM150 108V107H149ZM149 108H148V110H149ZM152 108V107H151ZM162 108H163V106H162ZM168 108V107H167ZM176 108V107H175ZM178 108V107H177ZM179 108H180V106H179ZM190 108V107H189ZM192 108V107H191ZM202 108V107H201ZM224 108H225V106H224ZM228 108V107H227ZM229 108H230V106H229ZM237 108V107H236ZM236 108L234 109V110H236ZM2 109V110H3ZM28 109V110H29ZM40 109V108H39ZM42 109V108H41ZM40 109V110H41ZM44 109V108H43ZM42 109V110H43ZM54 109H52V110H54ZM65 109V108H64ZM74 109H76V107L74 108ZM79 110H80V108H78ZM109 109V107L107 106V110ZM112 109V108H111ZM122 109H121V111H122ZM132 109V108H131ZM135 109L136 108H134L133 109V111L135 112ZM139 108H137V111H140V110H138ZM159 108H157V110H158ZM216 109V108H215ZM214 109V110H215ZM232 109V108H231ZM230 109V111H233V110H231ZM5 110V109H4ZM20 110H21V108H20ZM29 110V111H30ZM32 110V111H33ZM44 110H46V109H44ZM51 110V111H52ZM62 110V109H61ZM66 110V109H65ZM64 110V111H65ZM68 110V109H67ZM72 110V109H71ZM78 110V111H79ZM85 110L86 109H83V111H82V113H85ZM88 110V109H87ZM94 110H95V108L93 109V113H94ZM96 110H97V108H96ZM98 110V111H99ZM105 109L103 108L102 109V111H104ZM107 110H105V111H107ZM113 110V109H112ZM117 110V109H116ZM116 110H115V113L116 114H118L117 112H116ZM130 109H128V111H129ZM152 110V109H151ZM154 110V109H153ZM152 110V111H153ZM160 110V109H159ZM175 110V109H174ZM183 110H185L184 109V107H183ZM188 110V109H187ZM191 110V109H190ZM209 110V109H208ZM213 110V109H212ZM227 110V109H226ZM252 110V109H251ZM23 113H24V111L25 110H21ZM20 111V112H21ZM38 111V110H37ZM50 111V112H51ZM75 111V110H74ZM92 111V110H91ZM118 111V110H117ZM126 111V110H125ZM128 111H126V113L127 114H129V112ZM146 111H147V109H146ZM145 111V112H146ZM154 111H156V110H154ZM163 111V110H162ZM161 111V112H162ZM165 111V110H164ZM180 111V110H179ZM182 111V110H181ZM194 111V110H193ZM219 111H220V109H219ZM239 111V110H238ZM246 111V110H245ZM248 111V110H247ZM3 112V111H2ZM1 112V113H2ZM16 112V111H15ZM19 112V111H18ZM18 112L16 113V114H18ZM35 112V111H34ZM38 112H40V111H38ZM48 112V111H47ZM59 112V111H58ZM63 112V111H62ZM67 112H69V111H67ZM77 112V111H76ZM90 112V111H89ZM97 112V111H96ZM100 112H101V110H100ZM108 112H110V114L111 113H113V111H108ZM108 112H106V113H108ZM148 112H150L151 113V111L149 110ZM160 112V113H161ZM197 112V111H196ZM200 112V111H199ZM205 112V111H204ZM208 112V111H207ZM227 112V111H226ZM226 112H224L223 114H227ZM254 112V111H253ZM257 112V111H256ZM258 112H259V110H258ZM264 112V111H263ZM37 113V112H36ZM65 113V112H64ZM74 113V112H73ZM78 113V115H79V112H77ZM77 113H76V115H77ZM106 113H104V114H106ZM114 113V114H115ZM122 113V112H121ZM124 114H125V112H123ZM131 113V112H130ZM141 113H142V111H141ZM144 113V112H143ZM142 113V114H143ZM157 113V112H156ZM165 113V112H164ZM163 113V114H164ZM191 113V112H190ZM201 113V112H200ZM212 113V112H211ZM213 113H215V112H213ZM232 113V112H231ZM240 113V112H239ZM239 113L238 114H236L237 116L239 115ZM252 113V112H251ZM261 113V112H260ZM260 113H258V114H260ZM6 114V113H5ZM7 114H9V113H7ZM7 114L6 115H4V113H3V115L4 116H7ZM16 114H15V118H17L18 119V117H16ZM27 114L29 115L30 114V112H28V113H26V116H27ZM33 114H35V113H33ZM45 114V113H44ZM55 114V113H54ZM60 114V113H59ZM70 114V113H69ZM87 114H89V113H87ZM90 114H92V113H90ZM89 114V115H90ZM96 113H94V115H95ZM103 114V113H102ZM102 114L100 115V117L102 116ZM127 114H125V115H127ZM137 114V113H136ZM140 114V113H139ZM139 114H137V115H139ZM141 114V115H142ZM148 114V113H147ZM146 114V115H147ZM152 114V113H151ZM169 114V113H168ZM171 114V113H170ZM241 114V113H240ZM248 114H250V113H248ZM253 114V113H252ZM257 114V113H256ZM21 115H23V114H21ZM32 115V114H31ZM50 116H51V114H49ZM98 115V116H99ZM123 115V114H122ZM131 115V114H130ZM129 115V116H130ZM137 115H136V117H137ZM145 115V116H146ZM160 115V114H159ZM162 115V114H161ZM160 115V116H161ZM165 115V114H164ZM173 115H175V113H173ZM172 115V116H173ZM178 115V113L176 114V116ZM183 115V114H182ZM194 115H196V114H194ZM221 115H222V113H221ZM230 115H233V113L232 114H230ZM263 115V114H262ZM261 115V116H262ZM2 116V115H1ZM18 116H19V114H18ZM50 116H48V117H50ZM52 116H53V112H52ZM62 116V115H61ZM65 116V115H64ZM81 116V115H80ZM84 116V115H83ZM96 116V115H95ZM105 116V115H104ZM107 116V115H106ZM119 116V115H118ZM118 116H117V118H118ZM128 116V115H127ZM128 116V117H129ZM132 116V115H131ZM143 116V115H142ZM155 116H158V115H155ZM154 115L152 116L153 118L155 117ZM169 116V115H168ZM175 116V117H176ZM180 116V115H179ZM184 116H185V114H184ZM187 116V115H186ZM207 116V115H206ZM211 116H213L212 114H211ZM227 116V115H226ZM235 116V115H234ZM236 116V117H237ZM241 116H243V115H241ZM240 116V117H241ZM251 116V115H250ZM256 116H258V115H256ZM255 116V117H256ZM30 117V116H29ZM33 117V116H32ZM32 117H31V119H32ZM35 117V116H34ZM41 117V116H40ZM46 117V116H45ZM68 117V116H67ZM72 117H74V116H72ZM86 117V116H85ZM84 117V118H85ZM90 116H88L87 117V119L89 118ZM112 117V116H111ZM135 117V114H134V116H133V118ZM135 117V118H136ZM139 117V116H138ZM148 117H149V115H148ZM159 117V116H158ZM170 117V116H169ZM168 117V118H169ZM183 117V116H182ZM214 117V116H213ZM239 117V116H238ZM240 117L238 118V119H240ZM244 117V116H243ZM9 118V117H8ZM12 118V117H11ZM43 118V117H42ZM41 118V119H42ZM61 118V117H60ZM63 118V117H62ZM92 117H90V119H91ZM102 118L103 119H105V117H103L102 116ZM113 118H114V116H113ZM113 118H111L112 120H115V122H116V119H113ZM132 118V117H131ZM131 118L129 119V120H131ZM152 118V119H153ZM156 118V117H155ZM161 119H162V117H160ZM160 118H158L157 120H159ZM166 118V117H165ZM165 118H163L164 120H165ZM167 118V119H168ZM174 118V117H173ZM202 118V117H201ZM204 118L205 117H203L202 119L204 120ZM209 118H210V116H209ZM217 118V117H216ZM215 118V119H216ZM219 118V117H218ZM245 118V117H244ZM244 118H243V120H244ZM254 118V117H253ZM262 118V117H261ZM30 119V120H31ZM34 119H36V117L34 118ZM37 119H38V117H37ZM36 119V120H37ZM44 119V118H43ZM50 119V118H49ZM59 119V118H58ZM68 119H69V117H68ZM78 119H82V117L81 118H78ZM77 119V120H78ZM111 119L109 118V120L111 121ZM138 119H141L140 117L138 118ZM142 119H144V118H142ZM141 119V120H142ZM148 119V118H147ZM166 119V120H167ZM171 119V118H170ZM195 119V118H194ZM193 119V120H194ZM198 119V118H197ZM207 119V117L205 118V120ZM211 119V118H210ZM213 119V118H212ZM220 119V118H219ZM223 119V118H222ZM228 118H226V120H227ZM231 119H232V117H231ZM238 119H237V121H238ZM242 119V118H241ZM1 120V119H0ZM3 120V119H2ZM8 120V119H7ZM6 120V121H7ZM10 121H11V119H9ZM14 120V119H13ZM29 120V122H31ZM39 120V119H38ZM51 120V119H50ZM49 120V122H51ZM62 120V119H61ZM67 120V119H66ZM73 120V119H72ZM85 119H83V121H84ZM94 120V119H93ZM96 121L97 120H100L99 118L98 119H95ZM94 120V121H95ZM105 120H107V119H105ZM128 120V121H129ZM137 120V119H136ZM150 120V122L152 121L151 120V118L149 119ZM154 120V119H153ZM172 120V119H171ZM218 120V119H217ZM235 120V119H234ZM233 119H232V121H234ZM243 120H241L242 122H243ZM245 120H246V118H245ZM22 121V123H23V121L24 120H21ZM40 121V120H39ZM38 121V122H39ZM44 121V120H43ZM80 121V120H79ZM108 121V120H107ZM118 121V120H117ZM120 121H122V120H120ZM163 121V120H162ZM187 121V120H186ZM195 121V120H194ZM206 121H208V120H206ZM205 121V122H206ZM211 121V120H210ZM216 121V120H215ZM214 121V122H215ZM220 121H222V120H220ZM225 121V120H224ZM223 121V122H224ZM228 121H229V119H228ZM228 121H227V124H228ZM231 121V122H232ZM236 121V120H235ZM1 122V121H0ZM7 122H9V121H7ZM15 122H16V120H15ZM19 122V121H18ZM33 122V121H32ZM37 122V121H36ZM35 122V123H36ZM37 122V123H38ZM46 122V121H45ZM55 122V121H54ZM57 122V121H56ZM60 122V121H59ZM64 122H66L65 120H64ZM69 122V121H68ZM75 121H73V123H74ZM86 122V121H85ZM84 122V124H86ZM103 122V121H102ZM119 122V121H118ZM124 122V121H123ZM123 122H122V124H123ZM130 122V121H129ZM138 122V121H137ZM146 122H149V121H147L146 120ZM159 122V121H158ZM160 122H161V120H160ZM168 122V121H167ZM185 122V121H184ZM183 122V123H184ZM199 122H201V119H200V121ZM199 122H198V124H199ZM212 122V121H211ZM214 122H212V124H214ZM231 122H229V123H231ZM238 122H240V121H238ZM17 123V122H16ZM28 123V122H27ZM26 123V124H27ZM34 123V122H33ZM71 123V122H70ZM76 123H78V122H76ZM87 123H88V120H87ZM95 123V122H94ZM157 123V122H156ZM155 122H154V124L155 125H157ZM175 123V122H174ZM187 123V126H188V123L189 122H186ZM191 123V122H190ZM204 123V122H203ZM207 124H208V122H206ZM206 123H204V124H206ZM210 123V122H209ZM221 123V122H220ZM244 123H246V121L245 122H243V124ZM5 124V123H4ZM18 124V123H17ZM24 124V123H23ZM22 124V125H23ZM30 124V123H29ZM43 124H44V122H43ZM52 124V123H51ZM78 124H81V123H78ZM100 124V123H99ZM129 125V123H126V125ZM131 124V126H132V123H130ZM142 124H143V122H142ZM145 124H148V123H145ZM153 124V123H152ZM161 124H163L164 125V122L163 123H161ZM172 124V123H171ZM193 124V123H192ZM201 124V123H200ZM216 125H217V122L215 123ZM214 124V125H215ZM225 124V123H224ZM227 124H226V126H227ZM235 124V123H234ZM239 124V123H238ZM246 124H248V123H246ZM246 124H244V125H246ZM251 124H252V121H251ZM261 124H263V123H261ZM260 124V125H261ZM2 125V124H1ZM15 125V124H14ZM28 125V124H27ZM30 125H33V124H30ZM55 125V124H54ZM56 125H57V123H56ZM62 125H64L63 124V122H62ZM66 125H68V124H66ZM83 125V124H82ZM82 125H80V126H82ZM89 125H91V124H89ZM88 124H87V127H91L90 129H89V131L90 130H92V127H93V129L94 130H96L95 128H94V126L96 125V127H99V126H97V123L96 124H93L92 123V125L91 126H89ZM94 125V126H93ZM105 125H106V123H105ZM125 125V124H124ZM124 125H123V127H124ZM170 125V124H169ZM174 125V124H173ZM181 125V124H180ZM184 125H186V124H184ZM219 125V124H218ZM218 125H217V127H218ZM229 125V124H228ZM231 125V124H230ZM230 125H229V127H230ZM241 125V124H240ZM239 125V126H240ZM254 126H255V124H253ZM258 124H256V126H257ZM5 126H6V124H5ZM4 126V127H5ZM11 126V125H10ZM16 126V125H15ZM38 126H39V124H38ZM52 126H53V124H52ZM65 126V125H64ZM74 126H75V123H74ZM76 126H77V124H76ZM79 126V127H80ZM104 126V125H103ZM109 126V125H108ZM119 126V125H118ZM142 126H144V125H142ZM149 126V125H148ZM152 126H154V125H152ZM152 126H151V129H152ZM158 126V125H157ZM172 126V125H171ZM175 126H177V125H175ZM186 126V127H187ZM189 126H190V124H189ZM199 126V125H198ZM221 126V125H220ZM231 126H233V125H231ZM237 126V125H236ZM250 126H252V125H250ZM255 126V127H256ZM259 126V125H258ZM11 127H13V125L11 126ZM26 127H28V126H26ZM41 127V126H40ZM57 127V126H56ZM62 127V126H61ZM70 127H72V124L70 125ZM83 127H85V125L83 126ZM107 127V126H106ZM120 127V126H119ZM126 127V126H125ZM124 127V128H125ZM134 127H136V126H134ZM133 127V128H134ZM150 127V126H149ZM161 127H163V126H161ZM166 127V126H165ZM164 127V128H165ZM174 127V126H173ZM182 127V126H181ZM196 127V126H195ZM208 127H209V124H208ZM211 127H213V126H211ZM234 127V126H233ZM232 127V128H233ZM241 127V126H240ZM246 127V126H245ZM249 127V126H248ZM246 128V129H249V128ZM254 127V128H255ZM2 128V127H1ZM9 128V127H8ZM21 128V127H20ZM29 128V127H28ZM27 128V129H28ZM33 128V127H32ZM38 128V127H37ZM49 128V127H48ZM52 128V127H51ZM65 128V127H64ZM73 128V127H72ZM78 128V127H77ZM100 128V127H99ZM98 128V129H99ZM105 128V127H104ZM127 128V127H126ZM137 128H140V127H137ZM136 128V129H137ZM154 128V127H153ZM157 128V127H156ZM160 128V127H159ZM179 128H180V126H179ZM178 128V129H179ZM183 128V127H182ZM185 128V127H184ZM189 128V127H188ZM199 128V127H198ZM198 128H196V129H198ZM201 128H202V126H201ZM206 127L204 126V128H202V129H205ZM210 128V127H209ZM214 129H215V126L213 127ZM220 128V127H219ZM227 127H225V129H226ZM236 128V127H235ZM234 128V129H235ZM237 128H238V126H237ZM243 128H244V126H243ZM251 129V130H255V129ZM258 128V127H257ZM4 129H6V128H4ZM30 129V128H29ZM47 129V128H46ZM68 129V128H67ZM66 129V130H67ZM75 129V128H74ZM81 129H83V128H81ZM87 129V128H86ZM131 129V131L130 132H132V128H130ZM129 129V130H130ZM135 129V128H134ZM141 129V128H140ZM140 129H139V131H140ZM149 129V128H148ZM151 129H149V130H151ZM170 129V128H169ZM195 129V128H194ZM207 129V128H206ZM224 129V130H225ZM233 129V130H234ZM241 130H242V128H240ZM246 129H244V131L246 130ZM259 129V128H258ZM260 129H262V128H260ZM259 129V130H260ZM264 129V128H263ZM18 130V129H17ZM39 130V129H38ZM44 130V129H43ZM52 129H50V131H51ZM59 130V129H58ZM68 130H70V129H68ZM73 130V129H72ZM85 130V129H84ZM83 130V131H84ZM101 130V129H100ZM99 130V131H100ZM103 130V129H102ZM105 130V129H104ZM107 130H108V128H107ZM112 130V129H111ZM110 130V131H111ZM116 130V129H115ZM118 130V129H117ZM116 130V131H117ZM147 130V129H146ZM155 130V129H154ZM160 130H161V128H160ZM166 130V129H165ZM184 130H187V129H184ZM193 129H192V126H191V131H192ZM200 130V129H199ZM221 130H223V128L221 129ZM229 130V129H228ZM232 130V131H233ZM236 130V129H235ZM234 130V131H235ZM239 130V129H238ZM2 131V130H1ZM13 131V130H12ZM16 131V130H15ZM21 131V130H20ZM53 132L54 131H56L57 132V130H52ZM77 131V130H76ZM81 131V130H80ZM98 131V132H99ZM124 131V130H123ZM128 130H125V132H127ZM135 131V130H134ZM138 131V130H137ZM138 131V132H139ZM162 131V130H161ZM168 131V130H167ZM166 131V132H167ZM170 131V130H169ZM171 131H172V128H171ZM173 131H174V133H176L175 131H177L176 129L174 130V128H173ZM179 131H181L180 129L177 131V132H179ZM189 131V130H188ZM196 131V130H195ZM198 131V130H197ZM204 131V130H203ZM210 131H212V130H210ZM217 131H218V129H217ZM226 131V130H225ZM225 131H223L224 133H225ZM230 131H231V128H230ZM247 131V130H246ZM261 131V130H260ZM260 131H259V133H258V130H257V137H258V134H261L260 133ZM52 133L51 134V132L50 133H48V134H51V135H45V136H40V134H39V136L38 137H41V138H39V140H38V138L36 137V138H34V136H32V135H30L29 134V136H32L31 138L30 137H21V138H19V137H15V136H17V134L15 135V136H13V135H3V136H1L2 134L1 133H3V132H1L0 134V227H2V226H4L5 225V221H7V220H5V216H4V218H3V216L1 215V214H5L6 212H7V214L9 215V217H10V213H12V215L11 216H13L14 217V215H15V217H14V219H15V223L16 224H18L19 223V227H22V226H20V225H23V227H24V225H25V227L26 226H28V225H31L30 223H32V221L34 222V220L36 221L37 219L36 218H39V220H42V219H40L41 217H40V212H39V214H38V210H39V208L37 209L36 208V206L38 207H40L41 209L42 208H49L50 206H51V210H54V212L56 211H58V212H60L59 210H61V209H63L62 210V212H64V213H66V212H68V214L70 215V217L73 215V214H75V209L77 208H72V207H75V206H77V205H75V202L76 203H79V202H77V200L76 199H74L75 200V202H73L74 200L71 198V200H69L68 202H70V201H72L73 203H74V205L75 206H72L73 204L71 203V205L70 204H68V203H66L65 202V200H63V199H61V203L59 202H57L56 200H58V197L59 196H61V195H58V194H60L59 192L58 193H56L57 191H58V188H57V190H55L56 188H54L53 189V191H55V192H53V193H50V191H49V193H50V195L47 193L46 195H43V194H45V192H43V194L41 195V194H39L38 193V195H37V191L38 190H40V186L38 187L39 189L38 190H36V191H33L32 189H34V185H33V188L31 187V183H33V182H31L30 184H29V182H28V176L29 177H31L36 171H38V169H40L39 167L41 166H45L46 168H47V170L45 169V171H43V174L44 175H46V177L48 176L49 177V175L50 174H52V176L54 177V175L56 174V170H57V168L59 169V171H60V173L62 174V175H66L68 172H69V174H68V176L67 177H70L69 179L67 178V177H65V176H63L64 177V182L68 179V182L67 183H70V184H74V186L75 185H77V187H79L80 188V185L83 187V185L84 186H86L87 188H89V191L92 189L93 191L94 190H98V192H100V195H98V197L100 196L101 197V199H99L98 197V199H99V201H98V203H96L95 201V203L96 204H94L93 203V205H90L89 207H88V209H86L87 211H89L88 213H92V214H90V217L92 216V215H94L93 213H95L96 211H97V209L99 208H101V207H103L102 205H103V203H105L106 205H107V203H112L111 201H113L114 199L113 198H115V197H113L114 196V194L115 193H112V192H114L113 190H114V186L113 187H110V189L112 188V191H108L107 189L109 188L108 187V185L107 184H109V183H107L106 185H105V183H104V186L105 187H108V188H104V187H102L103 186V184H102V186H100V184L98 183L99 182V180L97 179V181H96V179L95 180H93V178H91V179H89V180H86V181H84V179H83V181L81 180V178H83V177H81V176H83L82 174H83V172L81 173L80 172V167L81 166H77L78 164L79 165H82L84 168H82V169H86V172L85 173H87V169H89V172L88 173H90L91 171L90 170H92L93 168H95V170L94 171H97L98 170V172L99 171H101L102 169H105L104 171H106L105 172V174L104 175H106V173H107V171L109 172H113L114 170H115V168L116 167H114V152H113V150H111L112 151V153H111V151H109L108 149V151H106V150H104V148L103 147H101V139L100 138H92L91 136L90 137H88L89 135H87L86 136V138L85 137H83L82 136V138H80V140L82 139V140H84V139H87L88 141L86 142V140H84L86 143H83L82 142V140L81 141H78V135L77 136H75V134H74V136L76 137H73L74 138V140L73 141H64L63 142V139L61 138V133L59 134V132H61V131H59L58 133ZM72 132H74V131H72ZM92 132V131H91ZM101 132V131H100ZM102 132H104V131H102ZM109 132V131H108ZM119 132L121 133L122 131H120L119 130ZM118 131H117V133H119ZM124 132V133H125ZM137 132V133H138ZM141 132H143V130L141 131ZM146 132V131H145ZM150 132V131H149ZM148 132V133H149ZM154 132V131H153ZM152 132V133H153ZM156 132V131H155ZM154 132V133H155ZM164 132V131H163ZM182 132V131H181ZM199 132V131H198ZM205 132H207V130L205 131ZM229 132V131H228ZM248 132V131H247ZM264 132V131H263ZM262 132V133H263ZM10 133H12V132H10ZM37 133V132H36ZM89 133V132H88ZM88 133H86V134H88ZM95 134H96V136H97V134L98 133H96V132H94ZM107 133V132H106ZM114 133V132H113ZM116 133V134H117ZM137 133H136V135H137ZM147 133V132H146ZM157 133H158V130H157ZM156 133V134H157ZM165 133V132H164ZM169 133V132H168ZM168 133H166V134H168ZM185 133V132H184ZM189 133V132H188ZM187 133V134H188ZM193 133V132H192ZM209 133V132H208ZM212 133V132H211ZM213 133H214V131H213ZM221 133V135L222 134H224V133H222V132H220ZM219 133V134H220ZM227 133V132H226ZM231 133V132H230ZM234 133V132H233ZM235 133H236V131H235ZM234 133V134H235ZM240 132H238L237 134L240 136V134L242 133H240ZM244 133V132H243ZM249 133V132H248ZM255 133V132H254ZM254 133H252V134H254ZM6 134H9V133H6ZM15 134V133H14ZM27 134V133H26ZM38 134V133H37ZM45 134V133H44ZM68 134V133H67ZM80 134H81V132H80ZM104 134H105V132H104ZM123 134V133H122ZM134 134H135V132H134ZM133 134V135H134ZM142 135H143V133H141ZM160 134H161V132H160ZM171 134H173V133H171ZM202 134H203V132H202ZM205 134V133H204ZM203 134V135H204ZM218 134V133H217ZM229 134V133H228ZM245 134V133H244ZM23 135V134H22ZM66 135V134H65ZM83 135V134H82ZM121 135V134H120ZM128 135H129V133H128ZM133 135H129V136H133ZM142 135H141V141H138V142H140V146H142L143 147V145H145V142H147L148 140H144L143 138H144V136L146 137V134L144 133V136L142 137ZM151 135V134H150ZM149 135V136H150ZM153 135V134H152ZM151 135V136H152ZM155 135V134H154ZM153 135V136H154ZM164 136H165V134H163ZM191 135V134H190ZM195 135V137L196 136H198L197 135V133L196 134H194ZM199 135H201V134H199ZM205 135H208V134H205ZM209 135H211L210 133H209ZM221 135H220V137H221ZM225 135H227V134H225ZM230 135V134H229ZM237 135V136H238ZM242 136H240V137H242L244 140H245V137H243V136H247V137H250V136H248V135H243V134H241ZM250 135H251V133H250ZM255 135V134H254ZM20 136V135H19ZM25 136V135H24ZM26 136H28V134L26 135ZM85 136V135H84ZM94 136V135H93ZM110 136V135H109ZM127 136V135H126ZM128 136V137H129ZM148 136V135H147ZM150 136V137H151ZM152 136V137H153ZM156 136V135H155ZM161 136V135H160ZM181 136V135H180ZM213 136V135H212ZM238 136V138L239 139H241L240 137ZM262 136V135H261ZM260 136V137H261ZM264 136V135H263ZM65 137V136H64ZM80 137H81V135H80ZM101 137H102V140H103V136L101 135ZM106 137V136H105ZM111 137V136H110ZM109 137V138H110ZM116 137V136H115ZM114 137V138H115ZM118 137H119V134H118ZM118 137H116V138H118ZM123 137V136H122ZM128 137H124V138H128ZM140 137V136H139ZM157 137V136H156ZM163 137V136H162ZM177 136H175L174 138H176ZM194 137V136H193ZM194 137V138H195ZM204 137V136H203ZM214 137V136H213ZM227 137V136H226ZM228 137H230L231 139H232V137L233 136H228ZM256 137V138H257ZM72 138V137H71ZM112 138H113V136H112ZM130 138V137H129ZM132 138V137H131ZM130 138V139H131ZM138 138V137H137ZM146 138H148V137H146ZM145 138V139H146ZM160 138V137H159ZM159 138H157V140H159ZM165 138H167V137H164V140H165ZM178 138H180V137H178ZM183 138V137H182ZM185 138V137H184ZM190 138V137H189ZM198 137H196L195 138V140L197 139ZM200 138V137H199ZM215 138V137H214ZM217 138V137H216ZM218 138H219V136H218ZM225 137L223 136V138L222 139H224ZM254 138H255V136H254ZM259 138V137H258ZM264 138V137H263ZM37 139V140H36ZM100 139V140H99ZM119 139H121V137L120 138H118L117 140H119ZM140 139V138H139ZM139 139H137V140H139ZM163 139V138H162ZM181 139V138H180ZM180 139L178 140V139H176V140H178V142H180ZM205 139V138H204ZM213 139V138H212ZM226 139V138H225ZM230 139V140H231ZM249 139V138H248ZM251 140L250 141H252V138H250ZM64 140H66V139H64ZM109 140V139H108ZM117 140H116V142H117ZM124 140V139H123ZM127 140V139H126ZM153 140H155V139H153ZM153 140H151V141H153ZM171 140V139H170ZM185 140V143H186V139H184ZM190 140V139H189ZM188 140V141H189ZM200 140V139H199ZM201 140H202V138H201ZM215 140V139H214ZM219 140H220V138H219ZM219 140H217V141H219ZM227 140H229V139H227ZM235 140V139H234ZM255 139H253V141H254ZM260 140V139H259ZM264 140V139H263ZM37 141H40L41 143V145L40 146H38V144H36V143H38ZM112 142H113V140H111ZM110 141V142H111ZM115 141V140H114ZM131 141V140H130ZM129 141V142H130ZM136 141V140H135ZM145 141V142H144ZM150 141V142H151ZM156 141V140H155ZM154 141V142H155ZM160 141L162 142V140L160 139ZM166 141H167V139H166ZM183 141V140H182ZM204 141V140H203ZM221 141V140H220ZM220 141H219V143H220ZM224 141V140H223ZM222 141V142H223ZM232 141H233V139H232ZM241 141H243V140H241ZM252 141V142H253ZM255 141H258V139L257 140H255ZM105 142H107V141H105ZM122 142V141H121ZM124 142V141H123ZM127 142H128V140H127ZM141 142H142V144H143V142H144V144L142 145L141 144ZM149 142V141H148ZM156 142H158V141H156ZM160 142V143H161ZM169 139H168V144H169ZM174 142V141H173ZM196 142H197V140H196ZM226 142V141H225ZM231 142V141H230ZM247 142V140L244 142V143H246ZM260 142V141H259ZM261 142H262V140H261ZM164 143H165V141H164ZM183 143V142H182ZM191 143V142H190ZM199 143H200V141H199ZM227 143V142H226ZM232 143V142H231ZM243 143V144H244ZM254 143V142H253ZM107 144L109 145V143L107 142ZM118 144V143H117ZM117 144H116V146H117ZM137 144V143H136ZM148 144V143H147ZM155 144V143H154ZM158 144V143H157ZM163 144V143H162ZM176 146H177V144L176 143H174ZM197 144V143H196ZM201 144V143H200ZM233 144H236V142H234ZM241 144V143H240ZM248 144H249V142H248ZM248 144H247V146H248ZM250 144H251V142H250ZM260 144V143H259ZM261 144H263V143H261ZM260 144V147L262 146ZM111 146H112V143L110 144ZM109 145V146H110ZM125 145V144H124ZM124 145H123V147H124ZM131 145V144H130ZM133 145V144H132ZM149 145V144H148ZM151 145V144H150ZM167 145V144H166ZM181 145V144H180ZM179 145V146H180ZM184 145H186V144H184ZM189 145V144H188ZM191 145V144H190ZM203 145V144H202ZM223 145V144H222ZM224 145H226V144H224ZM230 145V144H229ZM245 145V144H244ZM255 145V144H254ZM42 146V147H41ZM127 146H129V144H127ZM134 146H135V144H134ZM138 145H136V147H137ZM139 146V147H140ZM157 146V145H156ZM155 146V148H156V151H155V153L157 152V147ZM160 146V145H159ZM169 146H170V144H169ZM173 146V145H172ZM195 146V145H194ZM196 146H198V145H196ZM195 146V147H196ZM256 146V145H255ZM263 146H264V144H263ZM41 147V148H40ZM121 148V146H118V148ZM130 147V146H129ZM148 147V146H147ZM146 147V148H147ZM150 147V146H149ZM152 147V146H151ZM161 147V146H160ZM164 147V146H163ZM191 147V146H190ZM201 147V146H200ZM232 147H233V145H232ZM248 147H251L250 145L248 146ZM111 148V147H110ZM114 148H115V145H114ZM145 148V147H144ZM142 149V150H146V149ZM153 148H154V146H153ZM154 148V149H155ZM159 148V147H158ZM170 148H172V147H170ZM178 148V147H177ZM187 148V147H186ZM188 148H189V146H188ZM205 148H207V147H205ZM205 148H204V151H205ZM239 148H241L240 146H239ZM245 148V147H244ZM247 148V147H246ZM263 148V147H262ZM106 149V148H105ZM111 149H113V148H111ZM116 149H117V147H116ZM115 149V150H116ZM126 149H128V148H126ZM125 149V150H126ZM133 149H135V148H133ZM149 149V148H148ZM154 149H153V151H154ZM169 149V148H168ZM180 149V148H179ZM185 149V148H184ZM193 149H195V148H193ZM199 149H202V148H199ZM208 149V148H207ZM227 149H228V147H227ZM238 149V148H237ZM243 148H241V150H242ZM254 149V148H253ZM252 149V150H253ZM46 150V152L45 153H50L49 155H51V157H52V155L54 154L55 156H56V158H58V163H60V166L59 167H57V166H54V162H53V164H50L49 162H48V160L49 161H51V160H53L54 159V161H55V157H53L51 160L49 159V158H51V157H49V158H47L46 160H45V154H44V151ZM51 150H54L55 152H53L52 153V151ZM121 150V149H120ZM161 149L159 148V151L158 152H161L160 151ZM167 150V149H166ZM165 150V151H166ZM171 150V149H170ZM173 151H177V150H174V149H172ZM190 150H192V148L190 149ZM231 150V149H230ZM234 150L236 151V148H234ZM246 149H244L243 151H245ZM247 150H248V148H247ZM48 151V152H47ZM122 151H124V149L122 150ZM133 151V150H132ZM131 151V152H132ZM141 151V150H140ZM143 151V152H144ZM149 151V150H148ZM164 151V150H163ZM163 151H162V153H163ZM182 151H183V149H182ZM198 151V150H197ZM196 151V152H197ZM203 151V155H205L204 152ZM238 151V150H237ZM237 151H236V153L235 154H239V153H237ZM240 151V150H239ZM43 152V153H42ZM56 152H58L57 153V155H56ZM125 152V151H124ZM124 152H122L123 154H124ZM147 152V151H146ZM150 153L152 152V151H149ZM148 152V153H149ZM169 152V151H168ZM178 152V151H177ZM185 152H186V150H185ZM191 152V151H190ZM194 152V151H193ZM207 152H209V151H207ZM233 152V151H232ZM247 152V151H246ZM250 152V151H249ZM262 152H264V148H263V150H262ZM126 153V152H125ZM128 153V152H127ZM134 153V152H133ZM140 153V152H139ZM155 153H153V154H155ZM172 153V152H171ZM170 153V154H171ZM180 153V155L182 154L181 153V151L179 152ZM195 153V152H194ZM201 153H202V151H201ZM201 153H198V154H201ZM234 153V152H233ZM241 153H243L242 151H241ZM248 153V152H247ZM254 153L256 154H260L261 156L263 155L262 153H260V150H259V153L258 152H255V150H254ZM59 154V155H58ZM119 155H121L120 153H118ZM129 154H132V153H128V155ZM163 154H167V156H168V153H163ZM176 154V153H175ZM187 154V153H186ZM192 154V152L190 153V155ZM243 154H245V153H243ZM251 154V153H250ZM249 154V155H250ZM256 154V155H257ZM53 155V156H54ZM132 155H134V154H132ZM138 155V154H137ZM151 155V154H150ZM149 155V156H150ZM155 155H157V154H155ZM162 155V154H161ZM179 155V154H178ZM202 155V154H201ZM212 155V154H211ZM214 155V154H213ZM233 155V154H232ZM122 156V155H121ZM136 156V155H135ZM147 156V155H146ZM166 156V157H167ZM175 156V155H174ZM176 156H177V154H176ZM188 156V154L186 155V157ZM197 157V154L195 155L194 154V157ZM235 156V155H234ZM233 156V157H234ZM239 156V155H238ZM253 156V154L251 155V157ZM258 156V155H257ZM264 156V155H263ZM120 157V156H119ZM137 157V156H136ZM157 157H159V156H157ZM163 157V156H162ZM162 157H160L161 159H162ZM164 157H165V155H164ZM163 157V158H164ZM173 157V156H172ZM181 157H183V154L181 155ZM190 157V156H189ZM192 157H193V155H192ZM206 157V156H205ZM211 157V156H210ZM210 157H208V158H210ZM223 157V156H222ZM237 157V156H236ZM239 157H241V154H240V156ZM238 157V158H239ZM250 157V156H249ZM255 155H254V159H255ZM259 157V156H258ZM24 158H28V160H30V161H27L28 163H27V165H26V163H24L25 162V160H23ZM118 158V157H117ZM132 158H133V156H132ZM148 158V157H147ZM152 158V157H151ZM159 158V159H160ZM170 158V157H169ZM169 158H168V160H169ZM176 158V157H175ZM179 159H180V157H178ZM177 158V159H178ZM183 158H185V157H183ZM188 158V157H187ZM215 158V157H214ZM246 158V157H245ZM263 158V157H262ZM120 159V158H119ZM118 159V160H119ZM126 159V158H125ZM124 159V160H125ZM137 159V158H136ZM152 159H155V158H152ZM159 159H157L158 160V162H160V160ZM171 159V158H170ZM190 159H192V158H190ZM189 159V160H190ZM221 159H223V158H221ZM228 159V158H227ZM233 159V160H232ZM248 159V158H247ZM257 159H259V158H257ZM261 159V158H260ZM24 162H23V161ZM127 160V159H126ZM125 160V161H126ZM131 160V159H130ZM143 160V159H142ZM141 160V161H142ZM146 160V159H145ZM150 160V159H149ZM149 160H148V162H149ZM168 160L167 161H165V162H168ZM172 160H174L173 158L171 159V161ZM182 160H185V159H182ZM194 160V159H193ZM202 160V159H201ZM209 160V159H208ZM216 160V159H215ZM219 159H217V161H218ZM226 160V159H225ZM229 160V159H228ZM236 160H237V158H236ZM240 160H241V158H240ZM245 160V159H244ZM250 160H252V159H250L249 158V162H251ZM263 160V163H264V159H261V161ZM22 161V162H21ZM133 161H134V158H133ZM132 161V162H133ZM140 161V162H141ZM150 161H153V160H150ZM175 161H176V159H175ZM178 161H180V160H178ZM199 161H200V158H199ZM231 161H234V158H231ZM239 161V160H238ZM256 161H258V160H256ZM260 161V162H261ZM126 162H130V161H126ZM138 162V161H137ZM147 162V161H146ZM155 162V161H154ZM162 162V161H161ZM169 162H170V160H169ZM168 162V163H169ZM174 162V161H173ZM172 162V163H173ZM184 162V161H183ZM182 162V163H183ZM190 162V161H189ZM188 161H187V164L189 163ZM194 162V161H193ZM206 162V161H205ZM224 162V160L222 161V163ZM230 162V161H229ZM237 162V161H236ZM249 162H248V164H249ZM255 162V161H254ZM56 163V162H55ZM163 163V162H162ZM176 164H177V161L175 162ZM197 163H198V161H197ZM201 163V162H200ZM209 163V162H208ZM213 163H215V161L214 162H212V163H210V164H213ZM225 163V162H224ZM223 163V164H224ZM245 163V162H244ZM262 163V164H263ZM120 164H123V161L120 163ZM120 164H118V166H120L119 168V170H121L122 171V166L123 165H120ZM127 164V163H126ZM129 164H131V163H129ZM133 164H134V162H133ZM132 164V165H133ZM140 164H143V163H140ZM150 164V163H149ZM154 164V163H153ZM176 164H174V165H176ZM178 164H180V163H178ZM177 164V165H178ZM184 164H186L185 162H184ZM190 164V163H189ZM188 164V165H189ZM196 164V163H195ZM207 164V163H206ZM235 164H237V165H239L238 163H235ZM243 164V161L241 162V164L240 165H242ZM246 164V163H245ZM244 164V165H245ZM252 164V163H251ZM258 164V163H257ZM53 165V166H52ZM56 165V164H55ZM58 165V164H57ZM145 165V164H144ZM161 165V164H160ZM163 165V164H162ZM166 165H167V163H166ZM174 165H173V167H174ZM181 165V164H180ZM179 165V166H180ZM191 166H192V164H190ZM197 165V164H196ZM203 165H204V163H203ZM209 165V164H208ZM214 165V164H213ZM216 165V164H215ZM229 165V164H228ZM228 165H226V166H228ZM232 165H234V164H232ZM237 165H236V167H237ZM244 165H243V167H244ZM78 167V168H80V169H73V168H75V167ZM116 166V165H115ZM136 166V165H135ZM139 166V165H138ZM150 166V165H149ZM154 166H156V165H154ZM159 166V165H158ZM168 166H170V165H168ZM182 166H184V165H182ZM199 166V165H198ZM197 166V167H198ZM200 166H202V165H200ZM220 166V165H219ZM219 166L217 165V167L219 168ZM235 166V165H234ZM253 166H255V165H253L252 164V168H253ZM261 166V165H260ZM263 166V165H262ZM261 166V167H262ZM44 167V168H45ZM53 167H57L56 168V170H55V168H53ZM87 167V168H86ZM125 167V166H124ZM128 167V166H127ZM133 167H134V165H133ZM133 167H130V170H133V169H131V168H133ZM160 167H162V166H160ZM159 167V168H160ZM165 167V166H164ZM167 167V166H166ZM171 167H172V165H171ZM171 167H169L170 169H172ZM178 167V166H177ZM176 167V168H177ZM181 167V166H180ZM202 167H204V166H202ZM208 167L209 166H207V168H205V169H208ZM214 166H212V168H213ZM220 167H222V166H220ZM248 167H250V165L248 166ZM247 167V168H248ZM256 167V166H255ZM257 167H259V165L257 166ZM145 168V167H144ZM154 168V167H153ZM183 168V167H182ZM193 168V167H192ZM191 168V169H192ZM199 168V167H198ZM201 168V167H200ZM199 168V169H200ZM211 168V169H212ZM225 168V167H224ZM227 168H230V166L229 167H227ZM227 168H225V169H227ZM235 168V167H234ZM238 168V167H237ZM260 168V167H259ZM264 168V167H263ZM128 169V168H127ZM135 169V168H134ZM143 169V168H142ZM149 169H151V168H149ZM168 169V168H167ZM175 169V168H174ZM186 169H188L187 167H186ZM193 169H195L196 170V168H193ZM210 169V170H211ZM231 169V168H230ZM232 169H233V167H232ZM238 169H240V168H238ZM243 169V168H242ZM246 169V168H245ZM258 169V168H257ZM41 170H43V169H41ZM118 170V169H117ZM130 170L128 171V172H130ZM154 170V169H153ZM152 170V171H153ZM179 170V169H178ZM182 170V169H181ZM201 170V169H200ZM204 169L202 168V171H203ZM209 170V172H212V171H210ZM224 170V169H223ZM234 170V169H233ZM232 170V171H233ZM244 170V169H243ZM250 170V169H249ZM254 170V169H253ZM252 170V171H253ZM256 170V169H255ZM255 170H254V172H255ZM260 170H264V169H260ZM82 171V170H81ZM124 171H126V169L124 170ZM126 171V172H127ZM137 171H139V170H137V168H136V172ZM140 171H142V170H140ZM143 171H144V169H143ZM151 171V170H150ZM171 171V170H170ZM168 172V170H166V168L164 169V168H160V171H159V175L157 176V177H159L160 179L161 178H164L165 177V179L166 178H168V174H170L171 172ZM172 171H174V170H172ZM193 171V170H192ZM208 171V170H207ZM207 171L205 170V173H207ZM214 171H216V170H214ZM213 171V172H214ZM228 171H230V170H228ZM235 171H237V169L235 170ZM240 171V170H239ZM259 171V170H258ZM42 172V171H41ZM40 172V173H41ZM46 174H45V173ZM53 172H55V173H53ZM109 172V173H110ZM111 172V173H112ZM115 172V171H114ZM156 172V171H155ZM180 172V171H179ZM183 172V171H182ZM182 172H180L179 174H181ZM185 172H187V171H185ZM201 172V171H200ZM208 172V173H209ZM221 172V171H220ZM224 172H226V170L224 171ZM231 172V171H230ZM246 172H247V170H246ZM249 172V174H250V172H251V170L250 171H248ZM32 173V174H31ZM57 173H59L58 172V170H57ZM59 173V174H60ZM100 173V172H99ZM134 173V172H133ZM139 173V172H138ZM151 173H154V172H151ZM158 173V172H157ZM199 173V172H198ZM204 173V174H205ZM233 173V172H232ZM241 173V172H240ZM244 173H245V170H244ZM258 173V172H257ZM259 173H261L260 171H259ZM28 174V176H26ZM30 174V175H29ZM39 174V173H38ZM42 174V175H43ZM59 174H58V176H56V177H59ZM93 174H96V173H93ZM101 175H102V172L100 173ZM108 174V173H107ZM117 174V173H116ZM127 174V173H126ZM145 174H147L146 172H145ZM172 174V173H171ZM174 174V173H173ZM173 174L171 175V176H173ZM184 174V173H183ZM194 175L195 174H197V173H193ZM193 174H187V178H189V180L187 179V181H189L188 183H189V185L191 186V187H188L187 185H185V186H187L188 188H192V190H190L192 193L191 194H193L192 196H194L193 197V199H189L188 197L189 196H187V198L184 196L185 194H182L181 195V197H180V195H179V199L178 200H176V201H174V202H172V204H170L172 207H174V209L173 208H171V209H173V213H176L177 214V216H175V217H177L178 218V216H180V218L179 219H181V221H182V224H180V225H182V226H180L179 228H177V227H175V229H173V228H170V229H164V230H166V232L165 233H167V230H170L167 234H165L163 237H162V240H160V242H165V243H167L168 245H169V243L168 242H175L174 244L176 245V243L177 244H183L187 239H190L192 236H193V234H197V233H191V237L189 236L188 237V234H190V232H191V230H198L197 232H199L200 230L199 229H201V230H204V232L203 231H200L199 233H202V235H204L205 237L207 236L206 235V233H208L210 236H211V239H212V237L214 236L215 238H217L216 240H213L212 239V242L214 241V243H215V241H217L218 243V246H220L219 245V243H220V239H222V241H223V239L225 240V239H227V240H229L228 242H225V241H221L222 243H224L225 242V244L224 245H226V246H228L227 244H229L230 246H229V248L228 249H226V250H230L231 252L229 253L230 254V259L228 258V260L227 259H224V260H227V262L226 263H224V264H264V188H258L257 186H253V185H250V187L249 188H247V189H244V187L242 186V184L241 183H239V182H234V180H233V182H232V184H230L231 183V181H229L230 183H226L225 182V184H222V186L220 185V183H222V182H220L221 180L220 179H218V181L216 182V181H214V178H213V181H206V182H204L205 180L204 179H201V178H199V179H201V180H197L196 178H193ZM253 174V173H252ZM255 174V173H254ZM26 176V177H23V176ZM35 175V174H34ZM39 175H41V174H39ZM38 175V176H39ZM43 175V176H44ZM62 175H60V176H62ZM111 175V174H110ZM119 175V174H118ZM122 175V174H121ZM123 175H125L124 174V172H123ZM130 175V174H129ZM131 175L133 176V175H135V174H132V172H131ZM142 175V174H141ZM152 175V174H151ZM177 175V174H176ZM175 175V176H176ZM198 175V174H197ZM196 175V176H197ZM211 175V174H210ZM212 175H214V174H212ZM228 175H229V173H228ZM232 175V174H231ZM234 175H235V173H234ZM237 175H239V173L237 174ZM242 175H243V173H242ZM245 175V174H244ZM251 175V174H250ZM256 175V174H255ZM51 176V175H50ZM92 176V175H91ZM95 176H97V175H95ZM136 176H138V175H136ZM139 176H140V174H139ZM155 176V175H154ZM174 176V177H175ZM179 176V175H178ZM221 176H223L222 174H221ZM240 176V175H239ZM238 176V177H239ZM246 176V175H245ZM244 176V177H245ZM256 176H258V175H256ZM263 176V175H262ZM47 177V178H48ZM56 177H54V179L56 178ZM63 177H61V178H63ZM81 177V178H80ZM84 177H86V176H84ZM89 176L87 175V178H88ZM101 177V176H100ZM104 177V176H103ZM109 178L110 177H112V176H108ZM107 177V178H108ZM120 177V176H119ZM122 177V176H121ZM131 177V176H130ZM141 177V176H140ZM149 177V176H148ZM173 177V178H174ZM177 177V176H176ZM184 177H186V174H185V176ZM200 177V176H199ZM201 177H202V174H201ZM234 177V176H233ZM242 177V176H241ZM240 177V178H241ZM249 177V176H248ZM250 177H253V176H250ZM249 177V178H250ZM260 177V176H259ZM33 178V177H32ZM46 178V179H47ZM50 178H52V177H50ZM60 177L58 178V179H60V180H62ZM67 178V179H66ZM106 178V177H105ZM108 178V179H109ZM116 178V177H115ZM123 178V177H122ZM136 178V177H135ZM151 178V177H150ZM150 178H147V180L148 179H150ZM156 178V177H155ZM169 178H171V177H169ZM183 180H182V182L186 179V178H183V177H181ZM181 178H178V179H181ZM202 178H204V177H202ZM207 180L209 179V178H211V177H209V178H207V177H205ZM218 178H219V176H218ZM240 178H239V180H240ZM246 178V177H245ZM257 178V177H256ZM262 178V177H261ZM260 178V179H261ZM264 178V177H263ZM44 179V178H43ZM46 179H44V181L42 180V176L41 177H39V178H37V180L38 181H43L44 182V184H45V180ZM86 179V178H85ZM111 179V178H110ZM113 179V178H112ZM145 179V178H144ZM177 179V178H176ZM174 180V181H176L177 183H178V181L177 180ZM212 179V178H211ZM221 179H222V177H221ZM242 179V178H241ZM31 180H36V178L34 179H31ZM50 180V179H49ZM49 180H48V183H50V182H53V183H55V181H50L49 182ZM53 180V179H52ZM101 180V179H100ZM107 180V179H106ZM122 180V179H121ZM128 180V179H127ZM130 180V179H129ZM138 181H139V179H137ZM146 180V181H147ZM162 180V179H161ZM160 180V181H161ZM167 180V179H166ZM165 180V181H166ZM204 180V181H203ZM210 180V179H209ZM223 180H224V178H223ZM10 181H12V182H10ZM41 181V182H42ZM63 181V180H62ZM62 181L60 182L59 180H56V183L58 182V183H61L62 185H63V183H62ZM109 181V180H108ZM113 180H111V182H112ZM117 181V180H116ZM115 179H114V184H115ZM125 181L126 180H124V183H125ZM141 181V180H140ZM140 181H139V183H140ZM150 181V180H149ZM148 181V182H149ZM153 181H155V180H153ZM42 182V183H43ZM110 182V181H109ZM127 182V181H126ZM137 182V181H136ZM157 182V181H156ZM168 182H169V180H168ZM6 183H9V185H7ZM101 183V182H100ZM102 183H103V181H102ZM118 183H120V182H118ZM134 183V182H133ZM132 183V184H133ZM144 183V182H143ZM147 183V182H146ZM145 183V184H146ZM153 183V182H152ZM151 183V184H152ZM172 183V182H171ZM175 183V182H174ZM188 183H186L185 182V184H188ZM224 183V182H223ZM12 184V185H11ZM35 184V183H34ZM39 184V183H38ZM61 184H59V186L61 185ZM78 184H80V185H78ZM99 184V185H98ZM126 184V183H125ZM144 184V185H145ZM156 184V183H155ZM158 184V183H157ZM161 184H162V182H161ZM3 185V186H2ZM4 185H7V186H9L10 188H8L7 190H9V191H11V190H13L12 191V193L11 192H9L8 193V191H6L5 189L7 188H5L4 189ZM48 185V184H47ZM51 185V184H50ZM53 185V184H52ZM65 185V184H64ZM110 185V184H109ZM117 185H119V184H117ZM116 185V186H117ZM121 185V184H120ZM128 184H126V188L127 187H130V186H127ZM139 185V184H138ZM143 185V184H142ZM149 185V184H148ZM153 185V184H152ZM164 185V184H163ZM168 185V184H167ZM183 185H184V183H183ZM1 186L3 187V188H1ZM11 186H13V187H11ZM44 186V185H43ZM45 186H46V184H45ZM56 186H58V185H56ZM67 187H68V185H66ZM66 186H64V187H66ZM74 186H71V187H74ZM111 186V185H110ZM133 186V185H132ZM159 186V185H158ZM158 186H157V188H158ZM221 186V187H220ZM62 187V186H61ZM70 187V188H71ZM81 187V188H82ZM147 187H149V186H147ZM152 187H156V186H152ZM187 187H185L184 189H188ZM248 187V186H247ZM32 188V189H31ZM45 188V187H44ZM52 188V187H51ZM50 188V189H51ZM63 188V187H62ZM79 188H78V192L80 191L79 190ZM84 189H85V187H83ZM87 188H86V191H87ZM160 188V187H159ZM163 188H165V187H163ZM170 188V187H169ZM47 189H49V188H47ZM60 189V188H59ZM69 189V188H68ZM130 189V188H129ZM133 189V188H132ZM149 189H150V187H149ZM152 189V188H151ZM150 189V190H151ZM171 189V188H170ZM183 189V188H182ZM183 189V190H184ZM6 192H5V191ZM66 190V189H65ZM76 190V189H75ZM123 190V189H122ZM131 190V189H130ZM148 190V189H147ZM157 190V189H156ZM162 190V189H161ZM176 190V189H175ZM44 191V190H43ZM61 191V190H60ZM74 191V190H73ZM83 191V190H82ZM121 191V190H120ZM135 191V190H134ZM138 191H139V189H138ZM160 191V190H159ZM166 191V190H165ZM188 191H189V189H188ZM187 190H186V192H188ZM189 191V192H190ZM36 192V193H35ZM47 192V191H46ZM63 192H65V191H63ZM63 192H62V194H63ZM67 192H69V191H67ZM72 192V191H71ZM78 192H76V193H78ZM88 192V191H87ZM86 192V193H87ZM122 192H124V191H122ZM122 192H121V194H122ZM137 192V191H136ZM141 192V191H140ZM151 192V191H150ZM169 192V191H168ZM181 192V191H180ZM74 193V192H73ZM80 193H81V191H80ZM79 193V194H80ZM125 193V192H124ZM123 193V194H124ZM128 193V192H127ZM134 193V192H133ZM138 193V192H137ZM156 192H154V194H155ZM79 194H77V195H79ZM85 194V193H84ZM91 193H88V195H90ZM92 194H93V192H92ZM117 194V193H116ZM142 194V193H141ZM144 194V193H143ZM148 194V193H147ZM168 194V193H167ZM169 194H171V193H169ZM180 194V193H179ZM71 195H72V193H71ZM82 195V194H81ZM81 195H79V197L81 196ZM132 195V194H131ZM136 194H134V196H135ZM145 195V194H144ZM156 195V194H155ZM166 195V194H165ZM56 196H58V197H56ZM66 196H68V195H66ZM73 196V195H72ZM83 196V195H82ZM91 196V195H90ZM123 196H127V195H123ZM129 196H130V194H129ZM146 196V195H145ZM158 196V195H157ZM156 196V197H157ZM192 196H190V197H192ZM63 197V195L61 196V198ZM78 197V198H79ZM91 197H93V195L91 196ZM113 197V198H112ZM119 197H120V195H119ZM132 197V196H131ZM137 197V196H136ZM139 197V196H138ZM163 197V196H162ZM161 197V198H162ZM56 198V199H55ZM70 197H68V199H69ZM82 198V197H81ZM80 198V199H81ZM85 198H86V196H85ZM94 198V197H93ZM96 198V199H97ZM124 198V197H123ZM122 198V199H123ZM133 198H135V197H133ZM147 198H148V196H147ZM160 198V199H161ZM65 199H66V197H65ZM91 199V198H90ZM97 199V200H98ZM113 199V200H112ZM116 199V198H115ZM126 199V198H125ZM124 199V200H125ZM145 199V198H144ZM176 199V198H175ZM121 200V199H120ZM127 200V199H126ZM142 200V199H141ZM141 200H140V202H141ZM152 200V199H151ZM155 200V199H154ZM173 200V199H172ZM80 201V200H79ZM83 201V200H82ZM85 201H87V200H85ZM89 201V200H88ZM123 201V200H122ZM122 201H116L115 203H120V202H122ZM133 201V200H132ZM132 201H130V202H132ZM138 201V200H137ZM143 201V200H142ZM165 201V200H164ZM169 201V200H168ZM57 202V203H56ZM139 202V201H138ZM162 202V201H161ZM160 202V203H161ZM35 203V204H34ZM90 203H92L91 202V200H90V202L88 203V204H90ZM115 203H113L114 204V206H115ZM124 203V201L121 203V204H123ZM137 203V202H136ZM83 204V206H85V204H84V202L82 203ZM87 204V205H88ZM112 204V205H113ZM129 204V203H128ZM127 204V205H128ZM140 204H142V203H140ZM151 204V203H150ZM152 204H154V202L152 203ZM81 205V204H80ZM118 205V204H117ZM137 205H139V204H137ZM160 205V204H159ZM162 205V204H161ZM160 205V208L162 207ZM82 206V205H81ZM81 206H78V209H76V210H80V209H85V208H87L86 206H85V208L84 207H82V208H80ZM105 206V205H104ZM109 206H110V208H109ZM107 208H109V209H111L112 208V206H111V204L109 205ZM113 206V207H114ZM124 206V205H123ZM132 205H130L129 204V207H131ZM156 206H158L157 204H156ZM164 206H167L166 205V203L164 204ZM168 206H169V204H168ZM149 208H150V206H148ZM153 207V206H152ZM151 207V208H152ZM43 209V210H45V212H47V210H50V209ZM66 210H65V209ZM131 208H134V203H133V206L131 207ZM136 208V207H135ZM139 208V207H138ZM141 208H142V205H141ZM140 208V209H141ZM154 208V207H153ZM168 208V207H167ZM4 209H6V212H5V210ZM58 209V210H57ZM109 209H107V211L109 210ZM129 209V208H128ZM139 209V210H140ZM143 209V208H142ZM141 209V210H142ZM148 209V208H147ZM158 211H159V209L158 208H156ZM163 210H167V209H165V208H162ZM170 209V208H169ZM111 210H113V208L111 209ZM110 210V211H111ZM116 210V209H115ZM125 210V209H124ZM130 210V209H129ZM131 210H134V209H131ZM130 210V211H131ZM161 210V209H160ZM84 211V210H83ZM110 211H108V212H110ZM129 211V212H130ZM135 211V210H134ZM133 211V212H134ZM154 211V210H153ZM165 211H164V213H165ZM2 212V213H1ZM49 212V211H48ZM53 212V211H52ZM52 212H50V213H52ZM53 212V213H54ZM55 212V213H56ZM101 212V211H100ZM103 212V211H102ZM107 212V213H108ZM132 212V213H133ZM135 212H137V211H135ZM140 212V211H139ZM138 212V214H137V218H138V215L140 214V217H141V213H142V211H141V213H139ZM147 212V211H146ZM150 212H151V210H150ZM149 212V213H150ZM77 213V212H76ZM81 213V212H80ZM79 213V214H80ZM84 213V212H83ZM86 213V212H85ZM97 213H99V211L98 212H96V215H97ZM107 213H104V214H107ZM113 213V212H112ZM132 213H131V215H132ZM152 213V212H151ZM154 213V212H153ZM161 213V212H160ZM44 213H42L41 212V215H43ZM58 213H56V215H57ZM67 214V215H68ZM109 214H111V212L109 213ZM117 214V213H116ZM135 214V213H134ZM143 214V213H142ZM155 214V213H154ZM159 214V213H158ZM169 214V213H168ZM172 214V213H171ZM170 214V215H171ZM7 215V216H8ZM45 215V214H44ZM61 215V214H60ZM60 215H59V217H60ZM82 215V214H81ZM95 215V216H96ZM99 215V214H98ZM101 216H102V214H100ZM108 215V214H107ZM112 215L113 214H111V216L110 215H108V216H110V217H112ZM130 215V216H131ZM149 215V214H148ZM161 215V214H160ZM51 216H54V214H52ZM58 216V215H57ZM74 216V215H73ZM77 215H75L74 217H76ZM84 216V214L82 215V217ZM88 216V215H87ZM95 216H93L94 218H95ZM100 216V217H101ZM103 216H105V215H103ZM128 216V215H127ZM133 216V215H132ZM135 216V215H134ZM159 216V215H158ZM165 216V215H164ZM13 217H11V218H13ZM47 217H49V215H47ZM62 217V216H61ZM66 217V216H65ZM69 217V218H70ZM79 217V216H78ZM81 217V218H82ZM85 217V216H84ZM106 217V216H105ZM157 217V216H156ZM170 217V216H169ZM175 217H174V219H175ZM8 218V217H7ZM55 218V217H54ZM68 218V217H67ZM66 218V219H67ZM87 218V217H86ZM89 218V217H88ZM93 218V219H94ZM96 218H98V216L96 217ZM113 218H114V216H113ZM133 218H135V217H133ZM142 218H143V216H142ZM148 218V217H147ZM151 218H153V217H151ZM172 218V217H171ZM10 219V218H9ZM46 219H48V218H46ZM64 218L62 217V219L61 220H63ZM79 219V218H78ZM83 219V218H82ZM111 220H113L112 218H110ZM117 219H118V217H117ZM132 219V218H131ZM150 219V218H149ZM156 219V218H155ZM162 219V218H161ZM166 219V218H165ZM164 219V221H166ZM51 220V219H50ZM54 220V219H53ZM56 220V219H55ZM59 220H60V218H59ZM58 220V221H59ZM70 219H68V221H69ZM85 220V219H84ZM89 220V219H88ZM100 220V219H99ZM102 220H104V219H102ZM111 220H110V222H111ZM116 220V219H115ZM145 220V219H144ZM154 220V219H153ZM170 220V219H169ZM172 220V219H171ZM178 222H179V220L178 219H176ZM72 221V220H71ZM70 221V222H71ZM75 221H77V220H75ZM107 221V220H106ZM114 221V220H113ZM118 221V220H117ZM119 221H121V220H119ZM127 221V220H126ZM130 221V220H129ZM133 221V220H132ZM136 221H138L139 222V220L137 219ZM155 221V220H154ZM163 221V223H165L166 225H167V223L166 222H164ZM175 221V220H174ZM8 222V221H7ZM13 222H14V220H13ZM13 222H11V223H13ZM38 222V221H37ZM51 222V221H50ZM50 222H48V223H50ZM77 222H82V220H78ZM86 222H88V221H86ZM89 222H91V221H89ZM93 222V221H92ZM109 222V221H108ZM156 222H157V220H156ZM155 222V224H157ZM171 223H172V221H170ZM54 223V222H53ZM56 223H59V222H55V224ZM63 223H65V222H63ZM63 223H60V224H62L63 225ZM66 223H68V222H66ZM72 223V222H71ZM98 223H99V221H98ZM134 223H135V221H134ZM147 223V222H146ZM160 223V222H159ZM159 223L157 224V226L159 225ZM163 223H161V224H163ZM170 223V224H171ZM33 224V223H32ZM36 224V223H35ZM39 224V223H38ZM40 224H42L41 223V221H40ZM43 224H44V222H43ZM42 224V225H43ZM51 224V223H50ZM74 224V226L76 225V224H78L79 225V223H76L75 224V222L73 223ZM84 224H85V222H84ZM105 224V223H104ZM109 224V223H108ZM124 224H129L128 223V221H127V223H124ZM143 224V223H142ZM148 224V223H147ZM178 224V223H177ZM179 224L177 225V226H179ZM189 224H190V226H189ZM81 225V224H80ZM94 225V224H93ZM136 225V224H135ZM164 225V224H163ZM162 225V226H163ZM172 225V224H171ZM18 226H17V228H18ZM44 226H46V225H44ZM51 226H54L53 224L51 225ZM77 226V225H76ZM95 226V225H94ZM98 226H100V224L98 225ZM106 226V225H105ZM123 226V225H122ZM131 226V225H130ZM143 226V225H142ZM156 226V225H155ZM157 226L156 227H154V228H156L157 229ZM35 227V226H34ZM38 227V226H37ZM37 227H35L36 229H37V231L39 230L40 231V227H39V229L37 228ZM46 227H48V226H46ZM68 227V226H67ZM82 227H83V224H82ZM81 227V228H82ZM90 227V226H89ZM106 227H108V226H106ZM136 227V226H135ZM138 227H139V225H138ZM145 227V226H144ZM161 227V226H160ZM164 227V226H163ZM169 227V226H168ZM173 227V226H172ZM4 228H5V226H4ZM7 228V227H6ZM15 229H16V227H14ZM29 228H30V226H29ZM33 228V227H32ZM44 228V227H43ZM71 228V227H70ZM91 228V227H90ZM111 228V227H110ZM147 228V227H146ZM151 228H153L152 226H151ZM10 229V228H9ZM18 229H20V228H18ZM26 229V228H25ZM44 229H46V228H44ZM66 229V228H65ZM78 229V228H77ZM87 229V228H86ZM118 229V228H117ZM122 229V228H121ZM140 229V228H139ZM145 229V228H144ZM1 230V229H0ZM11 230V229H10ZM21 230V229H20ZM19 230V231H20ZM42 230V229H41ZM62 230H63V228H62ZM108 230H109V228H108ZM123 230H125V229H123ZM131 230V229H130ZM133 230V229H132ZM132 230L130 231V232H128L129 234L132 232ZM150 230V229H149ZM164 230H162V231H164ZM5 231V230H4ZM3 231V232H4ZM45 231V230H44ZM64 231V230H63ZM66 231V230H65ZM70 231H72V229L70 230ZM79 231H80V229H79ZM81 231H83V230H81ZM116 231V230H115ZM114 231V232H115ZM134 231V230H133ZM140 231V233H141V230H138V232ZM147 231H148V229H147ZM147 231H145V232H147ZM153 231V230H152ZM152 231H150V234L151 235H153L154 237H152V239H154L155 238V241H159V240H157L156 239V237H159V238H161L160 236H158L157 234H153V232ZM1 233H2V231H0ZM8 232H9V230H8ZM22 232H23V230H22ZM22 232H19V233H22ZM25 232V231H24ZM30 232V231H29ZM43 232V231H42ZM56 232V231H55ZM60 232V231H59ZM97 232V231H96ZM110 232H111V229L108 231V233L110 234ZM118 232V231H117ZM124 232V231H123ZM127 232V231H126ZM143 232V231H142ZM157 232H159V230L157 231ZM161 232V231H160ZM14 233V232H13ZM18 233V234H19ZM32 233V232H31ZM54 233V232H53ZM80 233V232H79ZM82 234H83V232H81ZM101 233V232H100ZM107 233V232H106ZM112 233V232H111ZM125 233V232H124ZM228 233H231L230 235L231 236H229L228 235ZM3 234L4 233H2V236H3ZM30 234V233H29ZM28 234V235H29ZM40 234H41V232H40ZM52 234V233H51ZM61 234V233H60ZM72 234V233H71ZM71 234H70V236H71ZM96 234V233H95ZM97 234H99V233H97ZM105 234V233H104ZM116 234V233H115ZM132 234V233H131ZM134 234V233H133ZM137 234V233H136ZM162 234V233H161ZM12 235V234H11ZM13 235H15V234H13ZM42 236L44 235V232H43V234H41ZM74 235V234H73ZM102 233H101V237H102ZM122 235V234H121ZM121 235H117V236H121ZM135 235V234H134ZM150 235V236H151ZM160 235V234H159ZM194 235V236H195ZM201 235V234H200ZM200 235H198V236H200ZM5 236V235H4ZM3 236V237H4ZM9 235H7V238H9L8 237ZM21 236V235H20ZM35 236H36V234H35ZM35 236H34V239H35ZM50 237H52L51 235H49ZM59 236V235H58ZM61 236V235H60ZM67 236V235H66ZM69 236V237H70ZM77 236V235H76ZM88 236V235H87ZM105 236V235H104ZM103 236V237H104ZM116 236V235H115ZM132 236V235H131ZM142 236H143V234H142ZM146 235H144V237H145ZM193 236V237H194ZM198 236H196V237H198ZM11 237V236H10ZM14 237V236H13ZM12 237V238H13ZM18 237V236H17ZM28 237V236H27ZM32 237V236H31ZM46 237H48L47 235H46ZM55 237V236H54ZM56 237H57V235H56ZM99 237V236H98ZM97 237V238H98ZM113 237V236H112ZM123 237V236H122ZM121 237V238H122ZM126 237V236H125ZM201 237V236H200ZM209 236H207V240L210 238H208ZM1 238V237H0ZM5 238H6V236H5ZM22 238V237H21ZM33 238V237H32ZM62 238H64L63 236H62ZM67 238V237H66ZM71 238V237H70ZM108 238H109V236H108ZM128 238V237H127ZM129 238L131 239V238H133L134 239V237H130L129 236ZM139 238V237H138ZM149 238V237H148ZM195 238V237H194ZM194 238H191V240L190 241H192ZM203 238L204 237H202V241H203ZM4 239V238H3ZM27 239H29V238H27ZM26 239V240H27ZM37 239H40V238H37ZM44 239V238H43ZM42 239V240H43ZM47 239V241H49V239L48 238H46ZM53 239V238H52ZM51 239V240H52ZM94 239H95V237H94ZM99 239V238H98ZM97 239V240H98ZM103 239V238H102ZM101 239V240H102ZM104 239H106L105 237H104ZM114 240H116L117 239V237H116V239H115V237L113 238ZM112 239V240H113ZM144 239V238H143ZM150 239V238H149ZM151 239V240H152ZM196 239V238H195ZM5 240V239H4ZM7 240V239H6ZM63 240V239H62ZM66 240V239H65ZM73 240V239H72ZM75 240H77V239H75ZM84 240H85V238H84ZM86 240H88V239H86ZM96 240V239H95ZM118 240V239H117ZM134 240H136V239H134ZM139 240H140V238H139ZM197 240V239H196ZM196 240L194 241V242H196ZM200 240H201V238H200ZM207 240H205V241H207ZM13 241V240H12ZM18 241V240H17ZM46 240H43V242H47ZM64 241V240H63ZM118 241H120V240H118ZM122 241L126 244V242L128 241L127 239L125 240V238L124 239H122L121 240V243H122ZM188 241V240H187ZM186 241V242H187ZM9 242V241H8ZM19 242H22L21 240L19 241ZM25 242V241H24ZM24 242H22V243H20V244H23ZM37 242H38V240H37ZM53 242V241H52ZM56 242V241H55ZM82 242V241H81ZM81 242H79V243H81ZM88 242V241H87ZM107 242H109V240H107ZM111 242H113V241H111ZM111 242L109 243V244H111ZM115 242V241H114ZM113 242V243H114ZM134 242H136V241H134ZM139 242V241H138ZM140 242L142 243V241L140 240ZM140 242H139V244H140ZM153 242V241H152ZM189 242V241H188ZM193 242V241H192ZM204 242V241H203ZM209 242H210V239H209ZM3 243V242H2ZM11 243V242H10ZM33 243H35V241L33 242ZM33 243H31L30 242V244H32V245H34ZM57 243H58V239H57ZM70 243V242H69ZM74 243H75V241H74ZM78 241L76 242V244L77 245H75L76 247L77 246H79L78 244ZM92 243H94V242H92ZM98 243H100L99 241H98ZM106 243V241L104 242V244ZM113 243H112V245H113ZM117 243V242H116ZM120 243V242H119ZM144 243H145V239H144ZM155 243H157V242H155ZM163 243H161L160 244V247H157L156 246V244L155 245H153L152 246V249H153V247L154 246H156L157 248L156 249H158V251L159 250H161L162 252H160L159 251V253H163V251H166V250H162L161 249V245L163 244ZM201 243V242H200ZM208 243V242H207ZM221 243V244H222ZM227 243V244H226ZM4 244V243H3ZM2 244V247L5 245V244H7V245H9L8 243H5L4 245ZM15 244V243H14ZM27 244H29V243H27ZM29 244V245H30ZM39 244V243H38ZM44 244V243H43ZM56 244V243H55ZM85 244V243H84ZM102 244V243H101ZM100 244V246H102ZM103 244V245H104ZM106 244H108V243H106ZM115 244V243H114ZM129 244H131V241L129 242ZM129 244H128V246H129ZM137 244V243H136ZM139 244H137V245H139ZM146 244V243H145ZM172 244V243H171ZM170 244V245H171ZM189 244V243H188ZM205 244V243H204ZM213 244V243H212ZM216 244V243H215ZM1 245V244H0ZM6 245V246H7ZM37 245V244H36ZM40 245V244H39ZM38 245V246H39ZM48 245V244H47ZM51 245V244H50ZM61 245H62V243H61ZM60 245V246H61ZM67 245V244H66ZM70 246H71V244H69ZM87 245V244H86ZM91 245V244H90ZM90 245H88L89 247H90ZM117 244H115V246H116ZM124 245V244H123ZM122 245V246H123ZM127 245V244H126ZM131 245H134V244H131ZM130 245V246H131ZM136 245V246H137ZM141 245H144V244H141ZM140 245V246H141ZM158 245H159V243H158ZM164 246H166L165 244H163ZM180 245V246H181ZM183 245H187V244H183ZM182 245V246H183ZM191 245H192V243H191ZM198 246H199V241H198V244H197ZM211 245V244H210ZM14 246V245H13ZM26 246V245H25ZM31 246V245H30ZM37 246V247H38ZM64 246V245H63ZM62 246V247H63ZM73 246L74 245H72V249H73ZM82 246H84V245H82ZM81 246V247H82ZM87 246V247H88ZM107 246V245H106ZM119 246V245H118ZM121 246V247H122ZM125 246V245H124ZM145 246V245H144ZM177 246V245H176ZM175 246V247H176ZM181 246V247H182ZM188 246V245H187ZM190 246V245H189ZM217 246V245H216ZM218 246H217V248H218ZM222 246V245H221ZM1 247V246H0ZM17 247V246H16ZM27 247H29V246H27ZM88 247V248H89ZM93 247V246H92ZM92 247H90V248H92ZM95 247V246H94ZM108 247V246H107ZM117 247V246H116ZM139 247V246H138ZM142 247V246H141ZM149 247V246H148ZM148 247H146L147 249H148ZM166 247H168V246H166ZM165 247V248H166ZM185 247V246H184ZM192 248H193V245L191 246ZM203 247V246H202ZM210 247V246H209ZM208 247V248H209ZM224 248H225V246H223ZM7 248V247H6ZM9 248V247H8ZM12 248V247H11ZM15 248V247H14ZM22 248V247H21ZM30 248H32V247H30ZM29 248V249H30ZM41 248V247H40ZM46 248H48V247H46ZM56 248V247H55ZM64 248H67V247H64ZM69 248H71V247H69ZM89 248V249H90ZM102 248V247H101ZM109 248V247H108ZM114 248V247H113ZM137 248V247H136ZM143 248V247H142ZM150 248V250H151V246L149 247ZM155 248V247H154ZM162 248H163V246H162ZM164 248V249H165ZM177 249L179 248L178 246L176 247ZM221 248V247H220ZM5 249V248H4ZM10 249V248H9ZM18 249V248H17ZM16 249V250H17ZM43 249H45V248H43ZM42 249V250H43ZM49 249V248H48ZM76 248H74L73 250H75ZM77 249H78V247H77ZM94 249V248H93ZM96 249V248H95ZM97 249H99L100 250V248L98 247ZM96 249V250H97ZM104 249V250H103ZM102 250H101V252L100 253H103V256L105 255V253L107 252L106 251V248H103ZM112 249V248H111ZM130 249H132L131 247H130ZM134 249H135V246H134ZM175 249V248H174ZM177 249H175L176 251H178ZM180 249H182V248H180ZM186 249V248H185ZM234 251H233V250ZM14 250V249H13ZM12 250V251H13ZM15 250V251H16ZM34 250V249H33ZM33 250H31V251H33ZM36 250V249H35ZM47 250V249H46ZM46 250H44V252H46ZM53 248H52V252H53ZM65 251H66V249H64ZM71 250V249H70ZM79 251H80V249H78ZM82 250V249H81ZM84 250V249H83ZM99 250H97L98 252H99ZM116 250V249H115ZM143 250H144V248H143ZM196 250V249H195ZM199 250V249H198ZM204 250V249H203ZM214 250V249H213ZM220 250V249H219ZM225 250V249H224ZM225 250V251H226ZM3 251V250H2ZM8 251V250H7ZM14 251V253L16 254V252ZM26 251H28V250H26ZM38 251V250H37ZM57 251V250H56ZM69 251V250H68ZM90 251H92L91 249H90ZM102 251H105V253L104 252H102ZM114 251V250H113ZM117 251V250H116ZM121 251V250H120ZM126 250H124V251H122V252H124V253H128V251H126ZM135 251H136V249H135ZM138 251V250H137ZM145 251H147V250H145ZM153 252H155L156 254H157V251L156 250H152ZM182 250H180V252H181ZM197 251V250H196ZM195 251V252H196ZM200 251V250H199ZM208 251V250H207ZM220 251H222V250H220ZM3 252H5V250L3 251ZM20 252V251H19ZM18 252V253H19ZM24 253H26L25 252V250L23 251ZM33 252H35V251H33ZM32 252V253H33ZM39 252V251H38ZM58 252H61V250L60 251H58ZM63 253H64V251H62ZM61 252V253H62ZM67 252V251H66ZM86 252H88V250H86ZM94 252V251H93ZM92 252V253H93ZM129 252H131V251H129ZM140 252V251H139ZM139 252H138V255H139ZM143 252V251H142ZM150 252V253H149ZM148 253L151 255V251H149ZM168 251H166V254H165V252H164V255L165 256H163V257H160V258H163V259H165V257L166 256H168V258H169V256H172V254L170 253V255H168V253H167ZM179 252V251H178ZM190 252H191V249H190ZM212 252H214V251H212ZM216 252V251H215ZM218 252V251H217ZM261 252V253H260ZM8 253V252H7ZM7 253H6V256H7ZM12 253V252H11ZM17 253V254H18ZM35 253H37V252H35ZM50 253V252H49ZM57 253V252H56ZM69 253V252H68ZM75 253V252H74ZM83 253V252H82ZM82 253H80V254H82ZM91 253V254H92ZM110 253V252H109ZM115 253V252H114ZM114 253H111V254H114ZM141 253V252H140ZM144 253V252H143ZM143 253L141 254V255H143ZM154 253V254H155ZM186 254L185 256L183 255V254ZM182 253H180V254H182V255H180L179 253H174L173 254V258H176V259H178L181 263H187V264H206L205 262H209V256H210V259H211V255H205V253H203V257H201V256H199V255H197L198 257H194V255L196 256V254H192V255H187V251L186 252H182ZM191 253H194V252H191ZM202 252H200V254H201ZM208 253V252H207ZM10 254V253H9ZM20 254V253H19ZM39 254V253H38ZM45 254V253H44ZM70 254V253H69ZM73 254V253H72ZM84 254H87V253H83V256L84 257H86L87 255H84ZM89 254V253H88ZM94 254H95V252H94ZM108 254V252L106 253V255ZM130 254V253H129ZM132 254H134V252L132 253ZM131 254V255H132ZM145 254H146V252H145ZM212 254V253H211ZM214 254V253H213ZM212 254V255H213ZM221 254V253H220ZM226 254H227V256H229L228 255V253L226 252ZM1 255V254H0ZM13 255V254H12ZM52 255V254H51ZM65 255V254H64ZM76 255V254H75ZM110 255V254H109ZM109 255H107V256H109ZM122 255H124V254H121V256ZM137 255V256H138ZM161 255H163V254H161ZM202 255V254H201ZM208 256V257H206V258H204L205 256ZM217 256H219L218 254H216ZM9 256V255H8ZM11 256V255H10ZM21 256V255H20ZM27 256V255H26ZM42 256V255H41ZM55 256V255H54ZM53 256V258H55ZM60 256V255H59ZM66 256V255H65ZM68 256V255H67ZM78 256V255H77ZM83 256L81 255L80 257H82L83 258ZM89 256V255H88ZM87 256V257H88ZM91 256V255H90ZM94 256V255H93ZM107 256H105V258L107 257ZM113 256V255H112ZM115 256V255H114ZM118 257H120V254H118L117 255ZM134 256V255H133ZM149 256V255H148ZM158 256H160V255H158ZM223 256H225V255H223ZM222 256V257H223ZM45 256H43V258H44ZM69 257V256H68ZM71 257H73V256H71ZM111 257V255L109 256V258ZM117 257V259H118V261H119V258ZM125 257L127 258V255H125ZM125 257H123V258H125ZM135 257H136V255H135ZM139 257H141V256H139ZM151 257V256H150ZM214 257V256H213ZM216 257V256H215ZM220 257V256H219ZM16 258V257H15ZM20 258V257H19ZM33 258H34V256H33ZM36 258V257H35ZM52 258V257H51ZM59 258V257H58ZM61 258H63V256H61ZM74 258V257H73ZM76 258V257H75ZM79 258V257H78ZM77 258V259H78ZM82 258H81V260H82ZM99 258V257H98ZM98 258H97V260H98ZM103 259V260H107L108 261V259ZM122 258V257H121ZM120 258V259H121ZM125 258V259H126ZM131 258V257H130ZM158 258V257H157ZM171 258V257H170ZM199 260H198V259ZM224 258H226V257H224ZM11 259V258H10ZM13 259V258H12ZM11 259V260H12ZM18 259V258H17ZM16 259V260H17ZM25 259V258H24ZM31 259V258H30ZM47 259V258H46ZM45 259V260H46ZM66 259V258H65ZM65 259H63V261L65 260ZM68 259V258H67ZM72 259V258H71ZM70 259V260H71ZM80 259V258H79ZM84 259V258H83ZM100 259H101V257H100ZM111 259V258H110ZM116 259V258H115ZM128 259V258H127ZM140 259V258H139ZM147 259V258H146ZM153 259V258H152ZM172 259V258H171ZM176 259H174V260H176ZM205 260V262H203L204 260ZM208 259V260H207ZM215 258H212L211 260H214ZM220 259V258H219ZM219 259L217 260V262L219 261ZM1 260H2V258H1ZM14 260V259H13ZM19 260H21V259H19ZM33 260V259H32ZM38 260V259H37ZM51 260V259H50ZM60 260V259H59ZM74 260V259H73ZM76 260V259H75ZM88 260V259H87ZM95 260V259H94ZM112 260V259H111ZM113 260H114V258H113ZM143 260V259H142ZM149 260H151V259H149ZM211 260H210V262H211ZM221 260V259H220ZM223 260V259H222ZM7 261H9V259L7 260ZM28 261H29V259H28ZM28 261H27V263H28ZM43 261V260H42ZM42 261H40V262H42ZM47 261V260H46ZM63 261H62V263L61 264H63ZM67 262H68V260H66ZM85 261V260H84ZM89 261H92L91 259L89 260ZM99 261H101V260H99ZM107 261H105L106 263H107ZM117 261V260H116ZM124 261V260H123ZM215 261H216V259H215ZM215 261L213 262H209L210 264H214L215 263ZM3 262H5V260L3 261ZM15 262V261H14ZM13 262V263H14ZM17 262H20V261H17ZM50 262V261H49ZM74 262V264L77 262H75V261H73ZM102 262V261H101ZM104 262V261H103ZM110 263H112L111 261H109ZM127 262V261H126ZM130 262V261H129ZM128 262V263H129ZM131 262H132V260H131ZM143 262V261H142ZM179 262V264H181ZM221 262V261H220ZM224 262V261H223ZM1 264H2V262H0ZM12 263V262H11ZM25 264H27L26 262H24ZM34 263V262H33ZM32 263V264H33ZM36 263V262H35ZM52 263V262H51ZM87 263V262H86ZM89 263V262H88ZM92 263V262H91ZM96 263V262H95ZM122 263V262H121ZM124 263V262H123ZM127 263V264H128ZM159 263H160V261H159ZM168 263V262H167ZM172 263V262H171ZM175 263L177 264V262L175 261ZM6 264H7V262H6ZM19 264H23L22 262L21 263H19ZM46 264V263H45ZM47 264H49V263H47ZM53 264V263H52ZM60 264V263H59ZM67 264H69V262L67 263ZM71 264H73L72 262H71ZM80 264H82V262L80 263ZM94 264V263H93ZM102 264V263H101ZM104 264V263H103ZM120 264V263H119ZM125 264V263H124ZM215 264H217V263H215ZM218 264H220V263H218ZM221 264H223L222 262H221Z\"/></svg>",
    "mask_w": 264,
    "mask_h": 264
}]
</instances>
